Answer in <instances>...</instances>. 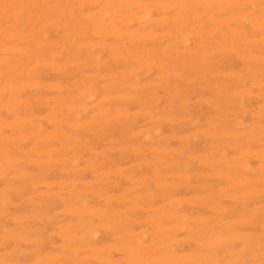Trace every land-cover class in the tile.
<instances>
[{
  "label": "rangeland",
  "instance_id": "rangeland-1",
  "mask_svg": "<svg viewBox=\"0 0 264 264\" xmlns=\"http://www.w3.org/2000/svg\"><path fill=\"white\" fill-rule=\"evenodd\" d=\"M2 1V2H1ZM6 1V2H5ZM16 1V2H15ZM25 2H23V0H11V2L9 1V0H0V45L2 46H0V103L3 105V104H5L4 106H1V108H0V129H2V131L0 130V158H2L1 159V161H0V172L1 171H3L4 169H5V167H8L9 169H5L4 171H3V173H4V175H2V172L0 173V190L2 191V192H4V193H2L1 191H0V196H2L3 195V197H0V224H1V222H2V220H3V222H2V224H1V226H0V254H1V256H0V264H9V259H11V263L10 264H16L17 263V260H19L18 261V263L19 264H60V262H61V264L62 263H64V264H85V263H89V264H92V263H94V264H106L105 262H103V261H108L107 262V264H134V262H136L135 264H161V263H163V264H184V260H185V264H190V263H192V264H206L205 263V261L207 262V263H209V264H213V263H216L217 261H218V264H264V254L262 253V252H264V236H262V235H264L263 234V232H264V226H262L263 224H264V218H263V216H264V212L262 211V209H264L263 207H264V190H263V186H264V173H262V172H264L263 171V169L264 168H262L261 166H264V159H263V157H264V150L262 149V148H264V145H262V140H264V128L263 127H261V124L264 126V109H262V108H264V43L262 44V42H260V41H262V40H264V0H96V2L94 1V0H34V1H36L37 3L39 2V4H40V2L41 3H44V4H37L36 2H34L33 0H24ZM43 1V2H42ZM46 1L48 2L47 4H46ZM63 2V3H61V2ZM81 1V2H80ZM86 1V3H84ZM118 1H119V3H118ZM165 1V2H164ZM238 1V2H237ZM251 1H253V3L251 2ZM257 1V2H256ZM7 2H8V4H7ZM15 2V3H14ZM21 2H22V4H21ZM49 2H53L52 4H50ZM54 2H55V4H54ZM90 2V4H92V6L89 4L88 5V3ZM92 2H95L96 3V5L94 4V3H92ZM108 2H111V4L110 3H108ZM122 2V3H121ZM127 2V3H126ZM176 2V3H175ZM178 2V3H177ZM181 2V3H180ZM14 3V4H13ZM21 4L23 7L21 8V5H19V4ZM67 3V4H66ZM115 3V4H114ZM116 3H117V5H116ZM190 3V4H189ZM222 3H223V5H222ZM235 3V4H234ZM253 5H252V4ZM256 3V4H255ZM19 6H18V5ZM28 4L30 5V6H28ZM62 4V5H61ZM66 4V5H65ZM73 4V5H72ZM103 4V5H102ZM125 4V5H124ZM129 4V5H128ZM167 4H168V6H167ZM215 4H217V6H214ZM7 5H9V6H7ZM15 5V6H14ZM17 5V6H16ZM25 5V6H24ZM51 5H53V6H51ZM59 7H58V6ZM69 5H70V8L71 7H73V9L71 10L70 8H69ZM72 5V6H71ZM77 5V6H76ZM79 5V6H78ZM83 5V6H82ZM98 5V6H97ZM113 5V6H112ZM124 5V6H123ZM135 5V6H134ZM137 5H138V7H137ZM158 5V6H157ZM171 5V6H170ZM176 5V8H173L174 6ZM213 5V6H212ZM220 5V6H219ZM233 5V6H232ZM6 6V7H5ZM14 8H13V7ZM45 8V11H44V9H43V7ZM68 6V7H67ZM83 7V9H81L82 7ZM86 6V7H85ZM115 6L116 7H121L120 9L119 8H116L115 9ZM125 6H127V7H125ZM152 6V7H151ZM167 6V7H166ZM179 8H178V7ZM186 6V7H185ZM203 6V7H202ZM259 6V8H257ZM28 7V8H27ZM30 7V8H29ZM43 9H41V8ZM49 7V8H48ZM50 7H51V9H50ZM65 7V8H64ZM78 7H80V8H78ZM101 7H102V9H101ZM105 9H107V10H104L103 11V9L104 8ZM110 7V8H109ZM123 7V8H122ZM181 7V8H180ZM200 7V8H199ZM13 8V9H12ZM26 8V9H25ZM36 8V9H35ZM59 8V9H58ZM92 8V9H91ZM142 8V9H141ZM164 8H165V11H164ZM179 10H178V9ZM185 8V9H184ZM193 8H194V10H193ZM12 9V10H11ZM41 9V10H40ZM54 9H56V10H54ZM62 9V10H61ZM65 9V10H64ZM68 9H70V11L68 10ZM74 9H76V11L74 10ZM112 9H115V12H114V10H112ZM139 9H141V10H139ZM168 9V10H167ZM183 9V10H182ZM197 9H199V11L197 10ZM4 10H6L5 12H3ZM8 10V11H7ZM28 12H27V11ZM37 10V11H36ZM40 10V11H39ZM51 10V11H50ZM61 10V11H60ZM69 11V12H71L72 14V16L70 15V13H68V11L67 12H64V11ZM83 10V11H82ZM96 10H97V12H96ZM109 10H111V11H109ZM119 10H121V11H119ZM130 10V11H129ZM150 11V12H148V11ZM181 10V11H180ZM235 10V11H234ZM239 10V11H238ZM247 10V11H246ZM261 10H263V11H261ZM22 11H24V12H22ZM73 11V12H72ZM80 11V12H79ZM92 11H94L93 12V14H92ZM103 11V12H102ZM105 11H107V13H108V15H106V12ZM129 11V12H128ZM132 11H133V14H130V13H132ZM148 12V13H146V12ZM163 11H164V13H163ZM175 11V12H174ZM193 13H192V12ZM197 11V12H196ZM221 11V12H220ZM240 11H241V13H240ZM250 11V12H249ZM252 11H255V13L253 14L252 13ZM27 12V13H26ZM35 12H36V14H35ZM38 12V13H37ZM40 12V13H39ZM46 12V13H45ZM58 14H57V13ZM75 12V13H74ZM113 12L115 13V15H113ZM186 12H187V14H186ZM226 12V13H225ZM234 12V13H233ZM263 12V14L261 15V13ZM25 13H26V15H25ZM33 15H31V14ZM46 15H45V14ZM51 13H55L56 15H50ZM78 13V14H77ZM83 13V14H82ZM88 13H90V14H92V15H89ZM99 13V14H98ZM109 13H111V14H109ZM125 13H126V15H128V17L125 15ZM143 13H145V14H143ZM149 13H150V15H149ZM175 13V14H174ZM191 13H192V15H191ZM212 13V14H211ZM214 13V14H213ZM240 13V14H239ZM246 13V14H245ZM251 13V14H250ZM259 13V14H258ZM22 14V15H21ZM23 14L25 15V16H23ZM29 14V15H28ZM40 14V15H39ZM61 14H63L62 16H61ZM67 16H66V15ZM68 14H69V16H68ZM96 14H98L97 16L99 17V18H97V16H96V18L94 17ZM118 14V15H117ZM131 16H130V15ZM135 14V15H134ZM146 14H148V15H146ZM221 14V15H220ZM232 14V15H231ZM10 15L12 16V17H10ZM28 15V16H27ZM39 15V16H38ZM41 15H42V17H41ZM59 15V16H58ZM74 15H75V17H74ZM77 15V16H76ZM80 15V16H79ZM84 15V16H83ZM103 17H102V16ZM112 15V16H111ZM117 15V16H116ZM132 15H134V18H133V16ZM144 15V16H143ZM188 15H189V17H188ZM199 15V16H198ZM209 15V16H208ZM215 15V16H214ZM259 17H257V16ZM261 15V16H260ZM8 18H7V17ZM64 16V17H63ZM87 16V17H86ZM90 16V17H89ZM109 16V17H108ZM111 16V17H110ZM115 16V17H114ZM124 16V17H123ZM126 16V17H125ZM141 16H143V17H141ZM146 16V20L145 19H142V18H144ZM165 16V20L167 21V23H166V21L164 20V17ZM197 16V17H196ZM202 16V17H201ZM218 16V17H217ZM246 18V20L244 19V20H242L244 17ZM28 17H30V18H28ZM40 17V18H39ZM52 17V18H51ZM73 17V18H72ZM101 17H102V19H101ZM106 17V18H105ZM117 17V18H116ZM120 17H123V19L121 18L120 19ZM138 18V20H139V22H138V20L136 21V19ZM140 17H141V22H140ZM149 17V18H148ZM175 17V18H174ZM196 17V18H195ZM200 17V18H199ZM209 17H212L213 19L215 18V20L213 21V19L211 18V20H208V18ZM257 17V18H256ZM15 18V19H14ZM27 18V19H26ZM36 18H37V20H36ZM46 18H47V22H46ZM51 18V19H50ZM70 18H72L70 21H69V19ZM90 18H92L91 20H90ZM103 18H105L104 19V22H102V26H101V21H103ZM116 18V19H115ZM125 18H127L126 20H128V21H126L125 20ZM133 19V21H132V19ZM163 18V19H162ZM193 18H194V21H193ZM236 18V19H235ZM255 18V19H254ZM21 19H24V20H21ZM39 19H41V21H39ZM66 19V20H65ZM119 19V20H118ZM150 19V20H149ZM155 19H157L156 20V24H154L155 22H153V21H155ZM196 19L198 20V21H196ZM204 19H206V20H204ZM210 19V18H209ZM226 21H225V20ZM227 19H228V21H227ZM233 19H235V21L233 20ZM238 19V20H237ZM241 19V20H240ZM263 19V20H262ZM15 20H17V21H15ZM55 20V21H54ZM56 20H57V22H56ZM60 20V21H59ZM63 20V21H62ZM86 20V21H85ZM94 20V21H93ZM97 20H100V22L98 21V22H96L95 23V21H97ZM105 20H106V22H105ZM118 20V21H117ZM152 20V21H151ZM159 20H160V22H159ZM162 20V21H161ZM172 20V21H171ZM189 21V23H188V21ZM222 20V21H221ZM251 21V22H249V21ZM253 20H255V21H253ZM256 20H257V22H256ZM14 21V22H13ZM44 21V22H43ZM56 22V23H53V22ZM60 23H59V22ZM66 21V22H65ZM78 21V22H77ZM108 21H109V23H108ZM113 21V22H112ZM116 23H115V22ZM165 22V23H162V22ZM178 21V22H177ZM219 21H221V22H219ZM233 21V22H232ZM261 21V22H260ZM37 22V23H36ZM39 22V23H38ZM80 22V23H79ZM92 22V23H91ZM118 22V23H117ZM128 22V23H127ZM131 24H130V23ZM133 22V23H132ZM158 22V23H157ZM170 22V23H169ZM186 22V23H185ZM198 23V24H195V23ZM208 22H210L209 24H207ZM213 22H214V24H213ZM226 22V23H225ZM253 22H255V23H253ZM17 23V24H16ZM28 23V24H27ZM53 23V24H52ZM60 25H59V24ZM84 23H85V25H84ZM94 23V24H93ZM110 23H113V24H111L110 25ZM125 23V24H124ZM126 23H127V25H126ZM138 23H140V24H138ZM142 23H144L143 25H142ZM185 25H184V24ZM204 23V24H203ZM219 23V24H218ZM237 23V24H236ZM245 23V24H244ZM10 25V27L11 26H14L15 28L13 29V27H11V31L9 30V26L8 25ZM48 24V25H47ZM52 24V25H51ZM66 24H68V25H66ZM71 26H70V25ZM76 24V25H75ZM88 24H90L91 25V27H90V25H88ZM98 24H99V26H98ZM108 24V25H107ZM119 26H118V25ZM124 24V25H123ZM130 24V25H129ZM150 24H151V26H150ZM153 24V25H152ZM171 24H173V26L171 25ZM192 24H194V26H192ZM201 24H202V26H201ZM207 24V25H206ZM227 24V25H226ZM239 24H241V25H239ZM254 24H255V26H254ZM259 24H260V26H259ZM8 27H7V26ZM33 26V27H30V26ZM43 25V26H42ZM51 25V26H50ZM64 25V26H63ZM66 25V26H65ZM98 27H100V28H98L97 29V26ZM115 25V26H114ZM122 25V26H121ZM134 25V26H133ZM200 25V26H199ZM238 25V26H237ZM245 25V26H244ZM6 26V27H5ZM17 26V27H16ZM24 26H26V27H24ZM42 26V27H41ZM50 26V27H49ZM54 26V27H53ZM84 26V27H83ZM117 26V27H116ZM125 26V27H124ZM130 26V29L129 28H127V27H129ZM141 28H140V27ZM142 26H144L145 28H146V30L145 31H143L144 29V27L142 28ZM148 26V27H147ZM157 26V27H156ZM162 26V27H161ZM185 28H184V27ZM206 26V27H205ZM22 27H24L22 30H21V28ZM40 27H41V29H40ZM44 27H47V28H44ZM61 27H63V28H61ZM68 27V28H67ZM74 27H76V28H74ZM77 27H79V28H77ZM82 27V28H81ZM120 29H119V28ZM201 27V28H200ZM227 27V28H226ZM235 29H234V28ZM237 27H240V28H237ZM51 28V29H50ZM53 28H58V29H55V30H57L59 33H57V31H55ZM61 28V30H59ZM71 28V29H70ZM102 28V29H101ZM109 28V29H108ZM121 28H123V29H121ZM139 30V28H140V30L138 31L137 29ZM153 30H152V29ZM163 28V29H162ZM170 28V29H169ZM187 28H189V29H187ZM200 28V29H199ZM231 28V29H230ZM244 28V29H243ZM260 28V29H259ZM4 29H5V31H4ZM45 29V30H44ZM73 29V30H72ZM76 29V30H75ZM84 29V30H83ZM92 29V31H90ZM95 29V30H94ZM106 29V30H105ZM117 30V31H115V30ZM125 29V30H124ZM143 29V30H142ZM156 29V30H155ZM184 29V30H183ZM243 29V30H242ZM255 29H256V31H255ZM36 30V31H35ZM83 30V31H82ZM100 30V32H98ZM128 30V31H127ZM131 30V31H130ZM132 30H135L136 31V33L135 34H131L130 36H132V35H135L134 37L132 36V37H130L129 36V33H133V32H135V31H132ZM153 32H152V31ZM168 30V31H167ZM173 30V31H172ZM177 30H179V31H177ZM188 30H190V31H188ZM210 30H212V31H210ZM227 30V31H226ZM241 30H242V32H241ZM32 31V32H31ZM40 31H42V32H40ZM63 31H64V33H63ZM73 31V32H72ZM94 31L96 32H98V34H95L94 33ZM102 31V32H101ZM105 31V32H104ZM110 31V32H109ZM114 31V32H113ZM141 31V33H139ZM150 31H151V33H150ZM154 31H156V32H154ZM214 31H216V32H214ZM235 31V32H234ZM240 32V34L239 33H237V32ZM255 31V32H254ZM66 32V33H65ZM73 34H72V33ZM112 32V33H111ZM119 32H120V34H119ZM124 32V33H123ZM142 32L144 33V32H146L147 34H142ZM181 32V34H179ZM185 32V33H184ZM196 32H197V34H196ZM202 32V33H201ZM228 32V33H227ZM234 32V33H233ZM3 33V34H2ZM17 33V34H16ZM19 33V34H18ZM34 33V34H33ZM43 33V34H42ZM57 33V34H56ZM72 35H71V34ZM86 33V34H85ZM91 33V34H90ZM102 33V34H101ZM110 33V34H109ZM113 33H115V34H113ZM139 33V34H138ZM149 33H150V35L151 34H153V35H149ZM161 33V34H160ZM162 33H163V35H162ZM183 33V34H182ZM188 33V34H187ZM191 33H192V35H191ZM194 33H195V35H197V36H195L194 35ZM213 33V34H212ZM217 33V34H216ZM224 33V34H223ZM253 33H255L254 35H253ZM38 36H37V35ZM69 34V35H68ZM117 34H119V35H117ZM123 34H126V35H123ZM138 35V37H136L137 35ZM212 34V35H211ZM17 35V36H16ZM22 35V36H21ZM50 35V36H49ZM61 35V36H60ZM63 35V36H62ZM65 35V36H64ZM66 35H68V38H67V36ZM81 35V36H80ZM84 35V36H83ZM94 35H95V38H94ZM105 36V38H104V36ZM108 35H109V37H108ZM110 35H111V37H110ZM114 37H113V36ZM122 35V36H121ZM140 35H143V36H140ZM159 35V36H158ZM177 35H179V36H177ZM183 35V36H182ZM186 35V36H185ZM190 35H191V37H193V38H191L190 37ZM214 35V36H213ZM229 35V36H228ZM253 35V36H252ZM18 36H21L20 37V40L17 38ZM28 36H30V37H28ZM32 36V37H31ZM34 36V37H33ZM59 36V37H58ZM70 36V37H69ZM83 36V37H82ZM89 36V37H88ZM120 36V37H119ZM145 36H147V37H145ZM150 38H149V37ZM156 36V37H155ZM161 36V37H160ZM168 36V37H167ZM175 36V37H174ZM177 36V37H176ZM205 38H204V37ZM237 36H238V40H237ZM247 36V37H246ZM28 37V38H27ZM36 37L38 38V39H36ZM46 37V38H45ZM63 37V38H62ZM74 37V38H73ZM81 38V39H78V38ZM86 37V38H85ZM100 37V38H99ZM123 37V38H122ZM170 37H171V39H170ZM173 37V38H172ZM187 37V38H186ZM189 37V38H188ZM208 37V38H207ZM236 37V38H235ZM251 37V38H250ZM4 38V39H3ZM8 38V39H7ZM30 38L33 40H30ZM71 38V39H70ZM98 38H99V40H98ZM103 38H104V41H103ZM109 38V39H108ZM131 38H132V40H131ZM144 38H146L145 39V41H144ZM148 38V39H147ZM158 38V39H157ZM162 38V39H161ZM175 38V39H174ZM183 38H185V40L183 39ZM203 38V39H202ZM210 38V39H209ZM213 38V39H212ZM233 38H235L234 40H235V42H234V44L233 45H231V40H233ZM246 38V39H245ZM260 38V39H259ZM261 38H262V40H261ZM12 39V40H11ZM15 39H18V40H15ZM29 39V40H28ZM37 41H36V40ZM45 39V40H44ZM61 39V40H60ZM66 41H65V40ZM70 39V40H69ZM102 39V40H101ZM118 39H119V41H118ZM139 39V40H138ZM141 39H143V40H141ZM170 39V40H169ZM173 39V40H172ZM184 41H183V40ZM187 39V40H186ZM209 39V40H208ZM215 39V40H214ZM245 39V40H244ZM257 39V40H256ZM259 39V40H258ZM56 40V41H55ZM63 40V41H62ZM78 40V41H77ZM92 40V41H91ZM101 40V41H100ZM116 40V41H115ZM121 40V41H120ZM127 40V41H126ZM130 40V41H129ZM163 40V43L161 42ZM182 40V42L183 43H181L180 41ZM233 40V41H234ZM253 40H256V41H253ZM2 41V42H1ZM17 41V42H16ZM27 41H29V42H27ZM31 41V42H30ZM48 43H47V42ZM68 41V42H67ZM98 43V41H100L97 45H93V42H94V44L96 43V42ZM103 41V42H102ZM133 43H135V44H133ZM135 41V42H134ZM142 41H143V43H142ZM148 41H150V42H148ZM160 41V42H159ZM229 41V42H228ZM238 41V42H237ZM251 41V42H250ZM252 41H253V43H252ZM47 44H46V43ZM119 44H118V43ZM127 42H129V43H127ZM139 42H141L142 43V45H141V43H139ZM147 42V43H146ZM156 42V43H155ZM167 42H169V43H167ZM180 42V43H179ZM215 42H217V43H215ZM221 42V43H220ZM243 42H245V43H243ZM256 42V43H255ZM259 42V43H258ZM4 43V44H3ZM21 43V44H20ZM24 43H26V44H24ZM28 43V44H27ZM39 43V44H38ZM66 43V44H65ZM83 43H84V46H82L83 45ZM93 45V46H91V44ZM101 43V44H100ZM105 43V44H104ZM111 43V44H110ZM130 43H131V45H130ZM146 43V44H145ZM155 43V44H154ZM175 44L174 46H173V44ZM189 44V45H187V44ZM191 43V44H190ZM197 43V44H196ZM212 43V44H211ZM218 43H220V44H222L221 46L218 44ZM238 43V44H237ZM249 43H250V45H249ZM258 43V44H257ZM35 44V45H34ZM44 44H45V46H44ZM52 44V45H51ZM82 44V45H81ZM90 44V45H89ZM103 44V45H102ZM110 44V45H109ZM114 44V45H113ZM171 44V45H170ZM181 44V45H180ZM185 44L190 48L189 50H188V47L187 46H185ZM196 44V45H195ZM204 44V45H203ZM224 44H225V47H224ZM227 44V45H226ZM230 44V45H229ZM243 44V45H242ZM253 44H255V45H253ZM257 44V45H256ZM4 45V46H3ZM13 45H14V47L16 48V47H18V48H13V49H11V47H13ZM29 45V46H28ZM54 45H55V48H54ZM58 45V47H59V49L57 50V48H56V46ZM63 45H65V47H63ZM79 45V46H78ZM100 45V46H99ZM107 45V46H106ZM120 47H119V46ZM128 45V46H127ZM137 45H139V46H137ZM144 45V46H143ZM162 45V46H161ZM165 45V46H164ZM202 45V47H200ZM238 45V46H237ZM242 45V46H241ZM7 46H9L10 48L9 49H11V50H9L8 48H6ZM37 46V47H36ZM81 46V47H80ZM90 46V48H87V47H89ZM118 46V47H117ZM125 46V47H124ZM133 46H135V47H133ZM154 46V47H153ZM158 46L160 47V48H158ZM177 46H181V47H177ZM205 46L207 47V48H205ZM211 46V47H210ZM215 46V47H214ZM216 46H217V48H216ZM227 46V47H226ZM28 47V48H27ZM36 47V48H35ZM40 49H39V48ZM45 47V48H44ZM50 47H51V49L52 48H54V49H52V50H50ZM111 48V49H109V48ZM113 47V48H112ZM115 47V48H114ZM127 47H129V49L127 48ZM131 47V48H130ZM137 47H138V49H137ZM149 47V48H148ZM169 47H171V48H169ZM174 47V48H173ZM185 47L187 48L186 50L188 51H186L185 50ZM199 47H200V49H199ZM204 47V48H203ZM214 47V48H213ZM245 47H246V49H245ZM1 48H3V49H1ZM6 48V49H5ZM21 48H23V49H21ZM38 48V49H37ZM44 48V49H43ZM48 48V49H47ZM79 48V49H78ZM98 48V49H97ZM116 48H118L117 50H114V49H116ZM144 50H143V49ZM152 48V49H151ZM153 48H155V50L153 49ZM162 48H166L164 51L162 50ZM170 49V55H167L168 54V52H169V49ZM175 48L177 49V50H175ZM196 48H198V49H196ZM210 48H211V50H210ZM227 48V49H226ZM233 48V49H232ZM243 48V49H242ZM5 49V50H4ZM7 49H8V51H7ZM29 49V50H28ZM32 49V50H31ZM43 49V50H42ZM62 49V50H61ZM64 49V50H63ZM67 49H69V50H67ZM82 49V50H81ZM93 49V51H91ZM105 49V50H104ZM123 49V50H122ZM148 49V50H147ZM160 50V52H158L159 50ZM181 49V50H180ZM195 49H196V51H195ZM214 49V50H213ZM223 49H225V50H223ZM228 49H230L229 51H227ZM26 50V51H25ZM34 50H37L36 52L34 51ZM42 50V51H41ZM55 50H57V51H55ZM71 50H75V51H71ZM85 50V51H84ZM112 50H114V52H116L117 54H118V52L117 51H119V55H117L116 53H114ZM127 50V51H126ZM130 50V51H129ZM135 50V51H134ZM137 50V51H136ZM158 50V51H157ZM168 50V51H167ZM203 50V51H202ZM207 50H210L211 51V53H210V51H207ZM218 50H222V51H218ZM244 50V51H243ZM250 50V51H249ZM10 51V52H9ZM55 51V52H54ZM59 51V52H58ZM61 51V52H60ZM62 51H63V53H62ZM85 52V54H84V52ZM102 51V52H101ZM110 51H112V52H110ZM123 51H125V52H127L128 53V55L125 53V52H123ZM129 51V52H128ZM172 51V52H171ZM181 51V52H180ZM214 51H217V52H214ZM224 51V52H223ZM227 51V52H226ZM230 51H233V52H230ZM257 51L259 52V53H261V54H259V53H257ZM12 52V53H11ZM24 52V53H23ZM31 52V55H29L28 53H30ZM44 52V53H43ZM48 52V53H47ZM54 52V53H53ZM66 54H65V53ZM72 52H74V54H71ZM132 52V53H131ZM137 52L139 53V52H141V53H143V54H138V55H141L142 56V58H140V56H138L137 55ZM165 52V53H164ZM167 52V53H166ZM176 52V54H174L173 55V53H175ZM179 52V53H178ZM187 52V53H186ZM194 52H195V54H194ZM197 52V53H196ZM214 52V53H213ZM220 52H222V53H220ZM252 53V54H249V53ZM15 53V54H14ZM41 53V54H40ZM57 53H58V55H57ZM59 53H60V55H59ZM77 55H76V54ZM93 55H92V54ZM98 55H97V54ZM109 53H111V54H109ZM114 55H113V54ZM122 53V55L123 56H121L120 54ZM130 53V54H129ZM133 53H135V54H133ZM164 53V55H165V57H164V55H162ZM172 53V54H171ZM191 53V54H190ZM217 55H216V54ZM220 53V54H219ZM24 54H25V56H24ZM27 54H28V56H31L30 57V59H32L33 61H31V60H28V56H27ZM33 54H37V55H34L33 56ZM48 54H49V56H48ZM56 54V55H55ZM68 54V55H67ZM157 54V55H156ZM185 54H187V56L185 55ZM193 54V55H192ZM230 54H232V55H230ZM55 55V58L53 59V56ZM66 55H67V57H66ZM87 55H91V56H87ZM95 55H97V56H95ZM101 55V56H100ZM115 55H117L116 57H119V56H121L122 58H120L119 57V59H115V61H113L114 60V56ZM133 57H132V56ZM146 55V56H145ZM161 55V56H160ZM191 57H190V56ZM206 55V56H205ZM209 55V56H208ZM212 55H213V57H212ZM216 55V56H215ZM221 55V56H220ZM224 55V56H223ZM226 55V56H225ZM230 55V56H229ZM245 55V56H244ZM251 55V56H250ZM258 55L260 56V57H258ZM2 56H4L3 58H2ZM46 56V57H45ZM57 56V57H56ZM101 58H100V57ZM112 56H113V59H112ZM129 56V57H128ZM137 56V57H136ZM143 56H145V59H144V57ZM147 56H149V57H147ZM153 56V57H152ZM166 56L167 57H169V58H166ZM176 56H177V58H176ZM218 56V58H216ZM231 56H233V57H231ZM247 56L249 57L248 59H247ZM10 57V58H9ZM26 57V58H25ZM28 57V58H27ZM34 57V58H33ZM52 57V58H51ZM84 57V58H83ZM96 57L98 58L97 60H96ZM136 57V58H135ZM163 57V58H162ZM175 57V58H174ZM190 58V60H189V58ZM209 57V58H208ZM211 57V58H210ZM243 57H245V58H243ZM254 57H256L255 58V60L253 61V59H254ZM263 58V60H262V58ZM2 58V59H1ZM8 58V59H7ZM11 58H12V60H11ZM39 59V60H36V59ZM46 58V59H45ZM59 58V59H58ZM62 58H63V60H62ZM90 58H93V61H90V60H92V59H90ZM111 58V59H110ZM123 58H127V62H126V60L125 59H123ZM134 60H133V59ZM139 58V59H138ZM148 58V59H147ZM154 60H153V59ZM157 58V59H156ZM158 58H159V60H158ZM165 58V59H164ZM173 60V62H174V65H175V68H174V65H173V63H171L172 62V60ZM185 58V59H184ZM216 58V59H215ZM257 58H259V60L257 59ZM5 59V60H4ZM13 59H15V60H13ZM20 59L22 60V61H20ZM67 59V60H66ZM81 59V60H80ZM89 59V60H88ZM107 59H110L111 61H113L112 63H110L109 62V60H107ZM135 59L137 60L136 62H135ZM177 59H179V60H177ZM187 59V60H186ZM202 61H201V60ZM232 59H233V61H232ZM247 59V60H246ZM257 59V60H256ZM8 60V61H7ZM23 60H24V63H23ZM80 60V61H79ZM89 62H88V61ZM94 60H96V62L94 61ZM119 60V61H118ZM124 60H125V62H124ZM132 60V61H131ZM143 60H145V61H143ZM149 60H151L150 62H154V65H153V63H152V65L154 66V68L153 67H151V66H149L150 64L148 63V61ZM165 60V61H164ZM196 60V61H195ZM200 60V61H199ZM206 62H205V61ZM222 60H223V62H222ZM261 60H262V62H261ZM6 63H5V62ZM10 61H11V63H10ZM29 61V62H28ZM40 61V62H39ZM61 61V62H60ZM64 61H65V63H64ZM81 61H83L82 63H81ZM104 61V62H103ZM122 61V62H121ZM139 61H141V62H139ZM143 61V62H142ZM147 61V62H146ZM157 61V62H156ZM187 63H186V62ZM188 61H190V62H188ZM211 61V62H210ZM218 61H220V65H219V62ZM246 61V62H245ZM249 61V62H248ZM256 61V62H255ZM259 61V62H258ZM17 63V66L15 65L16 63ZM19 62H21V64H19ZM32 62V63H31ZM38 62V63H37ZM55 63V65H54V63ZM57 62V63H56ZM115 62H121V64L119 65V63L117 64V66H116V64H115ZM132 62V63H131ZM133 62H134V64H133ZM146 62V63H145ZM158 62H159V64H161V66L158 64ZM163 62H166V63H163ZM182 62V63H181ZM198 62H200V64L198 63ZM210 62V63H209ZM216 62V63H215ZM255 62V63H254ZM2 63V64H1ZM29 63H30V65H29ZM40 63V64H39ZM48 63H50V64H48ZM79 63V64H78ZM81 63V64H80ZM88 63V64H87ZM102 63V64H101ZM109 63V64H108ZM172 64V66H171V64ZM186 64V65H184V68H183V66H181L182 64ZM191 63H192V65H191ZM195 63V64H194ZM207 64V67H206V65H204V64ZM215 63V64H214ZM218 63V64H217ZM5 64L7 65V67L5 66ZM26 64V65H25ZM43 64V65H42ZM66 64V65H65ZM83 64V65H82ZM84 64H87L86 66L84 65ZM96 64V65H95ZM126 64V65H125ZM129 64H130V66H129ZM149 64V65H148ZM155 64H157V65H159L158 66V68H155V67H157ZM164 64H169V65H164ZM191 65V66H189V65ZM204 65V66H202V65ZM209 64V65H208ZM211 64V65H210ZM216 64H217V67H216ZM255 64V65H254ZM3 65V66H2ZM11 65L14 67H12V69L10 68V70L8 69L9 67H11ZM19 65V66H18ZM22 65V66H21ZM29 65V66H28ZM40 65V66H39ZM59 65V66H58ZM94 65H95V68H94ZM99 65V66H98ZM107 65V66H106ZM144 65H146L145 67H144ZM163 65V66H162ZM221 65H223L222 67H221ZM254 67H253V66ZM4 66H5V69H4ZM25 66H27L26 68H25ZM31 66V67H30ZM35 66V67H34ZM51 66H53L52 68H51ZM61 66V67H60ZM65 66H67V67H65ZM69 66V67H68ZM77 66H78V68H77ZM112 66V67H111ZM169 66H170V68H169ZM202 68H201V67ZM15 67H17L18 69H16ZM23 67V68H22ZM30 67V68H29ZM47 67V68H46ZM63 67V68H62ZM64 67H65V69H64ZM84 67V68H83ZM135 68V69H132V68ZM145 68V71H144V68ZM149 67H151V68H149ZM161 67V68H160ZM168 67V68H167ZM177 67V68H176ZM212 67V68H211ZM214 67V68H213ZM25 68V71L24 70H22V69H24ZM29 68V69H28ZM45 68V69H44ZM51 68V70H48V69H50ZM56 68L58 69V70H56ZM68 68V69H67ZM73 68V69H72ZM77 68V69H76ZM80 68V69H79ZM182 68V69H181ZM191 68V69H190ZM192 68H193V70H192ZM231 68H234V69H231ZM28 69V70H27ZM36 70V71H34V73H33V71L32 70ZM42 69V70H41ZM60 69V70H59ZM93 69V70H92ZM102 69V72L100 71ZM106 69V70H105ZM111 71H110V70ZM129 69V70H128ZM130 69H132L133 71H131ZM140 69H142V70H139ZM147 69V70H146ZM166 69V70H165ZM173 69V70H172ZM183 69H186L187 71H185V70H183ZM203 69V71H201ZM212 69H214V70H212ZM216 69H217V71H216ZM218 69H220V70H218ZM16 70H18L17 72H15ZM41 70V71H40ZM43 70H45L46 72H47V74L45 73V71H43ZM53 70V71H52ZM65 70V71H64ZM76 70V71H75ZM105 70V71H104ZM149 70H151V71H149ZM170 70V71H169ZM175 70V71H174ZM207 70H209L208 72H207ZM247 70H249V71H247ZM256 70V71H255ZM258 70V71H257ZM14 71V72H13ZM29 71H30V73H29ZM32 71V72H31ZM52 71V72H51ZM55 71H56V73H55ZM62 71H64V72H66V73H64L63 74V72ZM81 71H82V74H81ZM84 71V72H83ZM100 73H99V72ZM122 71V72H121ZM131 71V72H130ZM148 71H149V73H148ZM163 71V72H162ZM165 71H167V72H165ZM174 71V72H173ZM211 71V72H210ZM214 73H213V72ZM219 71H221L220 73H221V75H220V73H219ZM226 71H227V73H229V74H227L226 73ZM229 71V72H228ZM259 71H260V73H259ZM263 71V72H262ZM9 72H11V73H9ZM36 72V73H35ZM39 72V73H38ZM50 72V73H49ZM58 72H60L61 74H59ZM71 72V73H70ZM121 72V73H120ZM131 74H130V73ZM148 74H147V73ZM151 72V73H150ZM168 72H172L171 74H169ZM194 72V73H193ZM224 72L227 74V76L229 77H227L225 74H224ZM256 74H255V73ZM6 73H9V74H6ZM29 75H28V74ZM70 75H68V74ZM74 73V74H73ZM78 73V74H77ZM106 73V74H105ZM130 75H129V74ZM159 73V74H158ZM163 73V74H162ZM185 73H187V74H185ZM188 73H189V75H188ZM196 73V74H195ZM204 73H206L204 76H203V74ZM232 75H231V74ZM254 73V74H253ZM3 76H2V75ZM22 74V75H21ZM34 74V75H33ZM36 74V75H35ZM39 74H40V83L41 84H43L44 83V85H40V83H39V81L37 80L36 81V78H39ZM45 75V76H43V75ZM58 74H59V76H58ZM67 76H66V75ZM76 74V75H75ZM95 74V75H94ZM105 74V75H104ZM124 74H126L125 76H124ZM133 74H134V76H133ZM135 74H136V76H135ZM165 74V75H164ZM168 74V75H167ZM176 74H177V76H178V74H180L179 76L181 77H179V78H177L176 80H177V83H175V77H177L176 76ZM223 74V75H222ZM252 74V75H251ZM15 75V76H14ZM17 75V76H16ZM31 75H33V77L31 76ZM64 75V76H63ZM73 75V76H72ZM94 75V76H93ZM111 75H114V76H111ZM121 75H122V77H121ZM148 75V76H147ZM172 75L174 76L173 78H172ZM208 75V76H207ZM214 75H216V76H214ZM225 75V76H224ZM235 75V76H234ZM236 75H238V77L236 76ZM240 75V76H239ZM243 75V76H242ZM249 75H250V77H249ZM253 75H255V76H253ZM258 75V76H257ZM19 76H20V78H19ZM89 76V77H88ZM132 76V77H131ZM144 76V77H143ZM147 76V77H146ZM160 76V77H159ZM167 76V77H166ZM193 76V77H192ZM196 76V79L194 78ZM209 76H212V78H210ZM232 76H234V77H232ZM12 77V78H11ZM32 77V78H31ZM43 77V78H42ZM63 77V78H62ZM88 77V78H87ZM91 77V78H90ZM93 77H94V79H93ZM96 77V78H95ZM129 77V78H128ZM136 77V78H135ZM142 78V79H138V78ZM158 77V78H157ZM163 77V78H162ZM169 77V78H168ZM188 77V78H187ZM226 77V78H225ZM240 77V78H239ZM254 77V78H253ZM259 77V78H258ZM14 78V80L16 81H14V80H12ZM35 78V79H34ZM62 78V79H61ZM81 78V79H80ZM98 78V79H97ZM103 78H105V79H103ZM111 79V80H109V79ZM136 80H135V79ZM163 79V81H167L168 82V85H166L167 84V82H164V84H162L163 83V81H162V79ZM183 78H185V79H183ZM195 80H194V79ZM197 78H198V80H197ZM203 78H205V79H203ZM239 78V79H238ZM5 79V80H4ZM19 79H20V81H19ZM21 79H23L22 81H21ZM25 79V80H24ZM32 79V80H31ZM33 79L35 80V81H33ZM58 79V80H57ZM77 79V80H76ZM80 79V80H79ZM97 79V80H96ZM103 79V80H102ZM116 79V80H115ZM124 79H126L125 81H124ZM137 79H138V81H137ZM159 79V80H158ZM166 79V80H165ZM173 79V80H172ZM180 81H179V80ZM203 79V81L201 82V80ZM206 79H209V81L208 80H206ZM225 79V80H224ZM248 79H251V80H249L248 81ZM75 82H74V81ZM90 80V81H89ZM94 82H93V81ZM113 80H115V81H113ZM121 80V81H120ZM134 82V83H132V81ZM142 82H141V81ZM182 80V81H181ZM190 80H191V82H190ZM192 80H194V81H192ZM204 80H205V85H204ZM239 80V81H238ZM242 81V83H241V81ZM245 80V81H244ZM259 80H261L259 83H260V86H258L259 84H258V81ZM13 81V82H12ZM80 81V82H79ZM110 81V82H109ZM128 81V82H127ZM130 81V82H129ZM140 81V82H139ZM184 81V82H183ZM200 83H199V82ZM244 81V82H243ZM16 83V85H15V83ZM26 82V83H25ZM31 82H32V84H31ZM34 82V83H33ZM56 82H59V84L58 83H56ZM77 82V83H76ZM83 82V83H82ZM87 82V83H86ZM91 82V83H90ZM122 82V83H121ZM135 82H136V85L138 84V86H136L135 85ZM138 82V83H137ZM149 82V83H148ZM151 82H153V84H154V82L156 83L157 82V84H154V85H156L157 87L155 88V86H153V84L151 83ZM161 82V83H160ZM179 82H181V83H179ZM189 82L191 83V84H189ZM239 82V83H238ZM254 82V83H253ZM257 82V83H256ZM6 83V84H5ZM10 83V84H9ZM12 83H13V85H12ZM36 83V84H35ZM93 83V84H92ZM105 83V84H104ZM124 83V84H123ZM125 83H130V84H132L131 86H130V84H125ZM202 83V84H201ZM212 83V84H211ZM225 85V84H227L226 85V87H223L222 85L223 84ZM256 83V84H255ZM263 83V84H262ZM5 84V85H4ZM9 84V85H8ZM19 84H21V85H19ZM27 84H29L28 86H27ZM48 84V85H47ZM65 84V85H64ZM81 84L82 85H86V88H85V85L84 86H81ZM92 84V85H91ZM104 84V85H103ZM107 84V85H106ZM111 84H114V85H111ZM147 85V86H150V87H148V88H150V89H145L144 87H147V86H144V85ZM159 84H162V85H159ZM178 84V86H177V89L176 88H174V89H176V92H174L175 90H172L173 89V87H176V85ZM195 84V86H192V85H194ZM212 86H211V85ZM218 86H217V85ZM229 84V85H228ZM2 85H4V86H2ZM11 85V86H10ZM26 85V86H25ZM38 85V86H37ZM53 85V86H55V87H52V88H54V90L51 88V86ZM58 85L60 86V87H58ZM64 85V86H63ZM71 85H73V86H71ZM75 85V86H74ZM89 85V86H88ZM96 85V86H95ZM101 85V86H100ZM142 85H143V87H142ZM159 85V86H158ZM174 85V86H173ZM204 85V86H203ZM242 85H243V87H245V88H243L242 87ZM255 85H257L256 87H255ZM263 85V86H262ZM7 86H9V88L7 87ZM13 86V87H12ZM14 86H15V88H14ZM19 86V87H18ZM22 86H24V87H26V88H24V87H22ZM44 87V88H42V87ZM57 86V87H56ZM65 86H70V87H65ZM79 88H78V87ZM88 86V87H87ZM105 86V87H104ZM106 86H107V88H106ZM108 86H109V88H108ZM118 86V87H117ZM120 86H121V89H120ZM124 86V88H122ZM126 86V87H125ZM128 86H130L131 87V89H129L130 87H128ZM138 87V88H136V87ZM140 86V87H139ZM173 86V87H172ZM216 86V87H215ZM231 86V87H230ZM239 86V87H238ZM263 88H262V87ZM4 87V88H3ZM11 87V88H10ZM17 87H18V90H16L17 89ZM28 87V88H27ZM46 87V88H45ZM64 87H65V89L68 91H66L65 89H64ZM82 87H84V89L82 88ZM91 87V88H90ZM114 87V88H113ZM128 87V88H127ZM152 87H154L153 89H152ZM160 87H162L163 89H161ZM170 87V88H169ZM191 87H194V89H192ZM206 87V88H205ZM207 87H210V88H212L211 90H210V88H207ZM230 87V88H229ZM248 87H250V88H248ZM253 87V88H252ZM259 87H261L260 89H259ZM20 88V89H19ZM49 88V89H48ZM56 88H58V90H56ZM59 88H61V89H59ZM82 88V89H81ZM119 88V89H118ZM127 88V89H126ZM139 88H141V89H139ZM216 88V89H215ZM233 88V89H232ZM239 88V89H238ZM242 88V89H241ZM15 91H14V90ZM31 89V90H30ZM43 89V90H42ZM48 89V90H47ZM87 89H90V90H87ZM94 89V90H93ZM97 89V91H100L99 93L97 92V91H95ZM100 89V90H99ZM155 89V90H154ZM214 89V90H213ZM231 90V91H229V94H228V91H224V90ZM236 89V90H235ZM19 90H20V92H21V94L19 93ZM25 90V91H24ZM79 90V91H78ZM113 90H115V91H113ZM124 90V92H122ZM127 90V92H125ZM148 90H150L151 91V93H150V91H148ZM179 90V91H178ZM189 90V91H188ZM209 90V91H208ZM220 90V91H219ZM235 90V91H234ZM239 90H241V91H239ZM243 90H244V92L246 93L247 92V94L246 95H248V96H246L245 94H243L244 92H243ZM8 91H9V93H8ZM18 91V92H17ZM22 91H23V95H22ZM40 91V92H39ZM69 91H71V92H69ZM73 91H74V94L76 95V96H73ZM76 91V92H75ZM105 91H106V93H108V94H106L105 93ZM113 91V92H112ZM129 91V92H128ZM155 91V94L153 95V92ZM159 91V92H158ZM168 91H170V92H168ZM178 91V92H177ZM220 92L221 94H223V95H221L220 93H218V92ZM225 93H224V92ZM25 92V93H24ZM43 94H42V93ZM51 92V93H50ZM67 92V93H66ZM79 92V93H78ZM87 92V93H86ZM201 92V93H200ZM242 93V95L240 96V94L239 93ZM5 93V94H4ZM17 93H18V95H17ZM35 93V94H34ZM69 93H71V94H69ZM80 93H81V95H80ZM97 93V94H96ZM112 93V94H111ZM114 93V94H113ZM144 93V94H143ZM174 93H176L174 96H173V94ZM203 93V94H202ZM231 93H234V94H231ZM238 93V96L239 97H242V98H239L236 94ZM250 95H249V94ZM3 94V95H2ZM7 94V95H6ZM14 94H16V96L15 97H13L12 99H10L11 98V96H14ZM42 94V96H40ZM47 94V95H46ZM65 94V95H64ZM68 94V95H67ZM186 94V95H185ZM190 94V95H189ZM193 94V95H192ZM199 94V95H198ZM216 94V95H215ZM225 94H226V96L228 97H226L225 96ZM2 95V96H1ZM22 95V96H21ZM92 95V97H90ZM97 95V96H96ZM106 95H108V96H106ZM120 95V96H119ZM123 95V96H122ZM134 95H135V97H134ZM136 95H138V96H136ZM143 95H145V96H143ZM153 95V96H152ZM157 95V96H156ZM162 95V96H161ZM182 95V96H181ZM185 95V96H184ZM201 95V96H200ZM221 95V96H220ZM256 95H258V96H256ZM58 96L60 97H62V99L61 100H59L58 99ZM94 96H96V98L94 97ZM112 96V97H111ZM116 96H118V97H116ZM133 96V97H132ZM159 96V97H158ZM180 96V97H179ZM192 96V97H191ZM222 96L224 97V98H222ZM250 96V97H249ZM254 96V97H253ZM3 97V98H2ZM8 97V98H7ZM10 97V98H9ZM18 97V98H17ZM22 97V98H21ZM33 97H34V99H33ZM36 97H37V99H36ZM39 97H42V98H39ZM48 97V98H47ZM64 97H65V99H64ZM68 99H67V98ZM77 97V98H76ZM84 97H86V98H84ZM94 97V98H93ZM105 97V98H104ZM108 97H110V98H108ZM122 97V98H121ZM132 97V98H131ZM152 97V98H151ZM156 97H158V98H156ZM162 97V98H161ZM183 97V98H182ZM187 97V98H186ZM5 98V99H4ZM27 98H30V99H28L27 100ZM39 98V99H38ZM46 98H47V100H46ZM50 98H51V101H50ZM55 98V99H54ZM71 98H73V101L71 100ZM78 98H80V99H78ZM90 98H92V99H90ZM114 98H116V102H115V99ZM131 98V99H130ZM137 98V99H136ZM155 98V99H154ZM161 98V99H160ZM169 98V99H168ZM177 98V99H176ZM181 98V99H180ZM191 98V99H190ZM202 100H201V99ZM227 98V99H226ZM238 98H239V100H238ZM10 99V100H9ZM23 100V101H21V100ZM36 99V100H35ZM52 99H54V101L52 100ZM78 99V100H77ZM86 99V100H85ZM100 99H102L101 101H100ZM104 99V100H103ZM112 99V100H111ZM114 99V100H113ZM119 99V100H118ZM129 99V100H128ZM134 99V100H133ZM139 99V100H138ZM187 100L186 102H185V100ZM199 99V100H198ZM210 99H211V101H210ZM215 99V100H214ZM220 99H221V101H220ZM222 99H224V100H222ZM7 100H8V103H7ZM13 100V101H12ZM21 101L20 103H19V101ZM24 100H27V101H24ZM41 102H40V101ZM49 100V101H48ZM70 100H71V102H70ZM80 100H83V101H80ZM98 100V101H97ZM122 100V101H121ZM125 100V101H124ZM179 100V101H178ZM191 100V101H190ZM196 100H198V101H196ZM213 100H214V102H213ZM216 100H218L217 102H216ZM226 100V101H225ZM240 100H243V101H241L240 102ZM11 101V102H10ZM30 101V102H29ZM37 101H38V103H37ZM44 101V102H43ZM48 103H47V102ZM60 101V104L58 103V105H57V102H59ZM67 101V102H66ZM80 101V102H79ZM127 101V102H126ZM159 101H160V103H159ZM170 101V102H169ZM182 101V102H181ZM206 101L209 103L210 102V104H207L206 103ZM225 101V102H224ZM245 101V102H244ZM4 102V103H3ZM55 102V103H54ZM64 102H65V104H64ZM73 102V103H72ZM79 102V103H78ZM110 102V103H109ZM147 102V103H146ZM173 102V103H172ZM187 104H185V103ZM190 102V103H189ZM192 102H194V103H192ZM233 102V103H232ZM243 102V103H242ZM46 103V104H45ZM71 103V104H70ZM76 103H78V105L76 104ZM84 103V104H83ZM94 103V104H93ZM107 103V104H106ZM149 103V104H148ZM152 103V104H151ZM156 103V104H155ZM170 103H171V105H170ZM185 105H184V104ZM192 103V104H191ZM215 103H218V104H215ZM223 103V104H222ZM228 104V106H230V107H228V106H226L227 104ZM235 103V104H234ZM28 104V105H27ZM62 104H63V106H62ZM85 104H86V106H85ZM93 104V105H92ZM106 104V106H104ZM130 104V106H128ZM141 104V105H140ZM154 104V105H153ZM183 104V105H182ZM199 106V107H197V105ZM201 104H203L202 106H201ZM207 104V105H206ZM212 104H215V105H212ZM226 104V105H225ZM230 104V105H229ZM25 107H24V106ZM31 105V106H30ZM43 105H45L44 107H43ZM49 105V106H48ZM52 105H53V107H55V108H53L52 107ZM68 105V106H67ZM69 105H71V106H69ZM81 107H80V106ZM91 105V106H90ZM111 105V106H110ZM146 105V106H145ZM163 105H165V106H163ZM195 105V106H194ZM210 105V106H209ZM221 106L220 108L219 107H216V106ZM234 105L236 106L237 105V108L235 107V108H233L234 107ZM242 105V106H241ZM17 106V107H16ZM30 106V107H29ZM33 106V107H32ZM36 106L38 107H40V108H36ZM61 106H62V108H61ZM80 107L79 109H81V110H79L78 109V107ZM118 108H117V107ZM143 106H145V107H143ZM149 106V107H148ZM152 106V107H151ZM154 106V107H153ZM185 108H183V107ZM185 106H188V107H185ZM191 106H193V107H191ZM201 106V107H200ZM214 106V107H213ZM231 106H232V108H231ZM260 106V107H259ZM261 106H262V108H261ZM2 107H4V108H2ZM23 107V108H22ZM32 107V108H31ZM43 107V108H42ZM52 107V108H51ZM73 107V108H72ZM83 107H87V108H83ZM90 107V108H89ZM98 107H100V109H97ZM104 107V108H103ZM108 109H106V108ZM140 107V108H139ZM241 107V108H240ZM243 107V108H242ZM30 108V109H29ZM34 108H36V110L34 109ZM69 108V109H68ZM82 108H83V110H82ZM101 108H103L105 111L104 112H102L103 111V109H102V111H101ZM117 108V109H116ZM127 108V109H126ZM149 108H151L150 110H149ZM170 108V109H169ZM174 108V109H173ZM176 108V109H175ZM187 108H189V109H187ZM200 108V109H199ZM212 108V109H211ZM213 108H214V110H213ZM217 108H219L218 110H220V111H216V109ZM227 108V109H226ZM259 108H261V110L259 109ZM3 109V110H2ZM6 109V110H5ZM8 109V110H7ZM22 109V110H21ZM37 109H38V111H37ZM53 109V111H51ZM56 109V110H55ZM63 109V110H62ZM72 109H74V110H72ZM93 109V110H92ZM110 109V110H109ZM144 109H145V111H144ZM172 109V110H171ZM179 109V111H177ZM187 109V110H186ZM211 109V110H210ZM229 109V110H228ZM241 109V110H240ZM254 109V110H253ZM10 110V111H9ZM19 110H21V112L19 111ZM29 110V111H28ZM35 111V113L33 112L32 113V111ZM78 110L80 111V112H78ZM86 110V111H85ZM100 112H99V111ZM115 110V111H114ZM120 110L121 111H123L122 113L120 112ZM129 110V111H128ZM170 110V111H169ZM245 111V112H243V111ZM2 111V112H1ZM23 111V112H22ZM51 114V113H53V116H52V114H51V116L50 115H48L49 117L48 118H45V115L46 114H49L48 112ZM57 111V112H56ZM58 111L59 112H62V113H58ZM67 111H68V114H70V115H67ZM72 111V112H71ZM76 111V112H75ZM138 112L137 114H138V116H137V114H136V112ZM146 111H148V112H146ZM159 112V114L157 115L156 114V112ZM176 111V112H175ZM185 111V112H184ZM229 111H231L230 113H229ZM241 112L240 114L239 113H237V112ZM18 112V113H17ZM29 112V113H28ZM30 112L32 113V114H30ZM78 112V113H77ZM83 112L85 113L84 115H85V117H84V115L82 116V114H83ZM109 114H108V113ZM119 112H120V115L122 114V116H120L119 115ZM125 112V113H124ZM130 112V113H129ZM145 112H146V114H145ZM183 114H182V113ZM224 112V113H223ZM233 112V113H232ZM21 113H23L22 115H21ZM30 114L29 115V117H28V114ZM65 113V114H64ZM77 113V114H76ZM106 113V114H105ZM118 113V114H117ZM129 113V114H128ZM132 113H134V115L132 114ZM191 113V114H190ZM262 113V114H261ZM8 114V115H7ZM19 114L21 115V116H23V121H25V122H23V121H21L20 122V120H22V117H19ZM55 114V115H54ZM57 114H59L57 117H56V115ZM60 114H61V116H60ZM78 114H80L79 116H80V118L77 116ZM115 114L117 115V116H115ZM136 114V115H135ZM141 114V115H140ZM143 114V115H142ZM154 114V115H153ZM169 114H170V116H169ZM199 114H201V115H199ZM225 114V116H222V115H224ZM235 114H237V115H235ZM245 114V116H244V118H243V115ZM246 114H247V116H246ZM10 115H13V116H10ZM65 115V116H64ZM66 115H67V117H66ZM94 115L96 116L95 118H94ZM99 115V116H98ZM107 115V116H106ZM124 115H127V116H125L124 117ZM130 115V116H129ZM148 115V116H147ZM153 115V116H152ZM158 117H157V116ZM175 115V116H174ZM185 115V116H184ZM256 115V116H255ZM263 115V116H262ZM3 116H5L4 118H2L1 119V117H3ZM8 116V117H7ZM39 117V119H38V117ZM45 118V119H43V117ZM47 116V115H46ZM82 116V117H81ZM102 118H101V117ZM110 116V117H109ZM114 116V117H113ZM142 116H144V117H142ZM151 116V117H150ZM165 116V119L163 118V117ZM169 116V117H168ZM182 116H184V117H182ZM222 116V117H221ZM227 116V117H226ZM239 116H240V118H239ZM263 118H262V117ZM26 117H28L27 118V120L29 121V122H27V120H26ZM32 117H35V118H32ZM37 117V118H36ZM56 117V118H55ZM59 117V119L57 120V118ZM78 117V118H77ZM105 117H106V119H108V121H106L105 120ZM113 117V118H112ZM116 117H118V118H120V119H118V118H116ZM141 117V118H140ZM146 117H147V119H146ZM156 117L157 118H161V119H156ZM215 118V120H214V118ZM235 117V118H234ZM256 117V118H255ZM6 118H7V120H6ZM14 120H13V119ZM18 118H21V119H18ZM50 118V119H49ZM53 118L56 120V122H54V120H53ZM77 118V119H76ZM121 118H125V119H121ZM129 118V121H127V119ZM136 118H138V119H136ZM153 118V119H152ZM169 118H172L171 120H169ZM191 119V120H186V119ZM200 120H199V119ZM221 118V119H220ZM228 118V119H227ZM231 118H233L232 120H231ZM239 118V119H238ZM243 118V119H242ZM258 118H260V119H258ZM35 119H37L36 121V123H35ZM41 119V120H40ZM52 119V120H51ZM63 119L65 120L66 119V121H63ZM70 119V121H68ZM79 119V120H78ZM94 119V120H93ZM98 119H99V121H98ZM114 119V120H113ZM133 119V120H132ZM136 119V120H135ZM144 119V120H143ZM168 119V120H167ZM178 119H179V121H183L184 119V124L186 125V126H184V124H183V122H179L178 121ZM196 119V120H195ZM216 119H217V121H216ZM218 119H219V121H218ZM225 119V120H224ZM227 119V120H226ZM39 120V121H38ZM46 120V121H45ZM78 120V121H77ZM92 120H93V122H92ZM95 120H97L96 122H95ZM105 120V121H104ZM111 120H113V121H111ZM151 120V121H150ZM153 120V121H152ZM162 120H165V122L163 123V121ZM193 120V122H191ZM213 120V121H212ZM221 120V121H220ZM241 120H242V122H241ZM10 121V122H9ZM14 121V122H13ZM51 123H50V122ZM61 121V122H60ZM62 121H63V123H62ZM86 121H91V122H86ZM101 121H103V123L101 122ZM123 121V122H122ZM132 121H134V122H132ZM147 121H148V124H147ZM160 121V122H159ZM162 121V122H161ZM174 123H173V122ZM180 123L179 125H177L178 124V122ZM196 121V122H195ZM199 121V122H198ZM226 123H225V122ZM239 122V123H237V122ZM257 121V122H256ZM5 122V123H4ZM13 122V123H12ZM23 122V123H22ZM34 124H33V123ZM41 122H43V124L41 125L40 123ZM53 122H54V124H53ZM60 124H59V123ZM68 123L69 124V122H70V124H69V126H68V124H66V123ZM75 122H77V124L75 123ZM99 122V123H98ZM107 122H109V123H106ZM116 122L118 123H120V124H118V126H117V124H116ZM125 122V123H124ZM130 122V123H129ZM154 122V123H153ZM170 122L172 123V124H170ZM214 122V123H213ZM220 122V123H219ZM241 122V123H240ZM254 122V123H253ZM256 122V123H255ZM262 122V123H261ZM4 123V124H3ZM6 123H9L8 125L10 126H12V127H14V128H11L10 130H9V126L8 125H6ZM18 123H19V125H18ZM22 124V130H21V128H19V127H21L20 125ZM26 123V124H25ZM29 123V124H28ZM49 123V124H48ZM62 123V124H61ZM76 125H75V124ZM80 123V124H79ZM83 123H85L86 124V127H85V124L83 125ZM94 123V124H93ZM96 123V124H95ZM116 124L115 125V128L113 127L114 125L113 124ZM121 123H122V125L123 126H121ZM132 123L133 124H135V125H132ZM153 123V124H152ZM188 123V124H187ZM201 123V124H200ZM219 123V124H218ZM234 123V124H233ZM243 123V124H242ZM31 124V125H30ZM41 125V126H39V125ZM58 124V125H57ZM80 126H79V125ZM93 124V125H92ZM98 124H99V126H98ZM126 124V125H125ZM144 124V125H143ZM163 125V127H162V125ZM175 124V125H174ZM211 124H212V126H211ZM227 124V125H226ZM252 124L254 125V126H252ZM258 124V125H257ZM36 125H37V127H36ZM51 125H53V126H51ZM59 125H60V127H59ZM62 125V126H61ZM89 125V126H88ZM100 125H101V128H100ZM147 125V126H146ZM161 125V126H160ZM200 125V126H199ZM213 125H214V128H213V130L212 131H208L209 130V128L211 127V129H212V127H213ZM217 125V126H216ZM220 125H221V127L223 128V127H226V128H224L223 130H222V128L220 127ZM226 125V126H225ZM229 125H231V127L229 126ZM243 125V126H242ZM246 125H249V128L250 129H252V132L250 133V129L249 128H247L248 126H246ZM29 126V127H28ZM38 126H39V128H38ZM42 126H47V128H44V127H42ZM79 126V127H78ZM83 126V127H82ZM93 126V128H91V127ZM102 126H103V128H102ZM109 126V127H108ZM117 126V127H116ZM126 128H125V127ZM156 126H157V129H156ZM237 126H241L240 128H238ZM245 126V127H244ZM15 127H17L16 129H15ZM24 127H25V129H24ZM27 127V128H26ZM42 127V128H41ZM62 127V128H61ZM74 127H76V128H74ZM78 127V128H77ZM81 127H82V129H81ZM87 127H89V128H87ZM108 127V128H107ZM110 127H111V129H110ZM129 128V130H128V128ZM160 127V128H159ZM172 127H173V129H172ZM175 127V128H174ZM181 127V128H180ZM184 127V128H183ZM189 127V128H188ZM195 127V128H194ZM216 127V128H215ZM230 127V128H229ZM233 127H234V129H233ZM258 128V131L257 130H255V129H257ZM261 127V128H260ZM5 128V129H4ZM28 128H30V129H28ZM38 128V129H37ZM41 128V129H40ZM46 129V130H44V129ZM55 128H58V130L57 129H55ZM61 128V129H60ZM70 128V129H69ZM131 128H136L135 130L134 129H132L131 130ZM150 128V129H149ZM151 128H152V130H151ZM229 128V129H228ZM244 128H246V129H244ZM13 129H15V130H13ZM18 129H20L19 131H18ZM35 129L36 130H38V132L37 131H35ZM52 129H54V130H56V131H54V130H52ZM62 129H63V131H62ZM85 129V130H84ZM100 129V130H99ZM107 129H108V131H107ZM139 129V130H138ZM144 129V131H142V130ZM145 129H147L146 131H145ZM155 129V130H154ZM175 129V130H174ZM180 129V130H179ZM181 129H184V130H181ZM206 129V130H205ZM210 129V130H211ZM241 129V130H240ZM248 129V130H247ZM6 130V131H5ZM25 130V131H24ZM29 130H31V131H29ZM33 130V131H32ZM65 130L67 131V132H65ZM84 130V131H83ZM102 130V131H101ZM111 130H113V131H111ZM122 130H123V132H122ZM126 130H128V131H130V132H127ZM158 130H159V132H158ZM203 130V131H202ZM220 130V131H219ZM233 130V131H232ZM235 130H236V132H235ZM240 130V132H238ZM246 130V131H245ZM256 131V133L257 132H259L260 133V130H261V133H263V134H261L260 136H261V139H260V136H259V134L257 133H253V131ZM18 131V132H17ZM24 133H23V132ZM28 131V132H27ZM35 131V132H34ZM50 133H49V132ZM51 131H52V134L54 133V136L51 134ZM75 131V132H74ZM138 131V132H137ZM149 131V132H148ZM155 131V132H154ZM162 131V132H161ZM182 131H183V133H182ZM200 131H202V132H200ZM214 131V132H213ZM216 131H217V133H216ZM229 131V132H228ZM20 132V133H19ZM27 132V133H26ZM32 132V133H31ZM48 132V133H47ZM59 132V133H58ZM71 132H73L72 134H71ZM100 132H102V133H100ZM111 132V133H110ZM136 132V133H135ZM141 132H143L142 134H141ZM147 132V133H146ZM151 132V133H150ZM154 133V135L155 136H153V133ZM158 132V133H157ZM177 132V133H176ZM194 132L198 135V138H197V136L194 134ZM224 132H227V133H224ZM235 132V133H234ZM237 132L238 133H240V134H237ZM243 132H245L246 134H248V133H250V134H248V135H246L245 133H244V135L243 134H241V133H243ZM5 133H8L9 135L7 136V134H5ZM15 135H14V134ZM21 133H23L24 135H28V136H30L29 138H28V136L26 137V136H24L23 134H21ZM26 133V134H25ZM58 133V134H57ZM110 133V134H109ZM145 133V134H144ZM157 135H156V134ZM199 133V134H198ZM228 133H232V134H229L228 135ZM12 134V135H11ZM20 134V135H19ZM33 134H34V137H33ZM42 134V135H41ZM44 134H46V135H44ZM48 134L49 135H52L51 137L50 136H48ZM61 134V135H60ZM62 134H65V137H62ZM67 134H69V135H67ZM105 134H106V136L107 137H105ZM147 134V135H146ZM148 134H149V136H148ZM159 134V135H158ZM174 134V135H173ZM208 134V135H207ZM217 134H218V137H220V140H219V138L217 137ZM224 136H223V135ZM234 134V135H233ZM253 134V135H252ZM255 134V135H254ZM58 135V136H57ZM104 136V138H103V136ZM132 135V136H131ZM135 135V136H134ZM136 135H137V137H136ZM140 135H141V137H140ZM146 135V136H145ZM151 135V136H150ZM168 135L170 136V137H168ZM172 135V136H171ZM186 135H187V138H189V139H186L185 141H187L188 140V142H184V139L186 138ZM189 135V136H188ZM193 135V136H192ZM196 137H195V136ZM201 135V136H200ZM212 135V136H211ZM243 135V136H242ZM251 135V136H250ZM256 135H258L257 137H259V141H258V138L257 137H255ZM19 136H21V137H23V138H20ZM38 136V137H37ZM42 136V137H41ZM48 136V137H47ZM57 136V137H56ZM64 136V135H63ZM73 139H71L70 137ZM74 136V137H73ZM128 136H129V138H128ZM165 136H167L166 137V139H165ZM205 136V137H204ZM215 136H216V139H215ZM227 136H231V137H229V138H227ZM234 136H235V138H234ZM240 136H241V138H240ZM248 136L250 137V138H252V140L249 138L248 139ZM14 138V139H12V138ZM18 138V139H16V138ZM45 137H47V138H45ZM54 137V138H53ZM68 137V138H67ZM76 137V138H75ZM110 137V138H109ZM133 137H134V139H133ZM138 137H140V139L138 138ZM149 137V138H148ZM150 137H151V140H150ZM164 137V138H163ZM174 137V138H173ZM177 137V138H176ZM178 137H180V138H178ZM233 137V139H231ZM244 137V138H243ZM28 138V139H27ZM40 138H42V139H40ZM55 138H57V139H59L57 142H56V140L57 139H55ZM78 138V139H77ZM100 138V139H99ZM103 138V139H102ZM126 138V139H125ZM128 138V139H127ZM132 138V139H131ZM135 138H137V139H135ZM163 138V139H162ZM173 138V139H172ZM198 140H197V139ZM210 138H211V140H210ZM225 138H227V140L225 139ZM243 138V139H242ZM246 138H247V141H246ZM12 139V140H11ZM24 139V140H23ZM26 139V140H25ZM47 139H49V140H47ZM51 139H54L53 141H51ZM75 139H77V140H75ZM81 139H82V141H81ZM114 139H115V142H113L114 141ZM142 142H140L139 140ZM145 139V140H144ZM148 141H147V140ZM171 139V140H170ZM175 139V140H174ZM177 139V140H176ZM222 139H224L223 141H225V142H223L222 141ZM234 139H236L237 140V142H236V140L235 141H233ZM241 139V140H240ZM254 139V140H253ZM4 140H6V141H4ZM36 140H38L39 142H37ZM44 140H45V142H44ZM110 140V141H109ZM113 140V141H112ZM150 140V141H149ZM155 140V141H154ZM158 140V141H157ZM160 140V141H159ZM169 141V143L167 142V144H166V141ZM196 140V141H195ZM10 141V142H9ZM18 141H19V144H18ZM26 143H25V142ZM28 141H29V143H28ZM63 141H65V143H62ZM74 141H75V143H74ZM76 141H78V142H76ZM87 141V142H86ZM164 141V142H163ZM190 141V142H189ZM192 141V142H191ZM217 141V142H216ZM227 141H230V143L228 142V144H230V145H228L226 142ZM253 141V142H252ZM9 142V145L7 144ZM11 142H13V144L11 143ZM38 143V144H36V143ZM47 143V142H49V143H47L45 146H44V144L42 145V143ZM51 142V143H50ZM59 142H61V143H59ZM80 142V143H79ZM82 142V143H81ZM107 142H109V144L107 143ZM139 142H140V144H139ZM182 142V143H181ZM234 142V143H233ZM244 142V143H243ZM251 143L250 145H249V143ZM254 142H255V144H254ZM15 143V144H14ZM17 143V144H16ZM32 143H35V146H34V144H32ZM55 145H54V144ZM77 143V144H76ZM85 143V144H84ZM111 143V144H110ZM112 143H114V144H112ZM116 143H119L118 145L116 144ZM156 143H157V145H156ZM159 143V144H158ZM187 143V144H186ZM191 143V144H190ZM217 143H225V146L223 145V144H221V146H222V148L221 147H219V144H218V148L220 149L221 148V150H219L218 148H215V146H217ZM232 143H233V145H234V148H232L233 147V145H232ZM236 143V144H235ZM23 144V145H22ZM49 144V145H48ZM61 144V145H60ZM72 144H75V145H72ZM89 144V145H88ZM124 144V145H123ZM136 144V145H135ZM139 144V145H138ZM164 144V145H163ZM166 144V145H165ZM212 144L214 145V146H212ZM228 146H227V145ZM239 144V145H238ZM248 144V145H247ZM263 144H264V141H263ZM8 145V146H7ZM12 145V146H11ZM15 145V146H14ZM19 147H18V146ZM48 145V146H47ZM91 145H92V148H91ZM118 147H117V146ZM132 146V149H131V146ZM143 145V146H142ZM162 146V148H159V151L156 149V148H158V147H160V146ZM185 145V146H184ZM188 145H189V148H190V150H189V148H188ZM236 145V146H235ZM246 145V146H245ZM256 145V146H255ZM262 145V146H261ZM17 146V147H16ZM21 146V147H20ZM22 146H23V148H22ZM43 146V147H42ZM53 146V147H52ZM82 146V147H81ZM90 146V147H89ZM94 146V147H93ZM105 146V147H104ZM121 146H122V148H121ZM128 148H126V147ZM134 146H137V147H139V148H137V147H134ZM149 146V147H148ZM158 146V147H157ZM167 146V147H166ZM186 146H187V149H186ZM230 146V147H229ZM232 146V147H231ZM238 146V147H237ZM241 146V147H240ZM4 147V148H3ZM7 147H8V149H7ZM16 147V148H15ZM30 147V148H29ZM31 147H32V150H33V147L36 149V151H37V149H38V151H40V153H43L45 150H46V152H44L45 154H43V155H41L40 153H38V151H37V153H38V155H40V157L39 156H37L36 154V152L33 150V151H31V150H29V149H31ZM45 147V148H44ZM49 149H48V148ZM50 147H51V151H52V154L54 153V155H52L51 154V152H50ZM61 147V148H60ZM64 147H65V149H64ZM70 147H72V149L70 148ZM73 147L75 148V147H77L76 149H73ZM80 147V148H79ZM85 147H86V149H85ZM89 147V149L87 150V148ZM155 148V150H156V152H155V150H154V148ZM166 147V148H165ZM169 147V148H168ZM228 147V148H227ZM235 147H237L236 149H235ZM242 148V149H240V148ZM245 147V148H244ZM248 147V149H249V147H250V150H248L247 151V148ZM15 150H14V149ZM21 148V149H20ZM59 150V149H63L62 151L61 150H59V152H60V154L58 153V151H56L57 149ZM70 148V149H69ZM84 149V151L83 150H81V149ZM104 148V149H103ZM108 148H110V150L108 149ZM122 150H121V149ZM129 148H130V150L132 151H130L129 150ZM137 148V149H136ZM146 150H145V149ZM149 148V151H147V149ZM151 148H153V150H151ZM172 148V149H171ZM232 148V149H231ZM4 149V150H3ZM10 149H11V151H10ZM45 149V150H44ZM48 149V150H47ZM53 149H54V151H53ZM78 149V150H77ZM92 149H94V150H92ZM102 149V150H101ZM106 149V153H98V152H102V151H104ZM113 151H112V150ZM115 149H117L116 151H115ZM128 150V151H126L125 152V150ZM142 150V153H145V154H142V153H140V152H137V150ZM144 149V150H143ZM174 149H175V152H176V155H175V152H173L174 151ZM206 149V150H205ZM212 149H217L216 150V154H215V150L213 151ZM224 149V150H223ZM234 149V150H233ZM237 149H240L239 151L240 152H242V151H245V152H242L243 154H244V156H242L243 154L242 153H238L237 151ZM2 150L4 151V153L2 152ZM18 152H17V151ZM26 150V151H25ZM28 150H29V153L28 154H26V153H24V154H22L23 153V151H25V152H28ZM43 150V151H42ZM64 150H65V152H64ZM71 150V151H70ZM74 150H76V151H74ZM85 150H86V152H85ZM99 150V151H98ZM173 150V151H172ZM182 150V153L180 152V151ZM188 150V151H187ZM192 150V152L193 153H191L190 151ZM242 150V151H241ZM261 150H263V151H261ZM9 151V152H8ZM88 151V152H87ZM89 151H91L92 152V154H90L91 152H89ZM117 151H119V152H117ZM145 151V152H144ZM150 151L152 152V151H154V152H152L153 153V155H152V153H150ZM161 151V152H160ZM219 151V152H218ZM247 151V152H246ZM250 151H252V152H250ZM257 151V152H256ZM7 152V153H6ZM17 152V153H16ZM19 152H21V153H19ZM48 152V153H47ZM63 152V153H62ZM68 152H70V153H68ZM84 153V155H83V153ZM107 152H109V153H107ZM116 152V153H115ZM163 152L165 153V154H163ZM179 154H178V153ZM195 152V153H194ZM211 152H213L214 154H215V156L214 157H210L213 153H211ZM224 153V154H221L220 155V153ZM255 153V154H250V153ZM260 154H259V153ZM262 152H263V157H262ZM3 153V154H2ZM16 153V154H15ZM56 153V154H55ZM128 153V154H127ZM135 153V154H134ZM136 153H137V155H136ZM169 153H171L172 155L171 156H173L172 158L169 156L170 154ZM219 153V154H218ZM33 154V155H32ZM49 154V155H48ZM52 156H51V155ZM62 154V155H61ZM72 154V155H71ZM75 154V155H74ZM77 154V155H76ZM109 154V155H108ZM122 154H124V155H122ZM157 154V155H156ZM162 155V157H164L163 159H161V162H160V164H158L159 162L158 161H160V157H161V155ZM178 154V155H177ZM198 154H200V157H202V158H199L198 156ZM204 154V155H203ZM213 154V155H214ZM226 154H227V156H226ZM246 154V155H245ZM257 154H258V156H257ZM6 155V156H5ZM14 155V156H13ZM18 155V156H17ZM25 157H24V156ZM45 155V156H44ZM62 157V158H60V156ZM74 155V156H73ZM78 155H80V156H78ZM97 155V156H96ZM106 155H108V156H106ZM138 155H141V156H138ZM145 157H144V156ZM159 155H160V157H159ZM196 155H198L197 156V158H195L194 156H196ZM212 155V156H213ZM224 155V156H223ZM236 155V156H235ZM241 155V156H240ZM248 155L250 156V157H248ZM261 155V156H260ZM3 156V157H2ZM6 158H5V157ZM13 156V157H12ZM48 156V157H47ZM51 156V157H50ZM58 156V157H57ZM64 156H66V157H64ZM71 156H73V157H76V156H78V157H76V158H79V159H76V160H73V158L71 157ZM94 156H96L95 158H94ZM98 156H100V157H98ZM128 156V157H127ZM131 156H132V161H131ZM148 158H147V157ZM153 156H155V158L153 157ZM169 156V157H168ZM177 156V157H176ZM183 156V157H182ZM193 156V157H192ZM203 156H208V157H204V159H203ZM226 156V157H225ZM234 157V159L236 158V160H234V161H232V158ZM27 157V158H26ZM32 157V158H31ZM33 157H36L35 159H36V161H35V159H33ZM52 157H55V158H52ZM98 157V158H97ZM108 159H107V158ZM123 157H124V159H123ZM138 157V158H137ZM140 157V158H139ZM141 157H144L143 159H141ZM157 157V158H156ZM161 157V158H162ZM174 157H176V158H174ZM222 157V160L220 161V158ZM228 157V158H227ZM251 157H252V159H251ZM258 157V158H257ZM261 157V158H260ZM19 160H18V159ZM55 159L56 161L54 162V160H52V159ZM66 158H68V159H66ZM72 158V159H71ZM97 158V159H96ZM126 158V159H125ZM134 158H136V160L134 159ZM167 158V159H166ZM170 158V159H169ZM192 158V159H191ZM213 158V159H212ZM215 158H216V160H215ZM218 158V159H217ZM226 158H227V160H228V162H227V160H226ZM231 158V159H230ZM238 158H241V160H239ZM249 158V159H248ZM260 158V159H259ZM20 159H24L23 160V162L22 161H20ZM25 159H27V160H25ZM30 161H29V160ZM47 159H49L48 161L50 162V163H48V161H47ZM50 159L54 162H51L50 161ZM59 159V160H58ZM105 159V160H104ZM120 159V160H119ZM128 159V160H127ZM134 159V160H133ZM157 159H158V161H157ZM173 159V160H172ZM177 159V160H176ZM202 159V160H201ZM208 159H209V161H208ZM258 159V160H257ZM11 160H12V162H11ZM16 160H18V161H16ZM33 162H32V161ZM46 162H45V161ZM63 160V161H62ZM67 160V161H66ZM71 162H70V161ZM79 161V164L81 165H79L78 166V162H76V163H74L75 161ZM84 160H86V161H84ZM90 160V161H89ZM93 160V161H92ZM101 161V166L99 165V163H100V161ZM124 160V161H123ZM126 160V161H125ZM183 160H184V162H183ZM195 160V161H194ZM212 160V161H211ZM230 160V161H229ZM243 160V161H242ZM245 160H248V164L246 165V163H247V161H245ZM35 161V162H34ZM37 161L40 163L41 161V164H37ZM58 161H62L61 162V164H60V162H58ZM69 161V162H68ZM81 161V162H80ZM88 161V162H87ZM93 163H92V162ZM95 161V162H94ZM105 161V162H104ZM113 161V162H112ZM118 163H116V162ZM122 161V162H121ZM128 161V162H127ZM158 163H157V162ZM163 161V162H162ZM166 161V162H165ZM176 162V164H172V162ZM186 161H188V163L186 162ZM206 162V164H205V162ZM212 162V165H211V162ZM218 161L220 162V163H218ZM262 161V162H261ZM22 162V163H21ZM74 164H73V163ZM97 162H98V164H97ZM108 162V163H107ZM115 162V163H114ZM126 164H125V163ZM146 162V163H145ZM152 162L155 164V163H157V165H159V167L155 164H153V167H151V164H152ZM168 162H169V164H168ZM171 162V163H170ZM173 162V163H174ZM202 162V163H201ZM221 162H223V164H221ZM226 162H227V164H226ZM230 162V163H229ZM232 162H235V163H232ZM238 164H243L244 165V162H246L245 163V165H244V167L242 166V165H240V166H238L237 165V163ZM240 162V163H239ZM242 162V163H241ZM4 163V164H3ZM24 163V164H23ZM44 163V164H43ZM46 163V164H45ZM52 163V164H51ZM94 163H96L97 165H98V167H97V165L96 164H94ZM109 163H111V164H109ZM136 163V164H135ZM140 164L139 166H138V164ZM141 163H143V165L141 164ZM180 163V164H179ZM187 163V164H186ZM191 163V164H190ZM193 163H194V165H193ZM204 163V164H203ZM210 165H209V164ZM6 164V165H5ZM20 164H22V165H20ZM60 164V165H59ZM69 166H68V165ZM72 164V165H71ZM77 164V165H76ZM94 166H93V165ZM104 166H103V165ZM120 164H123V165H120ZM144 164H148V165H145V167H144ZM166 165L167 164V166H164V165ZM173 165V166H171L170 167V165ZM263 164V165H262ZM10 165H12V166H10ZM47 165V166H46ZM71 165V166H70ZM96 165V166H95ZM106 165V166H105ZM108 165V166H107ZM112 165V169H111V166ZM130 165V166H129ZM137 165V166H136ZM164 167H169L170 169H163V166ZM175 165L178 167V165H179V168H177V167H175ZM188 165H189V167H188ZM204 165V166H203ZM17 166V167H16ZM26 167V168H20L19 169V167ZM42 166V167H41ZM48 166H49V168H51V170L48 168ZM52 166V167H51ZM66 166V167H65ZM75 166V167H74ZM92 166H93V168H92ZM103 166V167H102ZM119 166V167H118ZM121 166V167H120ZM128 166V167H127ZM134 166H136V167H134ZM207 166H209V168L211 167L212 169H209ZM242 166V167H241ZM246 166V167H245ZM248 166V167H247ZM251 166V167H250ZM258 166H259V168H258ZM77 167V168H76ZM92 168V170H91V168ZM96 167H97V169H96ZM114 167H115V170L117 169V167H118V169L120 170V171H118V169L115 171L114 170ZM131 167H132V169H131ZM138 167V168H137ZM151 167V168H150ZM158 167V168H157ZM174 167H175V169H174ZM183 167V168H182ZM215 169H214V168ZM242 169H241V168ZM249 167L251 168V169H249ZM261 167V168H260ZM13 168H15V169H13ZM42 168V169H41ZM45 168H48L49 169V171H47V169H45ZM53 168V169H52ZM64 168V169H63ZM70 168H76V170L75 169H70ZM83 168H85L84 170H83ZM86 168H90V171L88 170V169H86ZM98 168H100L101 170H99ZM121 168H125V169H121ZM149 168V169H148ZM155 168V169H154ZM182 170H181V169ZM189 168V170H187ZM205 168V169H204ZM216 168L218 169V170H220V171H218L217 172V170H216ZM248 168V169H247ZM252 168L254 169L253 171H252ZM257 168V169H256ZM22 169H24L23 171H22ZM28 169H29V171H28ZM68 169H69V171H68ZM102 169H103V172H102ZM109 169H111L112 171L110 172L109 171ZM128 169V170H127ZM134 169V170H133ZM140 169V170H139ZM160 170V171H157V170ZM161 169H163V170H165V171H163V170H161ZM213 169H214V171H213ZM232 169V170H231ZM233 169H234V171H233ZM243 169H246V170H243ZM258 169H259V171H258ZM40 170V171H39ZM46 170V171H45ZM71 170V171H70ZM80 172H79V171ZM82 170V171H81ZM94 170H96L95 172H94ZM108 170V171H107ZM126 171V172H124L125 173V175H129L128 177L127 176H125L124 175V173L122 172V171ZM136 170V171H135ZM154 170H156V172L157 173H159V174H156V172H154V174H153V171ZM169 170H170V172H172V174H173V176H171L170 174V172H169ZM172 170V171H171ZM231 170V171H230ZM256 170H257V172H256ZM18 171V172H17ZM32 171V172H31ZM34 171V172H33ZM62 171H64V173L62 172ZM65 171L67 172V173H65ZM77 171V172H76ZM97 171H98V174H95V173H97ZM102 173H101V172ZM115 173H114V172ZM131 171V172H130ZM133 171V172H132ZM135 171V172H134ZM168 171V172H167ZM186 171V172H185ZM229 171V172H228ZM243 171H245L244 173H243ZM252 171V172H251ZM254 171L257 173V174H255L254 173ZM262 171V172H261ZM17 172V173H16ZM28 172L30 173V174H28ZM36 172V173H35ZM47 172V173H46ZM82 172L85 174V175H83L82 174ZM85 172H87V173H85ZM100 172V173H99ZM107 172V173H106ZM110 172V173H109ZM122 172V173H121ZM180 172H181V174H180ZM198 172V173H197ZM200 172V173H199ZM214 172V173H213ZM236 172H238L237 173V175H236ZM259 172H260V174H259ZM18 174V176L16 175V174ZM22 173V175H20ZM34 173V177H33V174ZM42 174V177H41V174ZM60 173V174H59ZM63 173V174H62ZM69 173V174H68ZM91 173V174H90ZM106 173V174H105ZM118 173V174H117ZM128 173V174H127ZM140 173V174H139ZM147 175H146V174ZM163 173V174H162ZM179 173V174H178ZM196 173V174H195ZM228 173V175H230V176H228V175H226ZM242 173H243V175H246V173H247V175H246V177L245 176H242ZM262 173V174H261ZM14 174V175H13ZM24 174H26V176L24 175ZM46 174V175H45ZM56 174H57V177H56ZM67 174V175H66ZM79 174L81 175L80 176V178H78L79 177ZM104 174V175H103ZM119 174H121V176L119 175ZM132 174V175H131ZM146 176H145V175ZM167 174V175H166ZM178 174V175H177ZM193 174V175H192ZM196 175V177H194L195 175ZM206 176H205V175ZM216 174V175H215ZM219 175V177H218V175ZM28 175V176H27ZM36 175H38V176H36ZM39 175H40V178H39ZM43 175H45V176H43ZM59 175V176H58ZM60 175L62 176V177H60ZM66 175V176H65ZM72 177H71V176ZM92 175H94L95 176V178L92 176ZM102 175V176H101ZM105 175L107 176V175H109L108 177H105ZM117 175V176H116ZM124 177H123V176ZM149 175V176H148ZM154 175V176H153ZM159 175V176H158ZM161 175H162V177H161ZM165 175V176H164ZM169 175V176H168ZM187 175H189L190 177L186 180V177H188ZM201 175V176H200ZM203 175V176H202ZM209 175V176H208ZM221 175H223V176H221ZM224 175H226V177L224 176ZM235 175V176H234ZM239 175H241V176H239ZM256 175H258V177L256 176ZM9 178H8V177ZM11 176H12V178H11ZM17 177V179H16V177ZM19 176H20V178H19ZM25 176V177H24ZM32 176V177H31ZM68 176V177H67ZM86 176V177H85ZM88 176V177H87ZM96 176H97V178H96ZM100 176L101 177H103L104 176V178H107V179H105L104 180V178L102 179V178H100ZM113 176H114V178H113ZM134 177V179H132V177ZM139 176L140 177H143V176H145V178H147V180L146 179H144V177L143 178H139ZM164 176V177H163ZM168 176V177H167ZM180 176V178H178ZM200 176V177H199ZM208 176V177H207ZM216 178H215V177ZM234 176V177H233ZM248 176V177H247ZM7 177V178H6ZM15 177V178H14ZM44 177V178H43ZM46 177V178H45ZM69 177H71V178H69ZM77 179H76V178ZM100 179H99V178ZM117 177V178H116ZM138 177V178H137ZM148 177H149V179H148ZM165 177H167V178H165ZM170 177V178H169ZM173 177V178H172ZM182 177V178H181ZM185 177V178H184ZM200 178V180H198L199 178ZM212 177V178H211ZM218 177V178H217ZM223 177V178H222ZM227 179H225V178ZM251 177V178H250ZM262 177V178H261ZM4 178V179H3ZM33 178V179H32ZM68 178V179H67ZM119 178V179H118ZM126 178V179H125ZM128 178H130L129 180H128ZM150 178H154L152 181L153 182H151L150 180ZM159 178V179H158ZM163 178V179H162ZM164 178H165V181H164ZM175 178V179H174ZM185 180H184V179ZM229 178V179H228ZM231 178V179H230ZM241 178H244L243 180L241 179ZM257 178H259V180H257ZM11 179V180H10ZM14 181H13V180ZM16 179V180H15ZM40 179H42V180H40ZM44 179V180H43ZM51 179V180H50ZM64 179H65V182L67 183H65L64 182ZM67 179V180H66ZM75 179V180H74ZM97 179V180H96ZM101 179H102V181H101ZM114 179H117V180H115L114 181ZM155 179H156V181H155ZM207 179H208V181H207ZM246 179H247V181H246ZM249 179H252L251 181L252 182H254V185H256L255 187H254V185H253V183L249 180ZM261 179V180H260ZM8 180V181H7ZM32 180V181H31ZM33 180H34V182H33ZM58 180V181H57ZM70 180V181H69ZM84 180V181H83ZM94 180H95V182L97 183H95L94 182ZM107 180H109L108 182H107ZM112 180V181H111ZM118 180H120V181H118ZM123 180V181H122ZM128 182H127V181ZM141 180V181H140ZM146 180V181H145ZM161 180V181H160ZM174 180V181H173ZM204 180V181H203ZM206 180V181H205ZM240 180H242V181H240ZM3 181V182H2ZM7 181V182H6ZM60 181H61V183H60ZM81 181H82V183H81ZM93 181V182H92ZM106 181V182H105ZM121 181H122V183H121ZM130 181V182H129ZM131 181H133V182H131ZM135 181H137V182H135ZM140 181V182H139ZM144 183H146V182H148L146 185L145 184H143V182ZM155 181V182H154ZM169 181V182H168ZM170 181H172V183H170ZM182 183V181H185V182H187V184L185 185V186H183V183H182V186L180 185V182ZM201 181V182H200ZM235 181H236V183H235ZM238 181V182H237ZM243 181H244V183H243ZM246 181V182H245ZM257 181H258V183H257ZM12 182V183H11ZM28 182H33V186H30L31 185V183H29L28 184ZM48 182V183H47ZM51 182V183H50ZM55 182H57L56 184L54 183V185H53V183ZM70 182V183H69ZM76 182V183H75ZM86 182V183H85ZM90 182H92L93 184L91 185V183ZM104 184H103V183ZM117 184H116V183ZM142 182V183H141ZM158 182V183H157ZM164 183V184H161V183ZM166 182V183H165ZM176 182H179V183H177V184H174V183ZM185 182H184V184H185ZM233 185H231L230 183ZM233 182H234V184H236V185H234L233 184ZM11 183V184H10ZM18 185H17V184ZM36 183V184H35ZM38 183H41L42 185H39ZM44 183L46 184V185H44ZM60 183V184H59ZM64 183V184H63ZM85 183V184H84ZM87 183H89L90 184V186H88L87 185ZM114 185H113V184ZM124 183V184H123ZM137 183V184H136ZM203 183H204V185H203ZM217 183V184H216ZM226 183H228V184H230V185H228V184H226ZM256 183V184H255ZM52 184V185H51ZM57 184H59V185H57ZM79 184H80V186H79ZM81 184H82V186H81ZM102 186H101V185ZM112 184V185H111ZM151 184V185H150ZM156 184V185H155ZM163 185L162 187H165V188H163L165 191H167V192H165L163 189H162V187L160 186V185ZM169 184H170V186L171 187H169ZM191 186H190V185ZM207 184V185H206ZM249 184H251V185H253V186H251L250 187V185ZM7 185V187H8V185H9V188H12V189H9V188H7V187H4V186H6ZM11 185V186H10ZM36 185V186H35ZM56 185V186H55ZM76 185L78 186L77 188H76ZM87 187H86V186ZM96 185V186H95ZM111 185V186H110ZM117 185V186H116ZM142 185V186H141ZM197 185H200L201 186V188H200V186H197ZM202 185H203V187H202ZM208 185H213V186H208ZM221 186V187H217V186ZM238 185V186H237ZM242 185V186H241ZM248 185V186H247ZM35 186V187H34ZM40 186H42V187H40ZM44 186H46V187H44ZM70 187V189H69V187ZM75 188H74V187ZM92 186V187H91ZM95 188H94V187ZM100 186H101V188H100ZM148 186V187H147ZM154 186V187H153ZM175 186H176V188H175ZM181 186V187H180ZM197 186V187H196ZM260 186V187H259ZM16 187H18V189L20 190H17V189H15ZM48 187V188H47ZM53 187V188H52ZM56 187V188H55ZM58 187V188H57ZM121 187V188H120ZM145 187V188H144ZM178 187V188H177ZM184 187V188H183ZM191 187V188H190ZM192 187H193V189H194V187H196L195 188V190H191L192 189ZM199 187V188H198ZM210 189H209V188ZM226 187V188H225ZM229 187H235V189H236V193H235V189L234 188H231V189H229ZM241 187V188H240ZM243 187V188H242ZM21 188V189H20ZM23 188V189H22ZM51 188V189H50ZM60 188V189H59ZM92 188H94L93 189V191H94V193H93V191L92 192H90V190H92ZM96 188H98V189H96ZM109 188V189H108ZM128 188V189H127ZM172 188H175V189H172ZM205 188H207V189H205ZM216 188V189H215ZM225 188V189H224ZM240 188V189H239ZM251 188V189H250ZM2 189H4V190H2ZM5 189H6V192H5ZM13 189H15V190H13ZM48 189V190H47ZM75 189V190H74ZM77 189H78V191L79 192H77ZM80 189V190H79ZM95 189H96V192L97 193H95ZM100 189H101V191H100ZM104 189V190H103ZM133 189H134V191L138 194V198L140 197V195H141V193L143 194V197H144V195L146 196V198L144 197V200L146 199L147 200V202H145V201H142L143 200V197H142V195H141V198L140 199H137V194H135L134 193V191H133ZM142 189V190H141ZM144 189V190H143ZM154 189H156L157 191H158V194H155V197H153V198H151L152 196H154V192L155 193H157ZM158 189H160V190H158ZM169 189V190H168ZM176 189H177V192H176ZM179 189V190H178ZM213 189H215V190H213ZM219 189V191H217ZM225 191H224V190ZM234 189V190H233ZM243 189H244V191L245 192H247V193H244V191H243ZM259 189H262L261 190V192H260V190ZM8 190V191H7ZM68 190V191H67ZM70 190V191H69ZM73 190H74V193H73ZM85 191H89L90 192V194H88L87 192H85V194H84V192ZM113 190V191H112ZM119 190V191H118ZM124 190V191H123ZM131 190H132V193H131ZM136 190H138V192L136 191ZM139 190L141 191V192H139ZM147 190H148V194L146 193L147 192ZM161 190H163L164 192H165V194L166 195H164V192L162 191L161 192ZM174 190V191H173ZM220 190H222V191H220ZM230 191V192H228L229 193V195H227V191ZM253 190H256V191H258L257 192V194H255L254 195V192L256 193V191H253ZM42 193H41V192ZM57 191H61V192H57ZM65 191V192H64ZM107 191V192H106ZM123 191V192H122ZM126 191H130L129 192V194L131 193L132 195H134V197L130 194H128V192L127 193H124V192H126ZM207 192V194H206V192ZM240 191V192H239ZM243 191V192H242ZM251 191V192H250ZM20 192H21V194H20ZM47 192V193H46ZM52 192H56V194L55 193H52ZM64 192V193H63ZM67 192H69V193H67ZM77 192V193H76ZM80 192H81V194H80ZM83 192V193H82ZM104 192V193H103ZM114 192V193H113ZM122 192V193H121ZM149 192H153L152 193V195H150L151 193H149ZM179 192V193H178ZM225 192V193H224ZM238 192V193H237ZM260 192V193H259ZM263 192V193H262ZM2 193V194H1ZM8 193V194H7ZM46 194V196L44 195V194ZM86 193H87V196H85L86 195ZM91 193H93V194H91ZM99 193V194H98ZM107 193V195H108V197L110 198V200L108 199V197H106L107 195H104V194H106ZM120 193H121V197H120ZM162 193V194H161ZM175 193V194H174ZM222 193H224V194H222ZM234 193V194H233ZM253 193V194H252ZM259 193V194H258ZM7 194V195H6ZM35 194V195H34ZM40 194H43V195H41V196H39ZM55 194V195H54ZM58 194H60V195H58ZM75 194H77V195H75ZM83 194V195H82ZM95 194H96V196H95ZM111 196H110V195ZM113 194V195H112ZM116 194V195H115ZM127 194V195H126ZM161 194V195H160ZM200 194H201V197L204 199V197H206L205 199L206 200H201V201H197L198 200V198H200L199 196H200ZM206 194V195H205ZM209 194H210V196L213 194L214 196H212L211 197V201H210V196H209ZM216 194H218L219 196H221V198L218 196V195H216ZM222 194V195H221ZM233 194V195H232ZM238 194V195H237ZM243 194V197H241V196H239V195H242ZM38 195V196H37ZM50 195V196H49ZM58 195V196H57ZM79 195L81 196V198H83V202H81V198L79 197ZM89 195V196H88ZM98 195H99V197H98ZM126 195V197H124V196ZM157 195H159L160 197H158ZM227 196V198H226V196ZM251 195V197H249ZM32 196L40 203L41 202V200H42V203H40V207H41V209H40V207H38V203H34V202H37V201H35V199L34 198H32ZM37 198H36V197ZM43 196V197H42ZM53 196V197H52ZM56 196V197H55ZM80 198H78V197ZM82 196H84V197H86L87 199H85L84 197H82ZM93 196H95V197H93ZM101 196H102V198H101ZM105 196V197H104ZM113 196V197H112ZM127 196H129V197H127ZM148 196V197H147ZM208 196V197H207ZM230 196V197H229ZM233 196V197H232ZM8 197V198H7ZM24 197V198H23ZM27 197H28V199H27ZM39 197V198H38ZM50 197L52 198V199H54V201L56 200V202H54L52 199L50 200ZM74 197V198H73ZM90 197V198H89ZM103 197L105 198V200L103 199ZM112 197V198H111ZM116 197V198H115ZM118 197V198H117ZM122 197H123V200L125 201V202H122ZM131 197V198H130ZM149 197H150V200H148L149 199ZM174 197V198H173ZM190 197V198H189ZM196 197V198H195ZM229 197V198H228ZM236 197H239V198H236ZM242 199H241V198ZM246 197V198H245ZM248 197H249V199H248ZM253 197V198H252ZM260 197V198H259ZM10 198V199H9ZM26 198V199H25ZM48 198V199H47ZM61 198H63V199H61ZM92 198V199H91ZM114 198V199H113ZM120 198V199H119ZM127 198V200H125ZM133 198L135 199V200H133ZM159 198V200H157ZM187 198V199H186ZM191 198H193V200L195 199L196 201L194 202ZM201 198V199H202ZM209 198V199H208ZM214 198L217 200H214ZM235 198H236V200H235ZM252 198V199H251ZM258 200H257V199ZM262 198V199H261ZM6 199V200H5ZM16 199H17V201H16ZM19 199V200H18ZM85 199V200H84ZM91 199V200H90ZM96 199V200H95ZM103 199V200H102ZM108 199V200H107ZM142 199V200H141ZM161 199V200H160ZM179 199V200H178ZM181 199V200H180ZM184 199H186V200H184ZM191 199V201L192 202H194V203H192L191 201H189ZM207 199H208V201H210V202H208L207 201ZM220 199V200H219ZM225 199H228L227 201L225 200ZM230 199V200H229ZM238 199V200H237ZM249 201H248V200ZM261 199V200H260ZM51 202H50V201ZM79 200V201H78ZM93 200V201H92ZM101 200V201H100ZM116 200H118V201H116ZM130 200V201H129ZM131 200H132V202H131ZM155 200V201H154ZM175 200V201H174ZM221 200H222V202H221ZM233 200V201H232ZM7 201H11V202H8V204H7ZM13 201V202H12ZM28 201H30V202H28ZM32 201V202H31ZM47 201H49V202H47ZM53 201V202H52ZM65 201H68V202H66L65 203ZM70 201H71V203H70ZM73 201V202H72ZM78 201V202H77ZM92 201V202H91ZM106 201H108V202H106ZM113 201V202H112ZM119 201H121V202H119ZM136 201H139L138 202V204L140 205V207H141V205H142V209H140V208H138V204H135L134 206H132L133 204H134V202H136ZM176 201H178L180 204L179 205H176V204H178V202H176ZM187 201H189V202H187ZM205 201H207V202H205ZM220 201V202H219ZM224 201H226L225 203H224ZM235 201V202H234ZM259 201H261V202H259ZM6 204H5V203ZM44 202H45V205H44ZM59 204H58V203ZM106 202V204H104V203ZM110 202L112 203L111 205H110ZM143 202V203H142ZM149 202H150V204H149ZM174 202H175V204H174ZM183 202V203H182ZM185 202V203H184ZM199 202V203H198ZM205 202V203H204ZM253 202V203H252ZM258 202V203H257ZM4 203V204H3ZM20 203H21V205H20ZM27 203V204H26ZM46 203L48 204V205H46ZM52 203V204H51ZM61 203H62V205H61ZM69 205H68V204ZM80 203H82L84 206H82V204H80ZM98 203V204H97ZM100 203V204H99ZM119 203V204H118ZM126 203V204H125ZM133 203V204H132ZM162 205H165V206H163L162 208H161V204ZM164 203V204H163ZM168 203H172L173 205L172 206H175L174 208L172 207V209H171V207H170V204H168ZM197 203V205H195ZM201 203V204H200ZM202 203H204V204H202ZM207 203V204H206ZM216 204V205H212V204ZM221 203V204H220ZM235 203H236V205H235ZM237 203H238V205H237ZM239 203H240V205H239ZM248 203V204H247ZM251 203V204H250ZM262 204V205H260V204ZM1 204H2V206H1ZM12 204V205H11ZM15 204H17V205H15ZM23 204V205H22ZM122 204H124V205H122ZM146 204V205H145ZM155 204V205H154ZM167 204H168V206H167ZM190 204V205H189ZM194 206H193V205ZM199 204H200V206H199ZM225 204V205H224ZM243 204V205H242ZM257 204H259L258 206H259V208L256 206ZM16 207H15V206ZM31 205V206H30ZM33 205H35V207H37V208H35ZM55 205V206H54ZM72 205V206H71ZM81 205V206H80ZM86 205H89L88 207H86ZM90 205H91V207H92V209H91V207H90ZM97 205V206H96ZM101 205V206H100ZM109 205V206H108ZM120 205V206H119ZM192 205V206H191ZM204 205V206H203ZM218 205H219V207H221V208H219L218 207ZM250 205H251V207H250ZM34 207V212L33 213H35V214H33L35 217H33L31 214H32V209H33V207ZM45 206H46V208H45ZM57 206V207H56ZM73 206H75V207H73ZM99 206V208H100V210L98 209V208H96V207H98ZM128 206V207H127ZM129 206H130V208H129ZM137 206V207H136ZM146 206V207H145ZM182 206H186V208L185 207H182ZM197 206H199V207H197ZM202 206H203V208H202ZM214 207V208H217L218 207V209H214L213 207L210 209V210H212V211H210V210H208L209 208L208 207ZM228 206V207H227ZM236 206V207H235ZM262 206V207H261ZM4 207V208H3ZM68 207H71L70 209L71 210H73L72 211V213H71V210L68 208ZM83 207H84V209H85V207L87 208V210L89 209V207H90V209L92 210V211H87V210H84L83 209ZM104 207V208H103ZM112 207V208H111ZM151 207V208H150ZM167 208V209H165V208ZM181 207V208H180ZM190 207V208H189ZM224 209H223V208ZM233 207H235L234 209H233ZM245 207H247V208H245ZM258 208V210H259V219H261V218H263V219H261V221L258 219V211H256L257 210V208ZM7 208H9V209H7ZM18 208H19V210H18ZM59 208V209H58ZM64 208V209H63ZM67 208L69 209V212L67 211ZM96 209V210H94V209ZM107 208V209H106ZM115 208V209H114ZM129 208V209H128ZM133 208V209H132ZM176 208H179V209H176ZM184 208V209H183ZM230 208V209H229ZM237 208V209H236ZM256 208V209H255ZM6 212V213H4V211ZM29 209H31V211H29ZM40 209V210H39ZM46 209V210H45ZM57 209V210H56ZM77 209V210H76ZM97 209L99 210L98 211V214L100 215V216H96V211H97ZM118 209L119 210H121V211H119L118 212V214L117 213H115V212H117L118 211ZM124 209H126V210H124ZM134 209H135V212H134ZM137 209V210H136ZM146 209V210H145ZM154 211H153V210ZM165 209V210H164ZM171 209V210H170ZM174 209V210H173ZM206 209V210H205ZM214 209V210H213ZM221 209L223 210L222 212H220L221 211ZM225 209H227V211L225 210ZM233 209V210H232ZM240 209V210H239ZM255 209V210H254ZM17 210V211H16ZM27 210H28V212L29 213H31L30 215L28 214V212H27ZM52 210V211H51ZM54 210V211H53ZM66 210V211H65ZM83 210V211H82ZM104 210V211H103ZM114 210V211H113ZM123 210H124V212H123ZM132 210V211H131ZM144 210V211H143ZM167 210V211H166ZM168 210H170V212L168 211ZM173 210V211H172ZM181 211V212H179V211ZM188 210V211H187ZM203 212H202V211ZM220 210V211H219ZM229 210V211H228ZM232 210V211H231ZM16 211V212H15ZM19 211V212H18ZM61 211V212H60ZM64 211V212H63ZM87 211V212H86ZM106 211V212H105ZM113 211V212H112ZM129 211H131V212H129V214H127ZM215 211H217V212H215ZM257 213H256V212ZM1 212H2V214H1ZM9 212H12V213H9ZM56 212V213H55ZM76 212H78V213H76ZM81 212H83V213H85L84 215H83V213H81ZM89 212V213H88ZM95 212V213H94ZM111 212V213H110ZM124 214H122V213ZM125 212H126V216H125ZM134 212V213H133ZM156 213V216L158 217V218H154L155 216V214H153V213ZM167 214H165V213ZM171 212H174V213H176L178 216L177 217H179V218H177L176 220L175 219H173V218H171V217H174L175 215H174V213H172V214H170ZM219 212V213H218ZM252 212V213H251ZM14 213H15V215H14ZM55 213V214H54ZM58 213V214H57ZM60 213V214H59ZM66 213V214H65ZM68 213V214H67ZM69 213H71L72 214V216H71V214H69ZM76 215H75V214ZM82 215V219L84 220V225H83V220L82 219H80V217H78L80 214ZM88 213V214H87ZM91 213V214H90ZM114 213L116 214L115 216H112V215H114ZM137 213V214H136ZM164 213V214H163ZM191 213V214H190ZM200 213V214H199ZM220 213H223L222 214V216L224 215V217H222L221 215H219ZM225 213V214H224ZM236 213V214H235ZM248 213H250V214H248ZM254 213H255V215H254ZM24 214V215H23ZM42 215L43 217H46V216H48L49 218H51V219H49L48 217V220L45 218V219H43L42 218V216H41V218L39 217L40 215ZM47 214V215H46ZM51 214H52V216H51ZM64 214V215H63ZM119 214H120V216H119ZM121 214H122V217H121ZM159 214H161V215H159ZM170 214V219L169 218H167L168 217V215ZM180 214V215H179ZM199 214V215H198ZM243 214H245L246 216L247 215H249V217H245ZM252 214V215H251ZM257 214V215H256ZM18 215H19V217L20 216H23L21 219L19 218H17L18 217ZM29 216V217H26V216ZM70 215V216H69ZM80 215V216H81ZM91 215V216H90ZM94 215V216H93ZM106 217V219L103 217ZM106 215V216H105ZM128 215H129V217H128ZM154 217H153V216ZM174 215V216H173ZM183 215H187L186 217L185 216H182ZM201 215V216H200ZM204 215H205V217L207 218V219H210V220H208L207 222H206V220H205V218H204ZM220 217H218V216ZM230 215H232V216H230ZM233 215H235V216H233ZM241 215V216H240ZM25 216V217H24ZM53 216L56 218H54L53 219ZM77 216V217H76ZM105 219V220H102L101 218L102 217ZM111 217L112 218V220H108L109 219V217ZM118 216V217H117ZM130 216H132L133 218H135V220L132 218V217H130ZM154 218L156 221H154L152 218ZM198 216H200V220L199 219H195V218H199ZM203 216V217H202ZM213 216H217L219 219H216L215 217L213 218ZM225 216H227V217H229V218H227V217H225ZM3 217V218H2ZM5 217H6V219H5ZM13 217V218H12ZM36 217H39L38 219H35ZM57 217H59L58 219H57ZM88 217H90V218H88ZM121 217V218H120ZM127 218L126 219V221H125V219L124 218ZM139 217L141 218V220H143V221H141L140 219H139ZM150 218V220L148 219V218ZM176 217V216H175ZM181 217V218H180ZM208 217H210V218H208ZM232 217H234V218H232ZM236 217V218H235ZM245 217V218H244ZM252 217V218H251ZM254 217H257V218H254ZM26 220H25V219ZM29 218V219H28ZM72 218V219H71ZM79 218V219H78ZM96 218H98V219H96ZM100 218V219H99ZM116 218V219H115ZM131 218L133 219V220H131ZM162 218V219H161ZM184 218V219H183ZM202 218H203V220H202ZM211 218L213 219V220H211ZM245 219V221L243 222L242 221V219ZM247 218H249L250 220L252 219L253 221H255V222H257L258 223V225H257V223H255V222H253L252 220H251V222L247 219ZM2 219V220H1ZM14 219H16V220H14ZM28 219V220H27ZM35 219V220H34ZM75 219H77L78 221L77 222H75L76 220ZM86 219V220H85ZM91 220V222H90V220ZM92 219L94 220V221H92ZM117 219L119 220V221H117ZM146 219V220H145ZM164 219H166V220H164ZM167 219H168V221H167ZM179 219H180V221H182L181 219H183L184 221L183 222H180V223H182V225L181 224H179ZM196 220V221H194L193 222V220ZM214 219L217 221H215L214 222ZM220 219H222L223 220V223H222V220H220ZM256 219H258V220H256ZM6 220L8 221L7 223H5L6 222ZM22 221V223L20 224V222ZM32 220V221H31ZM34 220V221H33ZM39 220H42V221H39ZM44 220H45V222H44ZM55 220V221H54ZM61 220V221H60ZM124 220L126 223H128V226L125 224V222H122V221ZM137 220V221H136ZM148 220H149V222H148ZM151 220H153V221H151ZM202 220V221H201ZM228 220V221H227ZM230 220L232 221H234V222H232V224H231V222H230ZM236 220H238V221H236ZM239 220H241L242 221V223H241V221H239ZM20 221V222H19ZM24 221V222H23ZM50 221V222H49ZM63 221V222H62ZM82 221V222H81ZM87 221H89V223L87 222ZM133 221H135L134 223H131V222ZM148 223H147V222ZM163 221H165V222H163ZM186 221V222H185ZM191 221V222H190ZM200 221H201V223H200ZM215 223V225H214V223ZM225 221V222H224ZM15 222H16V224H15ZM30 223L29 225H28V223ZM34 222V223H33ZM36 222V223H35ZM42 222V223H41ZM48 222V223H47ZM74 222H75V224H74ZM85 222H87V224L89 225L90 223H92L91 225H93V226H88V225H86V223ZM106 222H108L107 224H105ZM112 224H111V223ZM117 222V223H116ZM154 222V223H153ZM161 223V226L163 225V227H164V225L166 224V222H167V224H166V228L164 227H162V228H160V226L158 225L159 223ZM196 222H197V224H196ZM250 222V223H249ZM25 223H27L25 226L23 225V224H25ZM33 223V224H32ZM39 223V224H38ZM44 223V224H43ZM55 223V224H54ZM69 223H70V225H71V223H72V227H69ZM78 223V224H77ZM95 223H96V225L97 226H95ZM102 223H104L106 226L109 224V226H107V227H104V224H102ZM115 223V224H114ZM139 223V224H138ZM153 225H152V224ZM156 223H158V224H156ZM170 223H172V227L169 225ZM173 223L175 224L174 226H173ZM206 223H209V224H206ZM213 223V224H212ZM217 223V224H216ZM243 226V227H245V228H242V227H240L241 225ZM244 223V224H243ZM246 223V224H245ZM251 224V225H249V224ZM5 226H7V227H5L6 228V231L5 230H2V229H5L4 228V225ZM11 224V225H10ZM51 224V225H50ZM68 224V225H67ZM111 224V225H110ZM119 224V225H118ZM121 224H123V225H121ZM156 224V225H155ZM176 224H178L177 226H176ZM196 224L197 226H196V230L194 229V231H193V226ZM203 224V225H202ZM210 224H211V226L213 225V228L210 226ZM221 224V225H220ZM256 224V225H255ZM21 225V226H20ZM43 225V226H42ZM61 225H63V226H65V227H63V226H61ZM74 225V226H73ZM76 225V226H75ZM78 225V226H77ZM101 227H100V226ZM137 227H136V226ZM170 227H169V226ZM186 225V226H185ZM200 225V226H199ZM223 225V226H222ZM227 225V226H226ZM234 225H235V227H234ZM246 225V226H245ZM255 225V226H254ZM16 226V227H15ZM29 226V227H28ZM32 226H34V227H32ZM42 226V229L40 228ZM49 226V227H48ZM53 226V227H52ZM83 226H85V228L83 227ZM87 226V227H86ZM112 226V227H111ZM117 226V227H116ZM133 226V227H132ZM141 226H143V227H141ZM176 226V227H175ZM210 226V227H209ZM248 226H249V228H248ZM251 226V227H250ZM17 228V230L15 229V228ZM22 227H24V229L22 228ZM36 227V228H35ZM38 227V228H37ZM48 227V228H47ZM61 227V228H60ZM63 227V228H62ZM75 227H77V229L75 228ZM80 227V228H79ZM83 227V228H82ZM88 227H90V228H88ZM93 227H94V230H93ZM110 227V228H109ZM113 227H115V228H120V230H118V231H116L117 229H115V231L113 230L114 228ZM126 227V228H125ZM136 227V228H135ZM157 227V228H156ZM159 227V228H158ZM169 227V228H168ZM184 229H183V228ZM195 227V226H194ZM209 227V230L208 229H206V228H208ZM215 227V228H214ZM216 227H218V228H216ZM222 227V228H221ZM225 227H226V229H225ZM233 227V228H232ZM240 227V228H239ZM255 229H254V228ZM11 228V229H10ZM14 229V231H12L11 232V230H13ZM19 228H22V230L21 229H19ZM27 228V229H26ZM35 228V229H34ZM44 228V229H43ZM45 228H46V230H45ZM67 228H73V231H72V229L70 230V229H68L67 230ZM74 228H75V230H74ZM98 228V229H97ZM108 228L111 230V231H109L108 230ZM113 228V229H112ZM130 228H132V230L130 229ZM133 228H135V230L133 229ZM192 228V229H191ZM201 228V229H200ZM211 228V229H210ZM237 228V229H236ZM247 228V229H246ZM7 229H9V230H7ZM32 229V230H31ZM39 229H40V231H41V233H38V232H40L39 231ZM64 229H66V230H64ZM84 229V230H83ZM88 229V230H87ZM90 229V230H89ZM95 229H97V230H95ZM106 229V230H105ZM133 232H131L130 230ZM148 229H150V230H148ZM153 229V230H152ZM160 230V231H162V232H160V231H158V230ZM163 229V230H162ZM169 229V230H168ZM173 229H174V231H173ZM178 229V230H177ZM181 229V230H180ZM205 229V230H204ZM218 231V234H217V231ZM219 229H220V231H219ZM224 231H222V230ZM246 229V230H245ZM2 230V231H1ZM20 230V231H19ZM25 230H26V232H25ZM36 232H35V231ZM49 230V231H48ZM63 230V231H62ZM70 230V231H69ZM87 230V231H86ZM96 231V232H100L99 234L98 233H94L93 231ZM121 230H122V232H121ZM124 230V231H123ZM142 230H144V232L142 231ZM148 230V231H147ZM167 230V231H166ZM185 230V231H184ZM211 230V231H210ZM225 230H226V234H225ZM242 230H245L244 232L242 231ZM8 231H9V233H11V234H14L15 233V237L17 236V238H18V240H20L21 241V243H20V241H18L17 240V238H15L14 237V235H13V237H11L10 235H8L9 233H8ZM44 231V232H43ZM56 231V232H55ZM60 231V232H59ZM72 231V232H71ZM81 231V232H80ZM84 231H86L85 233L87 234H90L89 232H91L92 231V235L90 234V235H88V236H90V237H88V236H85L86 234H84ZM146 231V232H145ZM155 231V232H154ZM159 233H158V232ZM193 231V233H191ZM196 231H198V232H196ZM206 231V232H205ZM19 232V233H18ZM23 233L22 235L20 234V233ZM28 233L29 235L27 236V235H25V233ZM37 233L40 237H42V238H40L38 235H36L35 233ZM63 232H65V233H63ZM113 232V233H112ZM118 232H119V234H118ZM126 232V233H125ZM132 234H131V233ZM140 232V233H139ZM150 232V233H149ZM156 232H157V236H156ZM186 232V233H185ZM194 232H196V233H194ZM213 233V232H216V233H213V234H211V233ZM239 232H240V234H241V232H243L241 235L239 234ZM250 234V235H247L248 233ZM253 232V233H252ZM254 232H256L257 234H255L254 235ZM260 232V233H259ZM6 233H8V234H6ZM16 233H17V235H16ZM33 233V234H32ZM45 233H46V235H45ZM53 233V234H52ZM69 233V234H68ZM71 233V234H70ZM108 233V234H107ZM117 233V234H116ZM127 233H129V234H127ZM142 233V234H141ZM155 233V234H154ZM171 233V234H170ZM188 233V234H187ZM207 233H208V235H207ZM234 233V234H233ZM236 233H238V236H237V234ZM3 234V235H2ZM41 234V235H40ZM60 234V236L58 237V236H56V235H59ZM72 234H74V235H72ZM94 234V235H93ZM109 234L110 235H112V236H109ZM121 234H125V235H121ZM132 236H131V235ZM135 234H137V235H135ZM158 234H160V236L158 235ZM171 236H170V235ZM195 234V235H194ZM206 234V235H205ZM244 234V235H243ZM4 235H5V237H4ZM8 235V236H7ZM24 235H25V237H24ZM32 235V236H31ZM51 235H53V236H51ZM63 235V236H62ZM64 235L66 236V235H68V237L69 236H71V238L73 237V236H75V235H77V236H75L74 238L76 239H74V238H69L68 240H69V244H73V246H69V244H67L66 245V243H68V241H67V236L66 237H64ZM84 235V236H83ZM97 235V236H96ZM116 235V236H115ZM127 235V236H126ZM128 235H130V237L128 236ZM140 236V238H138L137 237V239H135V237L136 236ZM166 235L168 236V238H169V240H168V238L166 237ZM192 235V236H191ZM204 235H205V237H204ZM217 235L218 236H220L219 238H217ZM226 237H224V236ZM231 235V239L230 238H228L229 236ZM232 235H233V237H232ZM243 235V236H242ZM254 235V236H253ZM259 235H261L259 238H258V236ZM1 236H2V238H1ZM22 236V237H21ZM39 237L38 238V240H37V238H33V237ZM44 236H45V238H44ZM49 236V237H48ZM81 236H82V238H81ZM93 236H95V237H93ZM121 236V237H120ZM125 236V237H124ZM135 236V237H134ZM147 237V240H146V238H144V237ZM190 236V237H189ZM195 236H198V237H195ZM223 236V237H222ZM9 237H11L10 239H11V241H10V239H9ZM20 237V238H19ZM24 237V238H23ZM62 237H64V239L62 238ZM79 237H80V239H79ZM88 237V238H87ZM112 237H114V238H112ZM118 239H117V238ZM134 239H133V238ZM142 237V238H141ZM162 237V238H161ZM165 237V238H164ZM186 237V238H185ZM262 237V238H261ZM7 238V239H6ZM31 238V240H30V243L28 242V240ZM92 238V239H91ZM111 238V239H110ZM126 240H125V239ZM146 240V241H144V239ZM155 238H156V241H155ZM158 238H160V242H159V239ZM176 238V240H174ZM182 240H181V239ZM187 239V240H185V239ZM206 238V239H205ZM216 239V241H215V239ZM228 238V239H227ZM236 238H239V239H237L236 240ZM242 238V239H241ZM250 238V239H249ZM4 239H6V240H4ZM16 239V240H15ZM27 241H26V240ZM34 239V240H33ZM41 239H43L42 240V243L40 244V240ZM48 239H52V240H49V242L47 241ZM53 239H54V241H53ZM61 239V240H60ZM63 239V240H62ZM79 239V240H78ZM82 239V240H81ZM84 239H87V240H84ZM94 239H96V241L94 240ZM118 241L119 239L121 240V241H118L119 242V244L116 242V240ZM141 240L140 242H142V245H143V247L141 248V250H140V248H138L139 246H141V244L139 243V240ZM143 239V240H142ZM149 239V240H148ZM151 239V240H150ZM155 241H153V240ZM158 239V240H157ZM164 239V240H163ZM172 239V240H171ZM177 239H178V241L180 242H182L181 243V245L179 244V242L177 241ZM189 239V240H188ZM191 239V240H190ZM218 239V240H217ZM241 239V240H240ZM257 239H258V241H257ZM260 239V240H259ZM22 240H24V241H22ZM37 240V241H36ZM45 240H46V243H44L45 242ZM74 240V241H73ZM78 240V241H77ZM130 240V244H128L126 241H129ZM136 240V241H135ZM138 240V241H137ZM163 240V241H162ZM174 240V241H173ZM205 241V240H207L206 242H208V241H212L211 242V244L209 245V242H208V244L206 243V242H203V246L201 245L202 244V242L201 243H199L200 241ZM224 240V241H223ZM225 240H226V242H225ZM234 240V241H233ZM236 240V241H235ZM4 241H6V242H4ZM16 241V242H15ZM33 241V242H32ZM40 241V242H39ZM65 241V242H64ZM67 241V242H66ZM71 241V242H70ZM87 242V243H89V244H86V243H83V244H80V243H82V242ZM90 241V242H89ZM92 241V242H91ZM109 241V242H108ZM123 241V242H122ZM148 241H150L149 242V244H148ZM177 241V242H176ZM190 241H192V242H190ZM222 241H223V243H222ZM260 241L263 243H260ZM3 242V243H2ZM9 242V243H8ZM19 242V243H18ZM23 242H25V243H23ZM38 242V243H37ZM50 242H51V244L52 245H50ZM80 242V243H79ZM95 242V243H94ZM107 242V243H106ZM132 242H135V244H131ZM139 244H138V243ZM144 242V243H143ZM158 242V243H157ZM170 243V242H172L171 243V245L170 244H168V243ZM174 242V243H173ZM197 242V243H196ZM213 242H215L214 244H213ZM225 242V243H224ZM235 242V243H234ZM4 243H6V244H4ZM31 243H33V244H31ZM35 243H37V244H35ZM53 243H54V245H53ZM65 243V244H64ZM103 243V244H102ZM105 243V244H104ZM110 245H109V244ZM115 243H117L118 244V246H117V244H115ZM125 243H127V244H125ZM164 243V246L163 245H161V244H163ZM188 243V244H187ZM196 243V244H195ZM205 243L207 244L206 246H204L205 245ZM242 243V244H241ZM245 243V244H244ZM21 244V245H20ZM38 244H40L39 246H41V245H44V247H38ZM47 244V245H46ZM62 244V245H61ZM64 244V245H63ZM76 244V246H77V248H75L76 246H74ZM80 244V245H79ZM90 244H93V245H91V247L89 246ZM111 244H115V247H113V246H111ZM124 244H125V247H124ZM136 244H138L139 246L136 248ZM151 244V245H150ZM154 244V245H153ZM156 244V245H155ZM158 244H160V245H158ZM168 244V247L166 246V245ZM176 244V245H175ZM177 244H179V245H177ZM184 244V245H183ZM199 244V245H198ZM213 244V245H212ZM217 244V246H214V245H216ZM247 244V245H246ZM253 244V247L251 248L250 246ZM10 245V246H9ZM31 245V246H30ZM50 245V246H49ZM59 245H61V247L60 248H58V246ZM83 245V246H82ZM109 245V246H108ZM128 245H132L131 247H129ZM135 246V248H134V246ZM148 245H150V247L148 246ZM190 245V246H189ZM233 245V246H232ZM261 245H262V247H261ZM8 246V247H7ZM55 246H57V247H55ZM64 246H68V249H66V247L64 248ZM79 246H81L82 248H84V249H82L81 247H79ZM85 246L87 247V250H86V248H85ZM98 246H100V247H98ZM121 246V247H120ZM170 246V247H169ZM173 246V247H172ZM180 246V247H179ZM197 246V247H196ZM228 246V247H227ZM242 246V247H241ZM12 249V250H10V248ZM19 247H21L20 249H19ZM48 248V250H47V248ZM53 247V248H52ZM55 247V248H54ZM69 247H71V249L69 248ZM96 247V249H94V248ZM98 247V248H97ZM109 247V248H108ZM117 247V248H116ZM124 247V248H123ZM129 247V248H128ZM145 247V248H144ZM153 247H154V249H153ZM163 247H164V249H163ZM172 247V248H171ZM175 247H179V248H175ZM217 247V248H216ZM226 247V248H225ZM236 247V248H235ZM240 247H241V249H240ZM247 247V248H246ZM256 247V248H255ZM261 247V248H260ZM38 248H40V249H38ZM51 248V249H50ZM57 248V249H56ZM81 250H80V249ZM90 248V249H89ZM92 248V249H91ZM114 248V249H113ZM130 248H132L133 250H131ZM146 248L148 249V250H146ZM157 248V250H156V253H158V254H156L155 253V249ZM162 248V249H161ZM174 248V249H173ZM213 248V249H212ZM239 250H238V249ZM249 249L250 248V250L248 251V250H246V249ZM260 248V249H259ZM18 249L19 250H21L22 252H20V251H18ZM44 250V251H38V250ZM61 249H63L64 251H62ZM78 249V250H77ZM95 250V251H92V250ZM98 249H100L101 251H98ZM113 249V250H112ZM123 249V250H122ZM125 249V250H124ZM134 249H136L135 251H134ZM151 249H152V251H154V253L152 254L151 252ZM158 249H161L162 251H160V250H158ZM173 251H172V250ZM182 249V250H181ZM203 249V250H202ZM206 251H205V250ZM211 249H212V251H211ZM230 249L232 250V253H231V251H230ZM254 249H256V250H254ZM31 250V251H30ZM55 250V251H54ZM66 250V251H65ZM73 251L72 253H70L71 251ZM89 250H91L90 252H89ZM103 250L105 251V252H107L108 250V253H105V252H103ZM127 250H129V251H127ZM145 252H144V251ZM170 250V251H169ZM216 250V251H215ZM246 250V251H245ZM10 251H11V253H10ZM14 251V252H13ZM38 251V252H37ZM61 251V252H60ZM69 251V252H68ZM77 252V254L79 255H77L76 254V252ZM81 251V252H80ZM84 251V252H83ZM114 251V252H113ZM117 251V252H116ZM159 251V252H158ZM169 251V252H168ZM197 253H196V252ZM205 251V252H204ZM213 252V256L215 257H210L211 256V252ZM223 251V252H222ZM225 251H228V252H225ZM4 252V253H3ZM6 252V253H5ZM23 252H24V254H23ZM27 252V253H26ZM47 252V253H46ZM52 252V253H51ZM65 252V253H64ZM74 252H75V254H74ZM99 252V253H98ZM129 252L130 253H132V257H131V254H129ZM135 252V253H134ZM140 253L141 255V258H140V256L138 257V256H136V254L137 253ZM142 252V253H141ZM148 252V253H147ZM202 252V253H201ZM217 254H216V253ZM239 252V253H238ZM259 252V254L260 255H262L261 257H260V255L259 254H257ZM3 253V254H2ZM18 253H19V255H18ZM29 253V254H28ZM51 255H50V254ZM61 253H63L62 255L63 256H68V254H69V256L68 257H70L71 259H69L68 257L66 258V257H63L62 255H61ZM82 253V254H81ZM90 253H92V255L90 254ZM145 253V254H144ZM160 253H162V254H160ZM173 253V254H172ZM177 255H176V254ZM191 254V253H193V255L192 256H189V255H187V254ZM200 253L202 254V255H200ZM204 253V254H203ZM207 253V256L205 255ZM211 253V254H210ZM218 253L220 254V255H218ZM227 253V254H226ZM228 253H229V255H228ZM5 254V255H4ZM6 254H9V255H6ZM20 254H22V255H20ZM35 254V255H34ZM53 254V255H52ZM58 254L60 255V257L58 256ZM96 254H98V255H96ZM107 256V257H105V255ZM125 254V255H124ZM149 255V257H148V255ZM152 254V255H151ZM183 254V255H182ZM222 254V255H221ZM247 256H246V255ZM13 255L15 256V257H13ZM17 255V256H16ZM39 255V256H38ZM41 255H43L44 257H46L45 258V260L43 259L44 257H41ZM72 255V256H71ZM86 255V256H85ZM87 255H88V257H87ZM103 255H104V257H103ZM108 255H110V256H108ZM145 255V256H144ZM156 255V256H155ZM157 255H158V257H157ZM185 255V256H184ZM196 255V256H195ZM205 255V256H204ZM217 255V256H216ZM227 255V256H226ZM253 255V256H252ZM258 255V257H254V256H257ZM18 256H20V257H18ZM55 256V257H54ZM76 256H77V258H76ZM84 256V257H83ZM91 256V257H90ZM93 256V257H92ZM97 256V259H100L101 257V259L100 260H95L96 257ZM101 256V257H100ZM148 258H147V257ZM157 258H155V257ZM160 256L162 257L161 259H160ZM166 256V257H165ZM194 256H195V258H194ZM200 257V259H199V257ZM17 257V259H15ZM49 257H53V258H56L55 260L54 259H51V258H49ZM83 257V258H82ZM98 257H100V258H98ZM178 257V258H177ZM184 257L185 258H188V259H184ZM191 257V258H190ZM216 257H218V258H216ZM221 257V258H220ZM253 257V258H252ZM14 258V259H13ZM19 258V259H18ZM28 258H31V259H28ZM49 258V259H48ZM61 258H63V259H61ZM65 258V259H64ZM76 258V260L74 261V259ZM81 258V259H80ZM94 260H93V259ZM107 258V259H106ZM122 258V260L123 261H121L120 259ZM133 258V259H132ZM134 258H136V260L134 259ZM139 258H140V260H139ZM150 258V259H149ZM159 258V259H158ZM166 258V259H165ZM177 258V261H175V259ZM183 259V260H181V259ZM244 258V259H243ZM257 258V259H256ZM260 258V259H259ZM28 259V260H27ZM47 259V260H46ZM61 259V260H60ZM104 259V260H103ZM128 259H129V261H128ZM153 261H152V260ZM154 259L155 260H158L159 262H161V263H159L158 261H154ZM164 259V260H163ZM168 259H170V261L168 260ZM211 259V260H210ZM226 259V260H225ZM229 259V260H228ZM255 259V260H254ZM8 260V261H7ZM12 260H14V261H12ZM43 260V261H42ZM51 260H54V262H59V263H54V262H51ZM57 260V261H56ZM60 260V261H59ZM74 262H73V261ZM112 260H114V261H112ZM132 260V261H131ZM133 260H134V262H133ZM163 260V261H162ZM168 260V261H167ZM181 261V262H179V261ZM213 260V261H212ZM221 260V261H220ZM68 261V262H67ZM91 261V262H90ZM111 261V262H110ZM116 261H118V262H116ZM121 261V262H120ZM124 261H126V262H124ZM128 261V262H127ZM138 261V262H137ZM186 261L188 262V263H186ZM192 261V262H191ZM197 261V262H196ZM209 261V262H208ZM214 261H216V262H214ZM232 261H238V262H232ZM67 262V263H66ZM71 262V263H70ZM110 262V263H109ZM142 262V263H141ZM148 262V263H147ZM158 262V263H157ZM190 262V263H189ZM203 262V263H202ZM213 262V263H212ZM225 262H227V263H225ZM249 262V263H248ZM263 262V263H262ZM217 264V263H216Z\"/></svg>",
  "mask_w": 264,
  "mask_h": 264
},
{
  "label": "bare ground",
  "instance_id": "bare-ground-1",
  "mask_svg": "<svg viewBox=\"0 0 264 264\" xmlns=\"http://www.w3.org/2000/svg\"><path fill=\"white\" fill-rule=\"evenodd\" d=\"M9 1L11 2V0H9ZM33 1H34V0H33ZM44 1H45V0H44ZM76 1H77V0H76ZM94 1L96 2V0H94ZM113 1H114V0H113ZM122 1H123V0H122ZM140 1H141V0H140ZM173 1H174V0H173ZM175 1H176V0H175ZM186 1H187V0H186ZM188 1H189V0H188ZM214 1H215V0H214ZM219 1H220V0H219ZM238 1H239V0H238ZM238 1H237V2H238ZM1 2H2V1H1ZM1 2H0V3H1ZM5 2H6V1H5ZM15 2H16V1H15ZM15 2H14V3H15ZM23 2H25V1L23 0ZM34 2H36V1H34ZM42 2H43V1H42ZM60 2H61V1H60ZM80 2H81V1H80ZM95 2H92V3H94V4L96 5ZM164 2H165V1H164ZM189 2H190V1H189ZM251 2L253 3V1H251ZM256 2H257V1H256ZM14 3H13V4H14ZM36 3H37V2H36ZM47 3H48V2L46 1V4H47ZM49 3L52 4L53 2H52V3L49 2ZM61 3H63V2H61ZM84 3H86V1H85ZM108 3L111 4V2H108ZM118 3H119V1H118ZM121 3H122V2H121ZM126 3H127V2H126ZM175 3H176V2H175ZM177 3H178V2H177ZM180 3H181V2H180ZM252 3H251V4H252ZM7 4H8V2H7ZM18 4H19V3H18ZM18 4H17V5H18ZM21 4H22V2H21ZM21 4H19V5H21ZM37 4H39V2H38ZM40 4H44V3H41V2H40ZM40 4H39V5H40ZM54 4H55V2H54ZM66 4H67V3H66ZM66 4H65V5H66ZM86 4H87V3H86ZM89 4H90V2L88 3V5H89ZM114 4H115V3H114ZM189 4H190V3H189ZM234 4H235V3H234ZM255 4H256V3H255ZM17 5H16V6H17ZM19 5H18V6H19ZM61 5H62V4H61ZM72 5H73V4H72ZM72 5H71V6H72ZM90 5L92 6V4H90ZM102 5H103V4H102ZM116 5H117V3H116ZM124 5H125V4H124ZM124 5H123V6H124ZM128 5H129V4H128ZM222 5H223V3H222ZM252 5H253V4H252ZM7 6H9V5H7ZM14 6H15V5H14ZM24 6H25V5H24ZM28 6H30V5L28 4ZM51 6H53V5H51ZM57 6H58V5H57ZM76 6H77V5H76ZM78 6H79V5H78ZM82 6H83V5H82ZM82 6H81V7H82ZM97 6H98V5H97ZM112 6H113V5H112ZM134 6H135V5H134ZM157 6H158V5H157ZM167 6H168V4H167ZM167 6H166V7H167ZM170 6H171V5H170ZM212 6H213V5H212ZM214 6H217V4H215ZM219 6H220V5H219ZM232 6H233V5H232ZM5 7H6V6H5ZM12 7H13V6H12ZM22 7H23V6L21 5V8H22ZM42 7H43V6H42ZM58 7H59V6H58ZM67 7H68V6H67ZM85 7H86V6H85ZM125 7H127V6H125ZM137 7H138V5H137ZM151 7H152V6H151ZM177 7H178V6H177ZM185 7H186V6H185ZM202 7H203V6H202ZM13 8H14V7H13ZM13 8H12V9H13ZM27 8H28V7H27ZM29 8H30V7H29ZM40 8H41V7H40ZM48 8H49V7H48ZM64 8H65V7H64ZM69 8H70V5H69ZM71 8L73 9V7H71ZM71 8H70V9H71ZM78 8H80V7H78ZM103 8H104V7H103ZM109 8H110V7H109ZM116 8H119V9H120L121 7H120V6H119V7H116V6H115V9H116ZM122 8H123V7H122ZM173 8H176V5H175ZM178 8H179V7H178ZM178 8H177V9H178ZM180 8H181V7H180ZM199 8H200V7H199ZM257 8H259V6H258ZM263 8H264V7H263ZM12 9H11V10H12ZM25 9H26V8H25ZM35 9H36V8H35ZM41 9H42V8H41ZM41 9H40V10H41ZM43 9H44V11H45V8H44V7H43ZM43 9H42V10H43ZM50 9H51V7H50ZM58 9H59V8H58ZM70 9H68V10L70 11ZM72 9H71V10H72ZM81 9H83V7H82ZM91 9H92V8H91ZM101 9H102V7H101ZM107 9H108V8H107ZM107 9L104 8L103 11H104V10H107ZM115 9H112V10H114V12H115ZM141 9H142V8H141ZM141 9H139V10H141ZM184 9H185V8H184ZM40 10H39V11H40ZM54 10H56V9H54ZM61 10H62V9H61ZM61 10H60V11H61ZM64 10H65V9H64ZM64 10H63V11H64ZM68 10H67V11H68ZM74 10L76 11V9H74ZM167 10H168V9H167ZM178 10H179V9H178ZM182 10H183V9H182ZM193 10H194V8H193ZM197 10L199 11V9H197ZM263 10H264V9H263ZM263 10H261V11H263ZM5 11H6V10H4L3 12H5ZM7 11H8V10H7ZM26 11H27V10H26ZM36 11H37V10H36ZM50 11H51V10H50ZM67 11H64V12H67ZM69 11H68V13H70V15H71L72 13L69 12ZM82 11H83V10H82ZM103 11H102V12H103ZM109 11H111V10H109ZM119 11H121V10H119ZM129 11H130V10H129ZM129 11H128V12H129ZM147 11H148V10H147ZM164 11H165V8H164ZM164 11H163V13H164ZM180 11H181V10H180ZM234 11H235V10H234ZM238 11H239V10H238ZM246 11H247V10H246ZM22 12H24V11H22ZM27 12H28V11H27ZM27 12H26V13H27ZM72 12H73V11H72ZM79 12H80V11H79ZM93 12H94V11H92V14H93ZM96 12H97V10H96ZM105 12H106V15H108L107 11H105ZM114 12H113V15H115ZM145 12H146V11H145ZM148 12H150V11H148ZM148 12H146V13H148ZM174 12H175V11H174ZM191 12H192V11H191ZM196 12H197V11H196ZM220 12H221V11H220ZM249 12H250V11H249ZM5 13H6V12H5ZM26 13H25V15H26ZM37 13H38V12H37ZM39 13H40V12H39ZM45 13H46V12H45ZM45 13H44V14H45ZM56 13H57V12H56ZM74 13H75V12H74ZM192 13H193V12H192ZM192 13H191V15H192ZM225 13H226V12H225ZM233 13H234V12H233ZM240 13H241V11H240ZM240 13H239V14H240ZM252 13L254 14L255 11H252ZM30 14H31V13H30ZM35 14H36V12H35ZM53 14L56 15L55 13H51L50 15H53ZM57 14H58V13H57ZM77 14H78V13H77ZM82 14H83V13H82ZM88 14H89V15H92V14H90V13H88ZM98 14H99V13H98ZM98 14H96V15L94 14V15H95L94 17L96 18V16H97ZM109 14H111V13H109ZM130 14H133V11H132V13H130ZM130 14H129V15H130ZM143 14H145V13H143ZM174 14H175V13H174ZM186 14H187V12H186ZM211 14H212V13H211ZM213 14H214V13H213ZM245 14H246V13H245ZM250 14H251V13H250ZM258 14H259V13H258ZM262 14H263V12L261 13V15H262ZM21 15H22V14H21ZM25 15L23 14V16H25ZM28 15H29V14H28ZM28 15H27V16H28ZM31 15H32V14H31ZM33 15H34V14H33ZM33 15H32V16H33ZM36 15H37V14H36ZM39 15H40V14H39ZM39 15H38V16H39ZM45 15H46V14H45ZM62 15H63V14H61V16H62ZM65 15H66V14H65ZM117 15H118V14H117ZM117 15H116V16H117ZM125 15H126V13H125ZM134 15H135V14H134ZM134 15H132L133 18H134ZM146 15H148V14H146ZM149 15H150V13H149ZM220 15H221V14H220ZM231 15H232V14H231ZM261 15H260V16H261ZM0 16H1V15H0ZM56 16H57V15H56ZM58 16H59V15H58ZM66 16H67V15H66ZM68 16H69V14H68ZM71 16H72V15H71ZM76 16H77V15H76ZM79 16H80V15H79ZM83 16H84V15H83ZM101 16H102V15H101ZM111 16H112V15H111ZM111 16H110V17H111ZM126 16L128 17V15H126ZM126 16H125V17H126ZM130 16H131V15H130ZM143 16H144V15H143ZM143 16H141V17H143ZM198 16H199V15H198ZM208 16H209V15H208ZM214 16H215V15H214ZM256 16H257V15H256ZM6 17H7V16H6ZM10 17H12V16L10 15ZM41 17H42V15H41ZM63 17H64V16H63ZM74 17H75V15H74ZM86 17H87V16H86ZM89 17H90V16H89ZM102 17H103V16H102ZM102 17H101V19H102ZM108 17H109V16H108ZM114 17H115V16H114ZM123 17H124V16H123ZM123 17H120V19H121V18L123 19ZM141 17H140V22H141ZM188 17H189V15H188ZM196 17H197V16H196ZM196 17H195V18H196ZM201 17H202V16H201ZM217 17H218V16H217ZM243 17H244V16H243ZM257 17H258V16H257ZM257 17H256V18H257ZM7 18H8V17H7ZM28 18H30V17H28ZM39 18H40V17H39ZM42 18H43V17H42ZM51 18H52V17H51ZM51 18H50V19H51ZM72 18H73V17H72ZM72 18H70L69 21H70ZM97 18H99V17L97 16ZM105 18H106V17H105ZM105 18H103V21L100 22V20H97V21H95V23L99 21V22L101 23V26H102V22H104V19H105ZM116 18H117V17H116ZM116 18H115V19H116ZM136 18H137V17H136ZM138 18H139V17H138ZM138 18L136 19V21L138 20ZM145 18H146V16H145L144 18H142V19H145ZM148 18H149V17H148ZM163 18H164V20H165V16H164ZM163 18H162V19H163ZM174 18H175V17H174ZM199 18H200V17H199ZM209 18H210V19H209ZM209 18H208V20H211L212 17H209ZM258 18H259V17H258ZM14 19H15V18H14ZM26 19H27V18H26ZM30 19H31V18H30ZM91 19H92V18H90V20H91ZM126 19H127V18H125V20H126ZM131 19H132V18H131ZM212 19H213V18H212ZM235 19H236V18H235ZM235 19H233V20L235 21ZM244 19L246 20L245 17H244L242 20H244ZM254 19H255V18H254ZM21 20H24V19H21ZM36 20H37V18H36ZM65 20H66V19H65ZM118 20H119V19H118ZM118 20H117V21H118ZM145 20H146V19H145ZM149 20H150V19H149ZM156 20H157V19H155V21H153V22H155L154 24H156ZM204 20H206V19H204ZM214 20H215V18L213 19V21H214ZM224 20H225V19H224ZM237 20H238V19H237ZM240 20H241V19H240ZM262 20H263V19H262ZM15 21H17V20H15ZM37 21H38V20H37ZM39 21H41V19H39ZM54 21H55V20H54ZM59 21H60V20H59ZM59 21H58V22H59ZM62 21H63V20H62ZM71 21H72V20H71ZM85 21H86V20H85ZM93 21H94V20H93ZM126 21H128V20H126ZM132 21H133V19H132ZM151 21H152V20H151ZM161 21H162V20H161ZM165 21H166V20H165ZM171 21H172V20H171ZM187 21H188V20H187ZM193 21H194V18H193ZM196 21H198V20L196 19ZM221 21H222V20H221ZM221 21H219V22H221ZM225 21H226V20H225ZM227 21H228V19H227ZM246 21H247V20H246ZM248 21H249V20H248ZM253 21H255V20H253ZM13 22H14V21H13ZM43 22H44V21H43ZM46 22H47V18H46ZM52 22H53V21H52ZM56 22H57V20H56ZM56 22H53V23H56ZM65 22H66V21H65ZM77 22H78V21H77ZM105 22H106V20H105ZM112 22H113V21H112ZM114 22H115V21H114ZM138 22H139V20H138ZM159 22H160V20H159ZM177 22H178V21H177ZM232 22H233V21H232ZM249 22H251V21H249ZM256 22H257V20H256ZM260 22H261V21H260ZM36 23H37V22H36ZM38 23H39V22H38ZM53 23H52V24H53ZM59 23H60V22H59ZM59 23H58V24H59ZM79 23H80V22H79ZM91 23H92V22H91ZM108 23H109V21H108ZM115 23H116V22H115ZM117 23H118V22H117ZM127 23H128V22H127ZM127 23H126V25H127ZM129 23H130V22H129ZM132 23H133V22H132ZM157 23H158V22H157ZM162 23H165V22L163 21ZM166 23H167V21H166ZM169 23H170V22H169ZM185 23H186V22H185ZM188 23H189V21H188ZM194 23H195V22H194ZM209 23H210V22H208L207 24H209ZM225 23H226V22H225ZM253 23H255V22H253ZM16 24H17V23H16ZM27 24H28V23H27ZM52 24H51V25H52ZM93 24H94V23H93ZM111 24H113V23H110V25H111ZM124 24H125V23H124ZM124 24H123V25H124ZM130 24H131V23H130ZM130 24H129V25H130ZM138 24H140V23H138ZM143 24H144V23H142V25H143ZM183 24H184V23H183ZM195 24H198V23H195ZM203 24H204V23H203ZM207 24H206V25H207ZM210 24H211V23H210ZM213 24H214V22H213ZM218 24H219V23H218ZM236 24H237V23H236ZM244 24H245V23H244ZM263 24H264V23H263ZM7 25H8V24H7ZM7 25H6V26H7ZM47 25H48V24H47ZM51 25H50V26H51ZM59 25H60V24H59ZM66 25H68V24H66ZM66 25H65V26H66ZM69 25H70V24H69ZM75 25H76V24H75ZM84 25H85V23H84ZM88 25H90V24H88ZM107 25H108V24H107ZM117 25H118V24H117ZM140 25H141V24H140ZM152 25H153V24H152ZM171 25L173 26V24H171ZM184 25H185V24H184ZM226 25H227V24H226ZM239 25H241V24H239ZM6 26H5V27H6ZM8 26L10 27V25H8ZM8 26H7V27H8ZM42 26H43V25H42ZM42 26H41V27H42ZM50 26H49V27H50ZM63 26H64V25H63ZM70 26H71V25H70ZM96 26H97V25H96ZM98 26H99V24H98ZM98 26H97V29L100 28V27H98ZM114 26H115V25H114ZM118 26H119V25H118ZM121 26H122V25H121ZM133 26H134V25H133ZM150 26H151V24H150ZM192 26H194V24H192ZM199 26H200V25H199ZM201 26H202V24H201ZM237 26H238V25H237ZM244 26H245V25H244ZM254 26H255V24H254ZM259 26H260V24H259ZM11 27H13V29L15 28L14 26H11ZM11 27L9 28V30L11 29ZM16 27H17V26H16ZM24 27H26V26H24ZM24 27H22L21 30H22ZM30 27H33V26L31 25ZM41 27H40V29H41ZM53 27H54V26H53ZM83 27H84V26H83ZM90 27H91V25H90ZM116 27H117V26H116ZM124 27H125V26H124ZM139 27H140V26H139ZM143 27H144V26H142V28H143ZM147 27H148V26H147ZM151 27H152V26H151ZM156 27H157V26H156ZM161 27H162V26H161ZM183 27H184V26H183ZM205 27H206V26H205ZM44 28H47V27H44ZM61 28H63V27H61ZM61 28H60L59 30H61ZM67 28H68V27H67ZM74 28H76V27H74ZM77 28H79V27H77ZM81 28H82V27H81ZM118 28H119V27H118ZM127 28L130 29V26L127 27ZM140 28H141V27H140ZM140 28H139V30H140ZM184 28H185V27H184ZM200 28H201V27H200ZM200 28H199V29H200ZM226 28H227V27H226ZM233 28H234V27H233ZM235 28H236V27H235ZM235 28H234V29H235ZM237 28H240V27H237ZM50 29H51V28H50ZM53 29L55 30V29H58V28H53ZM63 29H64V28H63ZM70 29H71V28H70ZM101 29H102V28H101ZM108 29H109V28H108ZM119 29H120V28H119ZM121 29H123V28H121ZM136 29H137V28H136ZM143 29H144V30H143ZM143 29H142L143 31L146 30L145 27H144ZM151 29H152V28H151ZM162 29H163V28H162ZM169 29H170V28H169ZM187 29H189V28H187ZM230 29H231V28H230ZM243 29H244V28H243ZM243 29H242V30H243ZM259 29H260V28H259ZM44 30H45V29H44ZM72 30H73V29H72ZM75 30H76V29H75ZM83 30H84V29H83ZM83 30H82V31H83ZM94 30H95V29H94ZM105 30H106V29H105ZM114 30H115V29H114ZM124 30H125V29H124ZM137 30H138V29H137ZM139 30H138V31H139ZM152 30H153V29H152ZM152 30H151V31H152ZM155 30H156V29H155ZM183 30H184V29H183ZM242 30H241V32H242ZM4 31H5V29H4ZM10 31H11V30H10ZM35 31H36V30H35ZM55 31H57V30H55ZM90 31H92V29H91ZM115 31H117V30H115ZM127 31H128V30H127ZM130 31H131V30H130ZM132 31H135V30H132ZM151 31H150V33H151ZM167 31H168V30H167ZM172 31H173V30H172ZM177 31H179V30H177ZM188 31H190V30H188ZM210 31H212V30H210ZM226 31H227V30H226ZM255 31H256V29H255ZM255 31H254V32H255ZM31 32H32V31H31ZM40 32H42V31H40ZM72 32H73V31H72ZM72 32H71V33H72ZM98 32H100V30H99ZM98 32H97V31H96V32L94 31L95 34H98ZM101 32H102V31H101ZM104 32H105V31H104ZM109 32H110V31H109ZM113 32H114V31H113ZM152 32H153V31H152ZM154 32H156V31H154ZM214 32H216V31H214ZM234 32H235V31H234ZM234 32H233V33H234ZM236 32H237V31H236ZM57 33H59V32L57 31ZM57 33H56V34H57ZM63 33H64V31H63ZM65 33H66V32H65ZM71 33H70V34H71ZM111 33H112V32H111ZM123 33H124V32H123ZM135 33H136V31L133 32V33H129V36H130L131 34H135ZM139 33H141V31H140ZM139 33H138V34H139ZM150 33H149V35H150ZM184 33H185V32H184ZM201 33H202V32H201ZM227 33H228V32H227ZM237 33L240 34V32H237ZM2 34H3V33H2ZM16 34H17V33H16ZM18 34H19V33H18ZM33 34H34V33H33ZM42 34H43V33H42ZM72 34H73V33H72ZM72 34H71V35H72ZM85 34H86V33H85ZM90 34H91V33H90ZM101 34H102V33H101ZM109 34H110V33H109ZM113 34H115V33H113ZM119 34H120V32H119ZM119 34H117V35H119ZM142 34H147V33H146V32H144V33L142 32ZM153 34H154V33H153ZM153 34H151V35H153ZM160 34H161V33H160ZM179 34H181V32H180ZM182 34H183V33H182ZM187 34H188V33H187ZM196 34H197V32H196ZM212 34H213V33H212ZM212 34H211V35H212ZM216 34H217V33H216ZM223 34H224V33H223ZM254 34H255V33H253V35H254ZM36 35H37V34H36ZM68 35H69V34H68ZM68 35H66L67 38H68ZM123 35H126V34H123ZM136 35H137V34H136ZM151 35H150V36H151ZM162 35H163V33H162ZM191 35H192V33H191ZM191 35H190V37H191ZM194 35H195V33H194ZM253 35H252V36H253ZM16 36H17V35H16ZM21 36H22V35H21ZM21 36H18L17 38L20 40V37H21ZM37 36H38V35H37ZM49 36H50V35H49ZM60 36H61V35H60ZM62 36H63V35H62ZM64 36H65V35H64ZM80 36H81V35H80ZM83 36H84V35H83ZM83 36H82V37H83ZM103 36H104V35H103ZM112 36H113V35H112ZM121 36H122V35H121ZM132 36L134 37L135 35H132ZM132 36H130V37H132ZM140 36H143V35H140ZM158 36H159V35H158ZM163 36H164V35H163ZM177 36H179V35H177ZM177 36H176V37H177ZM182 36H183V35H182ZM185 36H186V35H185ZM195 36H197V35H195ZM213 36H214V35H213ZM228 36H229V35H228ZM28 37H30V36H28ZM28 37H27V38H28ZM31 37H32V36H31ZM33 37H34V36H33ZM58 37H59V36H58ZM69 37H70V36H69ZM88 37H89V36H88ZM108 37H109V35H108ZM110 37H111V35H110ZM113 37H114V36H113ZM119 37H120V36H119ZM136 37H138V35H137ZM145 37H147V36H145ZM148 37H149V36H148ZM155 37H156V36H155ZM160 37H161V36H160ZM167 37H168V36H167ZM174 37H175V36H174ZM193 37H194V36H193ZM193 37H191V38H193ZM203 37H204V36H203ZM246 37H247V36H246ZM21 38H22V37H21ZM45 38H46V37H45ZM62 38H63V37H62ZM73 38H74V37H73ZM85 38H86V37H85ZM94 38H95V35H94ZM99 38H100V37H99ZM99 38H98V40H99ZM104 38H105V36H104ZM104 38H103V41H104ZM122 38H123V37H122ZM149 38H150V37H149ZM172 38H173V37H172ZM186 38H187V37H186ZM188 38H189V37H188ZM204 38H205V37H204ZM207 38H208V37H207ZM235 38H236V37H235ZM235 38H233V40H234ZM250 38H251V37H250ZM3 39H4V38H3ZM7 39H8V38H7ZM18 39H15V40H18ZM32 39H33V38H32ZM32 39L30 38V40H32ZM36 39H38V38L36 37ZM36 39H35V40H36ZM70 39H71V38H70ZM70 39H69V40H70ZM78 39H81V38L79 37ZM108 39H109V38H108ZM145 39H146V38H144V41H145ZM147 39H148V38H147ZM157 39H158V38H157ZM161 39H162V38H161ZM170 39H171V37H170ZM170 39H169V40H170ZM174 39H175V38H174ZM183 39L185 40V38H183ZM183 39H182V40H183ZM202 39H203V38H202ZM209 39H210V38H209ZM209 39H208V40H209ZM212 39H213V38H212ZM238 39H239V38H238V36H237V40H238ZM245 39H246V38H245ZM245 39H244V40H245ZM259 39H260V38H259ZM259 39H258V40H259ZM11 40H12V39H11ZM28 40H29V39H28ZM44 40H45V39H44ZM60 40H61V39H60ZM64 40H65V39H64ZM101 40H102V39H101ZM101 40H100V41H101ZM131 40H132V38H131ZM138 40H139V39H138ZM141 40H143V39H141ZM172 40H173V39H172ZM182 40L180 41L181 43H183ZM184 40H183V41H184ZM186 40H187V39H186ZM214 40H215V39H214ZM233 40H231V45H233L234 42H235V40H234V41H233ZM256 40H257V39H256ZM256 40H253V41H256ZM261 40H262V38H261ZM32 41H33V40H32ZM36 41H37V40H36ZM55 41H56V40H55ZM62 41H63V40H62ZM65 41H66V40H65ZM77 41H78V40H77ZM91 41H92V40H91ZM100 41H98V43H99ZM103 41H102V42H103ZM115 41H116V40H115ZM118 41H119V39H118ZM120 41H121V40H120ZM126 41H127V40H126ZM129 41H130V40H129ZM253 41H252V43H253ZM1 42H2V41H1ZM16 42H17V41H16ZM27 42H29V41H27ZM30 42H31V41H30ZM46 42H47V41H46ZM46 42H45V43H46ZM67 42H68V41H67ZM95 42H96V41H95ZM131 42H132V41H131ZM134 42H135V41H134ZM148 42H150V41H148ZM159 42H160V41H159ZM161 42L163 43V40H162ZM180 42H179V43H180ZM228 42H229V41H228ZM237 42H238V41H237ZM250 42H251V41H250ZM260 42H262V44H263V43H264V40H262V41H260ZM47 43H48V42H47ZM47 43H46V44H47ZM98 43L96 42V43L94 44V42H93V45H97ZM117 43H118V42H117ZM127 43H129V42H127ZM132 43H133V42H132ZM139 43H141V42H139ZM142 43H143V41H142ZM142 43H141V45H142ZM146 43H147V42H146ZM146 43H145V44H146ZM155 43H156V42H155ZM155 43H154V44H155ZM167 43H169V42H167ZM215 43H217V42H215ZM220 43H221V42H220ZM220 43H218V44L221 46L223 43H222V44H220ZM243 43H245V42H243ZM255 43H256V42H255ZM258 43H259V42H258ZM258 43H257V44H258ZM0 44H1V43H0ZM3 44H4V43H3ZM20 44H21V43H20ZM24 44H26V43H24ZM27 44H28V43H27ZM38 44H39V43H38ZM65 44H66V43H65ZM90 44H91V43H90ZM90 44H89V45H90ZM100 44H101V43H100ZM104 44H105V43H104ZM110 44H111V43H110ZM110 44H109V45H110ZM118 44H119V43H118ZM133 44H135V43H133ZM133 44H132V45H133ZM143 44H144V43H143ZM172 44H173V43H172ZM186 44H187V43H186ZM186 44H185V46L189 45V44H187V45H186ZM190 44H191V43H190ZM196 44H197V43H196ZM196 44H195V45H196ZM211 44H212V43H211ZM237 44H238V43H237ZM257 44H256V45H257ZM34 45H35V44H34ZM51 45H52V44H51ZM81 45H82V44H81ZM93 45L91 44V46H93ZM102 45H103V44H102ZM113 45H114V44H113ZM130 45H131V43H130ZM132 45H131V46H132ZM170 45H171V44H170ZM174 45H175V44H173V46H174ZM180 45H181V44H180ZM203 45H204V44H203ZM226 45H227V44H226ZM229 45H230V44H229ZM242 45H243V44H242ZM242 45H241V46H242ZM249 45H250V43H249ZM253 45H255V44H253ZM0 46H1V45H0ZM3 46H4V45H3ZM28 46H29V45H28ZM44 46H45V44H44ZM78 46H79V45H78ZM82 46H84V43H83ZM99 46H100V45H99ZM106 46H107V45H106ZM118 46H119V45H118ZM118 46H117V47H118ZM127 46H128V45H127ZM137 46H139V45H137ZM143 46H144V45H143ZM161 46H162V45H161ZM164 46H165V45H164ZM237 46H238V45H237ZM1 47H2V46H1ZM36 47H37V46H36ZM36 47H35V48H36ZM63 47H65V45H63ZM80 47H81V46H80ZM119 47H120V46H119ZM124 47H125V46H124ZM133 47H135V46H133ZM153 47H154V46H153ZM177 47H181V46H177ZM187 47H188V46H187ZM200 47H202V45H201ZM200 47H199V49H200ZM210 47H211V46H210ZM214 47H215V46H214ZM214 47H213V48H214ZM221 47H222V46H221ZM224 47H225V44H224ZM226 47H227V46H226ZM6 48L9 49L10 47L7 46ZM6 48H5V49H6ZM13 48H15L14 45H13V47H11V49H13ZM16 48H18V47H16ZM16 48H15V49H16ZM27 48H28V47H27ZM38 48H39V47H38ZM38 48H37V49H38ZM44 48H45V47H44ZM44 48H43V49H44ZM54 48H55V45H54ZM54 48H52V49H54ZM56 48H57V50L59 49L58 45L56 46ZM87 48H90V46L87 47ZM108 48H109V47H108ZM112 48H113V47H112ZM114 48H115V47H114ZM127 48L129 49V47H127ZM130 48H131V47H130ZM148 48H149V47H148ZM158 48H160V47L158 46ZM169 48H171V47H169ZM169 48H168V49H169ZM173 48H174V47H173ZM190 48H191V47H190ZM190 48L188 47V50H189ZM203 48H204V47H203ZM205 48H207V47L205 46ZM216 48H217V46H216ZM1 49H3V48H1ZM5 49H4V50H5ZM8 49H7V51H8ZM11 49H9V50H11ZM21 49H23V48H21ZM39 49H40V48H39ZM43 49H42V50H43ZM47 49H48V48H47ZM52 49H51V47H50V50H52ZM78 49H79V48H78ZM97 49H98V48H97ZM109 49H111V48H109ZM117 49H118V48H116V49H114V50H117ZM137 49H138V47H137ZM142 49H143V48H142ZM151 49H152V48H151ZM153 49L155 50V48H153ZM163 49H164V48H162V50H163ZM165 49H166V48H165ZM165 49H164V50H165ZM186 49H187V48L185 47V50H186ZM191 49H192V48H191ZM196 49H198V48H196ZM196 49H195V51H196ZM226 49H227V48H226ZM232 49H233V48H232ZM242 49H243V48H242ZM245 49H246V47H245ZM13 50H14V49H13ZM16 50H17V49H16ZM28 50H29V49H28ZM31 50H32V49H31ZM42 50H41V51H42ZM57 50H55V51H57ZM61 50H62V49H61ZM63 50H64V49H63ZM67 50H69V49H67ZM81 50H82V49H81ZM104 50H105V49H104ZM114 50H112V51L114 52ZM122 50H123V49H122ZM143 50H144V49H143ZM147 50H148V49H147ZM158 50H159V49H158ZM158 50H157V51H158ZM164 50H163V51H164ZM175 50H177V49L175 48ZM180 50H181V49H180ZM210 50H211V48H210ZM210 50H207V51H210ZM213 50H214V49H213ZM223 50H225V49H223ZM229 50H230V49H228L227 51H229ZM25 51H26V50H25ZM34 51L36 52L37 50H34ZM52 51H53V50H52ZM55 51H54V52H55ZM71 51H75V50H71ZM84 51H85V50H84ZM84 51H83V52H84ZM91 51H93V49H92ZM112 51H110V52H112ZM126 51H127V50H126ZM129 51H130V50H129ZM129 51H128V52H129ZM134 51H135V50H134ZM136 51H137V50H136ZM155 51H156V50H155ZM167 51H168V50H167ZM186 51H187V50H186ZM202 51H203V50H202ZM218 51H222V50H218ZM227 51H226V52H227ZM243 51H244V50H243ZM249 51H250V50H249ZM9 52H10V51H9ZM54 52H53V53H54ZM58 52H59V51H58ZM60 52H61V51H60ZM101 52H102V51H101ZM117 52H118V54H117L116 52H114V53H116L117 55H119V51H117ZM123 52H125V51H123ZM158 52H160V50H159ZM171 52H172V51H171ZM180 52H181V51H180ZM187 52H188V51H187ZM187 52H186V53H187ZM214 52H217V51H214ZM214 52H213V53H214ZM223 52H224V51H223ZM230 52H233V51H230ZM11 53H12V52H11ZM23 53H24V52H23ZM43 53H44V52H43ZM47 53H48V52H47ZM62 53H63V51H62ZM64 53H65V52H64ZM125 53L128 55L127 52H125ZM131 53H132V52H131ZM139 53H140V54H143V53H141V52H139ZM139 53L137 52V55H138ZM164 53H165V52H164ZM164 53H163L162 55H164ZM166 53H167V52H166ZM169 53H170V49H169V52H168L167 55H170ZM178 53H179V52H178ZM196 53H197V52H196ZM210 53H211V51H210ZM220 53H222V52H220ZM220 53H219V54H220ZM248 53H249V52H248ZM257 53H259V52L257 51ZM14 54H15V53H14ZM28 54L31 55V52L28 53ZM28 54H27V56H28ZM40 54H41V53H40ZM65 54H66V53H65ZM71 54H74V52H72ZM75 54H76V53H75ZM84 54H85V52H84ZM91 54H92V53H91ZM96 54H97V53H96ZM109 54H111V53H109ZM112 54H113V53H112ZM129 54H130V53H129ZM133 54H135V53H133ZM171 54H172V53H171ZM174 54H176V52L173 53V55H174ZM190 54H191V53H190ZM194 54H195V52H194ZM215 54H216V53H215ZM217 54H218V53H217ZM217 54H216V55H217ZM249 54H252V53H249ZM259 54H261V53H259ZM34 55H37V54H33V56H34ZM55 55H56V54H55ZM55 55H54V56L52 55V56H53V59L55 58ZM57 55H58V53H57ZM59 55H60V53H59ZM67 55H68V54H67ZM67 55H66V57H67ZM76 55H77V54H76ZM92 55H93V54H92ZM97 55H98V54H97ZM97 55H95V56H97ZM113 55H114V54H113ZM117 55L114 56L115 58H114L113 61H115L116 58L119 59V57L122 58L121 56H123L122 53L120 54L121 56H119V57H116ZM156 55H157V54H156ZM165 55H166V54H165ZM165 55H164V57H165ZM185 55L187 56V54H185ZM192 55H193V54H192ZM192 55H191V56H192ZM216 55H215V56H216ZM230 55H232V54H230ZM230 55H229V56H230ZM24 56H25V54H24ZM48 56H49V54H48ZM87 56H91V55H87ZM100 56H101V55H100ZM100 56H99V57H100ZM131 56H132V55H131ZM138 56H140V58H142L141 55H138ZM145 56H146V55H145ZM145 56H143L144 59H145ZM160 56H161V55H160ZM189 56H190V55H189ZM191 56H190V57H191ZM205 56H206V55H205ZM208 56H209V55H208ZM220 56H221V55H220ZM223 56H224V55H223ZM225 56H226V55H225ZM244 56H245V55H244ZM250 56H251V55H250ZM3 57H4V56H2V58H3ZM28 57H29V58H28ZM28 57H27L28 60L33 61L32 59H30L31 56H28ZM34 57H35V56H34ZM34 57H33V58H34ZM45 57H46V56H45ZM56 57H57V56H56ZM99 57H98V58H99ZM128 57H129V56H128ZM132 57H133V56H132ZM136 57H137V56H136ZM136 57H135V58H136ZM147 57H149V56H147ZM152 57H153V56H152ZM169 57H170V56H169ZM169 57L166 56V58H169ZM212 57H213V55H212ZM231 57H233V56H231ZM258 57H260V56L258 55ZM263 57H264V56H263ZM2 58H1V59H2ZM9 58H10V57H9ZM25 58H26V57H25ZM51 58H52V57H51ZM83 58H84V57H83ZM98 58L96 57V60H97ZM100 58H101V57H100ZM162 58H163V57H162ZM174 58H175V57H174ZM176 58H177V56H176ZM188 58H189V57H188ZM208 58H209V57H208ZM210 58H211V57H210ZM216 58H218V56H217ZM216 58H215V59H216ZM219 58H220V57H219ZM219 58H218V59H219ZM243 58H245V57H243ZM248 58H249V57L247 56V59H248ZM255 58H256V57H254L253 61L255 60ZM261 58H262V57H261ZM7 59H8V58H7ZM45 59H46V58H45ZM55 59H56V58H55ZM58 59H59V58H58ZM90 59H92V60H90V61H93V58H90ZM110 59H111V58H110ZM110 59H107V60H109V62L112 63L113 61H111ZM112 59H113V56H112ZM117 59H116V60H117ZM123 59H125V58H123ZM132 59H133V58H132ZM138 59H139V58H138ZM138 59H137V60H138ZM147 59H148V58H147ZM152 59H153V58H152ZM156 59H157V58H156ZM164 59H165V58H164ZM170 59H171V58H170ZM172 59H173V58H172ZM172 59H171V60H172ZM184 59H185V58H184ZM247 59H246V60H247ZM257 59L259 60V58H257ZM257 59H256V60H257ZM4 60H5V59H4ZM11 60H12V58H11ZM13 60H15V59H13ZM36 60H39V59L37 58ZM62 60H63V58H62ZM66 60H67V59H66ZM80 60H81V59H80ZM80 60H79V61H80ZM88 60H89V59H88ZM88 60H87V61H88ZM96 60H94V61L96 62ZM125 60H126V62L128 61L127 58H126ZM125 60H124V62H125ZM133 60H134V59H133ZM137 60L135 59V62H136ZM153 60H154V59H153ZM158 60H159V58H158ZM173 60H174V59H173ZM173 60H172L171 63H173V65H174ZM177 60H179V59H177ZM186 60H187V59H186ZM189 60H190V58H189ZM200 60H201V59H200ZM200 60H199V61H200ZM248 60H249V59H248ZM262 60H263V58H262ZM262 60H261V62H262ZM1 61H2V60H1ZM1 61H0V62H1ZM7 61H8V60H7ZM20 61H22V60L20 59ZM97 61H98V60H97ZM118 61H119V60H118ZM131 61H132V60H131ZM143 61H145V60H143ZM143 61H142V62H143ZM147 61H148V60H147ZM147 61H146V62H147ZM150 61H151V60H149L148 63H149V64L151 63V64H150V65L148 64V65L154 68V66H153V65H154V62H150ZM164 61H165V60H164ZM195 61H196V60H195ZM201 61H202V60H201ZM204 61H205V60H204ZM232 61H233V59H232ZM263 61H264V60H263ZM4 62H5V61H4ZM28 62H29V61H28ZM39 62H40V61H39ZM60 62H61V61H60ZM82 62H83V61H81V63H82ZM88 62H89V61H88ZM103 62H104V61H103ZM121 62H122V61H121ZM121 62H120V63H119V62H115L116 66H117L118 63H119V65H120ZM139 62H141V61H139ZM146 62H145V63H146ZM156 62H157V61H156ZM185 62H186V61H185ZM188 62H190V61H188ZM205 62H206V61H205ZM210 62H211V61H210ZM210 62H209V63H210ZM218 62H219V65H220V64H221L220 61H218ZM222 62H223V60H222ZM245 62H246V61H245ZM248 62H249V61H248ZM255 62H256V61H255ZM255 62H254V63H255ZM258 62H259V61H258ZM5 63H6V62H5ZM10 63H11V61H10ZM15 63H16V62H15ZM17 63H18V62H17ZM17 63L15 64L16 66H17ZM23 63H24V60H23ZM31 63H32V62H31ZM37 63H38V62H37ZM53 63H54V62H53ZM56 63H57V62H56ZM64 63H65V61H64ZM81 63H80V64H81ZM131 63H132V62H131ZM152 63H153V65H152ZM163 63H166V62H163ZM171 63H170V64H171ZM181 63H182V62H181ZM186 63H187V62H186ZM198 63L200 64V62H198ZM215 63H216V62H215ZM215 63H214V64H215ZM1 64H2V63H1ZM19 64H21V62H19ZM39 64H40V63H39ZM48 64H50V63H48ZM78 64H79V63H78ZM87 64H88V63H87ZM87 64H84V65L86 66ZM101 64H102V63H101ZM108 64H109V63H108ZM133 64H134V62H133ZM158 64H159V62H158ZM161 64H162V63H161ZM161 64H159V65L161 66ZM194 64H195V63H194ZM217 64H218V63H217ZM217 64H216V67H217ZM25 65H26V64H25ZM29 65H30V63H29ZM29 65H28V66H29ZM42 65H43V64H42ZM50 65H51V64H50ZM54 65H55V63H54ZM65 65H66V64H65ZM82 65H83V64H82ZM95 65H96V64H95ZM95 65H94V68H95ZM125 65H126V64H125ZM155 65L157 66V67H155V68H158L159 65H157V64H155ZM164 65H169V64H164ZM184 65H186V64L184 63V64H182L181 66H183V68H184ZM188 65H189V64H188ZM191 65H192V63H191ZM191 65H189V66H191ZM201 65H202V64H201ZM204 65H206V67H207V64H206V63H205ZM204 65H202V66H204ZM208 65H209V64H208ZM210 65H211V64H210ZM254 65H255V64H254ZM2 66H3V65H2ZM5 66L7 67L6 64H5ZM5 66H4V69H5ZM18 66H19V65H18ZM21 66H22V65H21ZM39 66H40V65H39ZM58 66H59V65H58ZM98 66H99V65H98ZM106 66H107V65H106ZM129 66H130V64H129ZM145 66H146V65H144V67H145ZM162 66H163V65H162ZM171 66H172V64H171ZM222 66H223V65H221V67H222ZM252 66H253V65H252ZM12 67H13V66L11 65V67H9L8 69L10 70V68L12 69ZM26 67H27V66H25V68H26ZM30 67H31V66H30ZM30 67H29V68H30ZM34 67H35V66H34ZM52 67H53V66H51V68H52ZM60 67H61V66H60ZM65 67H67V66H65ZM65 67H64V69H65ZM68 67H69V66H68ZM111 67H112V66H111ZM144 67H143V68H144ZM151 67H149V68H151ZM200 67H201V66H200ZM204 67H205V66H204ZM218 67H219V66H218ZM218 67H217V68H218ZM253 67H254V66H253ZM13 68H14V67H13ZM15 68L18 69L17 67H15ZM22 68H23V67H22ZM25 68L22 69V70L25 71ZM29 68H28V69H29ZM46 68H47V67H46ZM51 68L48 69V70H51ZM62 68H63V67H62ZM77 68H78V66H77ZM77 68H76V69H77ZM83 68H84V67H83ZM160 68H161V67H160ZM167 68H168V67H167ZM169 68H170V66H169ZM174 68H175V65H174ZM176 68H177V67H176ZM201 68H202V67H201ZM211 68H212V67H211ZM213 68H214V67H213ZM28 69H27V70H28ZM44 69H45V68H44ZM52 69H53V68H52ZM67 69H68V68H67ZM72 69H73V68H72ZM79 69H80V68H79ZM132 69H135V68L133 67ZM132 69H130V70L133 71ZM158 69H159V68H158ZM181 69H182V68H181ZM190 69H191V68H190ZM231 69H234V68H231ZM31 70H32V69H31ZM41 70H42V69H41ZM41 70H40V71H41ZM56 70H58V69L56 68ZM59 70H60V69H59ZM92 70H93V69H92ZM105 70H106V69H105ZM105 70H104V71H105ZM109 70H110V69H109ZM128 70H129V69H128ZM138 70H139V69H138ZM140 70H142V69H140ZM140 70H139V71H140ZM146 70H147V69H146ZM165 70H166V69H165ZM172 70H173V69H172ZM183 70L187 71L186 69H183ZM192 70H193V68H192ZM212 70H214V69H212ZM218 70H220V69H218ZM10 71H11V70H10ZM14 71H15V70H14ZM14 71H13V72H14ZM17 71H18V70H16L15 72H17ZM32 71H33V73H34V71H36V70H32ZM32 71H31V72H32ZM43 71H45V70H43ZM52 71H53V70H52ZM52 71H51V72H52ZM64 71H65V70H64ZM64 71H62L63 74L66 73V72H64ZM75 71H76V70H75ZM100 71L102 72V69H101ZM110 71H111V70H110ZM131 71H130V72H131ZM142 71H143V70H142ZM144 71H145V68H144ZM149 71H151V70H149ZM149 71H148V73H149ZM169 71H170V70H169ZM174 71H175V70H174ZM174 71H173V72H174ZM193 71H194V70H193ZM201 71H203V69H202ZM208 71H209V70H207V72H208ZM216 71H217V69H216ZM247 71H249V70H247ZM255 71H256V70H255ZM257 71H258V70H257ZM0 72H1V71H0ZM83 72H84V71H83ZM98 72H99V71H98ZM121 72H122V71H121ZM121 72H120V73H121ZM130 72H129V73H130ZM162 72H163V71H162ZM165 72H167V71H165ZM210 72H211V71H210ZM212 72H213V71H212ZM217 72H218V71H217ZM220 72H221V71H219V73H220ZM228 72H229V71H228ZM262 72H263V71H262ZM9 73H11V72H9ZM9 73H6V74H9ZM29 73H30V71H29ZM35 73H36V72H35ZM38 73H39V72H38ZM45 73L47 74L46 71H45ZM49 73H50V72H49ZM55 73H56V71H55ZM58 73L61 74L60 72H58ZM70 73H71V72H70ZM70 73H69V74H70ZM99 73H100V72H99ZM129 73H128V74H129ZM146 73H147V72H146ZM148 73H147V74H148ZM150 73H151V72H150ZM168 73L171 74L172 72H168ZM193 73H194V72H193ZM213 73H214V72H213ZM226 73H227V71H226ZM226 73L224 72V74L227 76V74H229V73H227V74H226ZM254 73H255V72H254ZM254 73H253V74H254ZM256 73H257V72H256ZM256 73H255V74H256ZM259 73H260V71H259ZM27 74H28V73H27ZM59 74H58V76H59ZM67 74H68V73H67ZM69 74H68V75H69ZM73 74H74V73H73ZM77 74H78V73H77ZM81 74H82V71H81ZM105 74H106V73H105ZM105 74H104V75H105ZM130 74H131V73H130ZM130 74H129V75H130ZM158 74H159V73H158ZM162 74H163V73H162ZM172 74H173V73H172ZM185 74H187V73H185ZM195 74H196V73H195ZM205 74H206V73H204L203 76H204ZM230 74H231V73H230ZM257 74H258V73H257ZM1 75H2V74H1ZM9 75H10V74H9ZM21 75H22V74H21ZM28 75H29V74H28ZM33 75H34V74H33ZM33 75H31V76L33 77ZM35 75H36V74H35ZM42 75H43V74H42ZM47 75H48V74H47ZM65 75H66V74H65ZM75 75H76V74H75ZM82 75H83V74H82ZM94 75H95V74H94ZM94 75H93V76H94ZM125 75H126V74H124V76H125ZM164 75H165V74H164ZM167 75H168V74H167ZM179 75H180V74H178V76H177V74H176L177 77H175V83H177V80H176V79L180 77ZM188 75H189V73H188ZM220 75H221V73H220ZM222 75H223V74H222ZM225 75H224V76H225ZM231 75H232V74H231ZM251 75H252V74H251ZM2 76H3V75H2ZM14 76H15V75H14ZM16 76H17V75H16ZM43 76H45V75H43ZM63 76H64V75H63ZM66 76H67V75H66ZM69 76H70V75H69ZM72 76H73V75H72ZM111 76H114V75H111ZM133 76H134V74H133ZM135 76H136V74H135ZM147 76H148V75H147ZM147 76H146V77H147ZM207 76H208V75H207ZM214 76H216V75H214ZM234 76H235V75H234ZM234 76H232V77H234ZM236 76L238 77V75H236ZM239 76H240V75H239ZM242 76H243V75H242ZM253 76H255V75H253ZM257 76H258V75H257ZM32 77H31V78H32ZM59 77H60V76H59ZM88 77H89V76H88ZM88 77H87V78H88ZM121 77H122V75H121ZM131 77H132V76H131ZM136 77H137V76H136ZM136 77H135V78H136ZM143 77H144V76H143ZM159 77H160V76H159ZM166 77H167V76H166ZM173 77H174V76L172 75V78H173ZM192 77H193V76H192ZM209 77L212 78V76H209ZM227 77H228V76H227ZM249 77H250V75H249ZM11 78H12V77H11ZM19 78H20V76H19ZM42 78H43V77H42ZM62 78H63V77H62ZM62 78H61V79H62ZM90 78H91V77H90ZM95 78H96V77H95ZM122 78H123V77H122ZM128 78H129V77H128ZM135 78H134V79H135ZM157 78H158V77H157ZM162 78H163V77H162ZM162 78H161V79H162ZM168 78H169V77H168ZM180 78H181V77H180ZM187 78H188V77H187ZM194 78L196 79V76H195ZM194 78H193V79H194ZM225 78H226V77H225ZM228 78H229V77H228ZM239 78H240V77H239ZM239 78H238V79H239ZM250 78H251V77H250ZM253 78H254V77H253ZM258 78H259V77H258ZM34 79H35V78H34ZM34 79H33V81H35ZM80 79H81V78H80ZM80 79H79V80H80ZM93 79H94V77H93ZM97 79H98V78H97ZM97 79H96V80H97ZM103 79H105V78H103ZM103 79H102V80H103ZM108 79H109V78H108ZM138 79H142V78L139 77ZM138 79H137V81H138ZM173 79H174V78H173ZM173 79H172V80H173ZM183 79H185V78H183ZM195 79H194V80H195ZM203 79H205V78H203ZM203 79L201 80V82L203 81ZM4 80H5V79H4ZM12 80H14V78H13ZM15 80H16V79H15ZM15 80H14V81H15ZM22 80H23V79H21V81H22ZM24 80H25V79H24ZM31 80H32V79H31ZM37 80H38L39 83H40V74H39V78H36V81H37ZM57 80H58V79H57ZM76 80H77V79H76ZM94 80H95V79H94ZM109 80H111V79H109ZM115 80H116V79H115ZM115 80H113V81H115ZM125 80H126V79H124V81H125ZM135 80H136V79H135ZM158 80H159V79H158ZM165 80H166V79H165ZM178 80H179V79H178ZM194 80H192V81H194ZM197 80H198V78H197ZM206 80L209 81V79H206ZM224 80H225V79H224ZM249 80H251V79H248V81H249ZM16 81H17V80H16ZM16 81H15V82H16ZM19 81H20V79H19ZM73 81H74V80H73ZM89 81H90V80H89ZM92 81H93V80H92ZM111 81H112V80H111ZM120 81H121V80H120ZM131 81H132V80H131ZM140 81H141V80H140ZM140 81H139V82H140ZM162 81H163V79H162ZM179 81H180V80H179ZM181 81H182V80H181ZM238 81H239V80H238ZM240 81H241V80H240ZM244 81H245V80H244ZM244 81H243V82H244ZM257 81H258V80H257ZM260 81H261V80L258 81V84H259L258 86H260V83H259ZM263 81H264V80H263ZM12 82H13V81H12ZM15 82H14V83H15ZM74 82H75V81H74ZM79 82H80V81H79ZM93 82H94V81H93ZM109 82H110V81H109ZM125 82H126V81H125ZM127 82H128V81H127ZM129 82H130V81H129ZM141 82H142V81H141ZM164 82H167V81H163L162 84H164ZM183 82H184V81H183ZM190 82H191V80H190ZM190 82H189V84H191ZM198 82H199V81H198ZM25 83H26V82H25ZM33 83H34V82H33ZM56 83L59 84V82H56ZM76 83H77V82H76ZM82 83H83V82H82ZM86 83H87V82H86ZM90 83H91V82H90ZM121 83H122V82H121ZM132 83H134V82L132 81ZM137 83H138V82H137ZM148 83H149V82H148ZM151 83L153 84V82H151ZM160 83H161V82H160ZM179 83H181V82H179ZM199 83H200V82H199ZM238 83H239V82H238ZM241 83H242V81H241ZM253 83H254V82H253ZM256 83H257V82H256ZM256 83H255V84H256ZM5 84H6V83H5ZM5 84H4V85H5ZM9 84H10V83H9ZM9 84H8V85H9ZM31 84H32V82H31ZM35 84H36V83H35ZM92 84H93V83H92ZM92 84H91V85H92ZM104 84H105V83H104ZM104 84H103V85H104ZM123 84H124V83H123ZM125 84H127V83H125ZM128 84H130V83H128ZM128 84H127V85H128ZM154 84H157V82H156V83L154 82ZM154 84H153V86H155V88H156L157 86L154 85ZM162 84H159V85H162ZM165 84H166V83H165ZM165 84H164V85H165ZM201 84H202V83H201ZM211 84H212V83H211ZM211 84H210V85H211ZM222 84H223V83H222ZM262 84H263V83H262ZM4 85H2V86H4ZM12 85H13V83H12ZM15 85H16V83H15ZM19 85H21V84H19ZM28 85H29V84H27V86H28ZM40 85H44V83H43V84L40 83ZM47 85H48V84H47ZM64 85H65V84H64ZM64 85H63V86H64ZM84 85H85V84H84ZM84 85L81 84V86H84ZM106 85H107V84H106ZM111 85H114V84H111ZM131 85H132V84H130V86H131ZM135 85H136V82H135ZM143 85H144V84H143ZM143 85H142V87H143ZM159 85H158V86H159ZM166 85H168V82H167ZM204 85H205V80H204ZM204 85H203V86H204ZM216 85H217V84H216ZM226 85H227V84H225V85L223 84L222 86H223V87H226ZM228 85H229V84H228ZM10 86H11V85H10ZM16 86H17V85H16ZM25 86H26V85H25ZM29 86H30V85H29ZM29 86H28V87H29ZM37 86H38V85H37ZM50 86H51V85H50ZM71 86H73V85H71ZM74 86H75V85H74ZM88 86H89V85H88ZM88 86H87V87H88ZM95 86H96V85H95ZM100 86H101V85H100ZM114 86H115V85H114ZM130 86H128V87H130ZM136 86H138V84H137ZM136 86H135V87H136ZM144 86H147V85H144ZM173 86H174V85H173ZM173 86H172V87H173ZM177 86H178V84L176 85V87H173L172 90H175L174 92H176ZM192 86H195V84L192 85ZM211 86H212V85H211ZM217 86H218V85H217ZM256 86H257V85H255V87H256ZM262 86H263V85H262ZM262 86H261V87H262ZM7 87L9 88V86H7ZM12 87H13V86H12ZM18 87H19V86H18ZM18 87H17L16 90H18ZM22 87H24V86H22ZM28 87H27V88H28ZM41 87H42V86H41ZM52 87H55V86L52 85L51 88H52ZM56 87H57V86H56ZM58 87H60V86L58 85ZM65 87H67V86H65ZM65 87H64V89H65ZM68 87H70V86H68ZM68 87H67V88H68ZM77 87H78V86H77ZM104 87H105V86H104ZM117 87H118V86H117ZM125 87H126V86H125ZM128 87H127V88H128ZM139 87H140V86H139ZM148 87H150V86H147V87H144V88H145V89H146V88H147V89H150V88H148ZM215 87H216V86H215ZM227 87H228V86H227ZM227 87H226V88H227ZM230 87H231V86H230ZM230 87H229V88H230ZM238 87H239V86H238ZM242 87H243V85H242ZM261 87H259V89H260ZM3 88H4V87H3ZM10 88H11V87H10ZM14 88H15V86H14ZM24 88H26V87H24ZM42 88H44V87H42ZM45 88H46V87H45ZM67 88H66V89H67ZM78 88H79V87H78ZM82 88L84 89V87H82ZM82 88H81V89H82ZM85 88H86V85H85ZM90 88H91V87H90ZM106 88H107V86H106ZM108 88H109V86H108ZM113 88H114V87H113ZM122 88H124V86H123ZM127 88H126V89H127ZM136 88H138V87H136ZM153 88H154V87H152V89H153ZM160 88L163 89L162 87H160ZM169 88H170V87H169ZM174 88H176V89H174ZM191 88L194 89V87H191ZM205 88H206V87H205ZM207 88H210V87H207ZM243 88H245V87H243ZM248 88H250V87H248ZM252 88H253V87H252ZM262 88H263V87H262ZM262 88H261V89H262ZM19 89H20V88H19ZM48 89H49V88H48ZM48 89H47V90H48ZM52 89L54 90V88H52ZM59 89H61V88H59ZM66 89H65V90H66ZM68 89H69V88H68ZM118 89H119V88H118ZM120 89H121V86H120ZM129 89H131V87H130ZM139 89H141V88H139ZM195 89H196V88H195ZM195 89H194V90H195ZM211 89H212V88H210V90H211ZM215 89H216V88H215ZM232 89H233V88H232ZM232 89H231V90H232ZM238 89H239V88H238ZM241 89H242V88H241ZM13 90H14V89H13ZM30 90H31V89H30ZM42 90H43V89H42ZM56 90H58V88H56ZM87 90H90V89H87ZM93 90H94V89H93ZM99 90H100V89H99ZM141 90H142V89H141ZM154 90H155V89H154ZM213 90H214V89H213ZM223 90H224V89H223ZM231 90H229V91H231ZM235 90H236V89H235ZM235 90H234V91H235ZM14 91H15V90H14ZM24 91H25V90H24ZM58 91H59V90H58ZM66 91H67V90H66ZM78 91H79V90H78ZM95 91H97V89H96ZM100 91H101V90H100ZM100 91H97V92L99 93ZM113 91H115V90H113ZM113 91H112V92H113ZM148 91H150V90H148ZM178 91H179V90H178ZM178 91H177V92H178ZM188 91H189V90H188ZM208 91H209V90H208ZM219 91H220V90H219ZM224 91L226 92V91H228V90H224ZM224 91H223V92H224ZM229 91H228V94H229ZM239 91H241V90H239ZM17 92H18V91H17ZM39 92H40V91H39ZM67 92H68V91H67ZM67 92H66V93H67ZM69 92H71V91H69ZM75 92H76V91H75ZM122 92H124V90H123ZM125 92H127V90H126ZM128 92H129V91H128ZM158 92H159V91H158ZM168 92H170V91H168ZM217 92H218V91H217ZM225 92H224V93H225ZM241 92H242V91H241ZM241 92L239 93L240 96L242 95ZM243 92H244V90H243ZM8 93H9V91H8ZM19 93L21 94L20 90H19ZM24 93H25V92H24ZM41 93H42V92H41ZM50 93H51V92H50ZM78 93H79V92H78ZM86 93H87V92H86ZM105 93H106V91H105ZM150 93H151V91H150ZM200 93H201V92H200ZM218 93H220V92H218ZM263 93H264V92H263ZM4 94H5V93H4ZM9 94H10V93H9ZM20 94H19V95H20ZM34 94H35V93H34ZM42 94H43V93H42ZM42 94H41L40 96H42ZM69 94H71V93H69ZM96 94H97V93H96ZM106 94H108V93H106ZM111 94H112V93H111ZM113 94H114V93H113ZM143 94H144V93H143ZM151 94H152V93H151ZM154 94H155V91L153 92V95H154ZM175 94H176V93H174L173 96H174ZM202 94H203V93H202ZM220 94H221V93H220ZM231 94H234V93H231ZM243 94L246 95L247 92H246V93L244 92ZM248 94H249V93H248ZM250 94H251V93H250ZM250 94H249V95H250ZM2 95H3V94H2ZM2 95H1V96H2ZM6 95H7V94H6ZM17 95H18V93H17ZM19 95H18V96H19ZM22 95H23V91H22ZM22 95H21V96H22ZM46 95H47V94H46ZM64 95H65V94H64ZM67 95H68V94H67ZM80 95H81V93H80ZM153 95H152V96H153ZM176 95H177V94H176ZM185 95H186V94H185ZM185 95H184V96H185ZM189 95H190V94H189ZM192 95H193V94H192ZM198 95H199V94H198ZM215 95H216V94H215ZM221 95H223V94H221ZM221 95H220V96H221ZM236 95L238 96V93H237ZM251 95H252V94H251ZM15 96H16V94H14V96H11V98H10V97H9V98L12 99V98L15 97ZM73 96H76V95L74 94V91H73ZM96 96H97V95H96ZM96 96H94V97L96 98ZM106 96H108V95H106ZM119 96H120V95H119ZM122 96H123V95H122ZM136 96H138V95H136ZM143 96H145V95H143ZM156 96H157V95H156ZM161 96H162V95H161ZM181 96H182V95H181ZM200 96H201V95H200ZM225 96H226V94H225ZM246 96H248V95H246ZM256 96H258V95H256ZM60 97H61V96H60ZM60 97L58 96V99H59ZM90 97H92V95H91ZM94 97H93V98H94ZM111 97H112V96H111ZM116 97H118V96H116ZM132 97H133V96H132ZM132 97H131V98H132ZM134 97H135V95H134ZM158 97H159V96H158ZM158 97H156V98H158ZM179 97H180V96H179ZM191 97H192V96H191ZM226 97H227V96H226ZM238 97H239V96H238ZM242 97H243V96H242ZM242 97H239V98H242ZM249 97H250V96H249ZM253 97H254V96H253ZM2 98H3V97H2ZM7 98H8V97H7ZM17 98H18V97H17ZM21 98H22V97H21ZM39 98H42V97H39ZM39 98H38V99H39ZM47 98H48V97H47ZM47 98H46V100H47ZM66 98H67V97H66ZM76 98H77V97H76ZM84 98H86V97H84ZM104 98H105V97H104ZM108 98H110V97H108ZM121 98H122V97H121ZM131 98H130V99H131ZM151 98H152V97H151ZM161 98H162V97H161ZM161 98H160V99H161ZM182 98H183V97H182ZM186 98H187V97H186ZM222 98H224V97L222 96ZM227 98H228V97H227ZM227 98H226V99H227ZM239 98H238V100H239ZM243 98H244V97H243ZM4 99H5V98H4ZM10 99H9V100H10ZM13 99H14V98H13ZM28 99H30V98H27V100H28ZM33 99H34V97H33ZM36 99H37V97H36ZM36 99H35V100H36ZM42 99H43V98H42ZM44 99H45V98H44ZM44 99H43V100H44ZM54 99H55V98H54ZM54 99H52V100L54 101ZM61 99H62V97H61L59 100H61ZM64 99H65V97H64ZM67 99H68V98H67ZM78 99H80V98H78ZM78 99H77V100H78ZM90 99H92V98H90ZM114 99H115V102H116V98H114ZM114 99H113V100H114ZM136 99H137V98H136ZM154 99H155V98H154ZM168 99H169V98H168ZM176 99H177V98H176ZM180 99H181V98H180ZM190 99H191V98H190ZM200 99H201V98H200ZM20 100H21V99H20ZM27 100H24V101H27ZM62 100H63V99H62ZM71 100L73 101V98H71ZM71 100H70V102H71ZM85 100H86V99H85ZM101 100H102V99H100V101H101ZM103 100H104V99H103ZM111 100H112V99H111ZM118 100H119V99H118ZM128 100H129V99H128ZM133 100H134V99H133ZM138 100H139V99H138ZM184 100H185V99H184ZM198 100H199V99H198ZM198 100H196V101H198ZM201 100H202V99H201ZM214 100H215V99H214ZM214 100H213V102H214ZM222 100H224V99H222ZM12 101H13V100H12ZM18 101H19V100H18ZM21 101H23V100H21ZM21 101H19V103H20ZM39 101H40V100H39ZM48 101H49V100H48ZM50 101H51V98H50ZM80 101H83V100H80ZM80 101H79V102H80ZM97 101H98V100H97ZM121 101H122V100H121ZM124 101H125V100H124ZM178 101H179V100H178ZM186 101H187V100H185V102H186ZM190 101H191V100H190ZM210 101H211V99H210ZM217 101H218V100H216V102H217ZM220 101H221V99H220ZM225 101H226V100H225ZM225 101H224V102H225ZM241 101H243V100H240V102H241ZM10 102H11V101H10ZM27 102H28V101H27ZM29 102H30V101H29ZM40 102H41V101H40ZM43 102H44V101H43ZM46 102H47V101H46ZM66 102H67V101H66ZM73 102H74V101H73ZM73 102H72V103H73ZM79 102H78V103H79ZM126 102H127V101H126ZM169 102H170V101H169ZM181 102H182V101H181ZM185 102H184V103H185ZM187 102H188V101H187ZM187 102H186V103H187ZM244 102H245V101H244ZM3 103H4V102H3ZM7 103H8V100H7ZM37 103H38V101H37ZM47 103H48V102H47ZM54 103H55V102H54ZM58 103L60 104V101L57 102V105H58ZM78 103H76V104L78 105ZM109 103H110V102H109ZM146 103H147V102H146ZM159 103H160V101H159ZM172 103H173V102H172ZM184 103H183V104H184ZM186 103H185V104H186ZM189 103H190V102H189ZM192 103H194V102H192ZM192 103H191V104H192ZM206 103H207V104H210V102L208 103L207 101H206ZM232 103H233V102H232ZM242 103H243V102H242ZM45 104H46V103H45ZM64 104H65V102H64ZM70 104H71V103H70ZM83 104H84V103H83ZM93 104H94V103H93ZM93 104H92V105H93ZM106 104H107V103H106ZM106 104H105L104 106H106ZM148 104H149V103H148ZM151 104H152V103H151ZM155 104H156V103H155ZM183 104H182V105H183ZM185 104H184V105H185ZM207 104H206V105H207ZM215 104H218V103H215ZM215 104H212V105H215ZM222 104H223V103H222ZM226 104H227V103H226ZM226 104H225V105H226ZM234 104H235V103H234ZM0 105H1V106H4L5 104L2 105V104L0 103ZM27 105H28V104H27ZM140 105H141V104H140ZM153 105H154V104H153ZM170 105H171V103H170ZM186 105H187V104H186ZM196 105H197V104H196ZM202 105H203V104H201V106H202ZM229 105H230V104H229ZM1 106H0V108H1ZM23 106H24V105H23ZM30 106H31V105H30ZM30 106H29V107H30ZM44 106H45V105H43V107H44ZM48 106H49V105H48ZM58 106H59V105H58ZM62 106H63V104H62ZM62 106H61V108H62ZM67 106H68V105H67ZM69 106H71V105H69ZM79 106H80V105H79ZM85 106H86V104H85ZM90 106H91V105H90ZM110 106H111V105H110ZM128 106H130V104H129ZM145 106H146V105H145ZM145 106H143V107H145ZM163 106H165V105H163ZM194 106H195V105H194ZM201 106H200V107H201ZM209 106H210V105H209ZM226 106H228V104H227ZM241 106H242V105H241ZM263 106H264V105H263ZM4 107H5V106H4ZM4 107H2V108H4ZM16 107H17V106H16ZM24 107H25V106H24ZM32 107H33V106H32ZM32 107H31V108H32ZM43 107H42V108H43ZM52 107H53V105H52ZM52 107H51V108H52ZM77 107H78V106H77ZM80 107H81V106H80ZM80 107H78V109H79ZM116 107H117V106H116ZM148 107H149V106H148ZM151 107H152V106H151ZM153 107H154V106H153ZM182 107H183V106H182ZM185 107H188V106H185ZM191 107H193V106H191ZM197 107H199V106L197 105ZM213 107H214V106H213ZM216 107H219V108H220L221 106H218V105H217ZM228 107H230V106H228ZM235 107L237 108V105H236V106L234 105L233 108H235ZM259 107H260V106H259ZM22 108H23V107H22ZM36 108H40V107H39V106H38V107L36 106ZM36 108H34V109L36 110ZM53 108H55V107H53ZM72 108H73V107H72ZM83 108H87V107H83ZM83 108H82V110H83ZM89 108H90V107H89ZM103 108H104V107H103ZM103 108H101V111H102ZM105 108H106V107H105ZM117 108H118V107H117ZM117 108H116V109H117ZM139 108H140V107H139ZM183 108H184V107H183ZM219 108H217L216 111H217ZM221 108H222V107H221ZM221 108H220V109H221ZM231 108H232V106H231ZM240 108H241V107H240ZM242 108H243V107H242ZM261 108H262V106H261ZM261 108H259V109L261 110ZM29 109H30V108H29ZM40 109H41V108H40ZM68 109H69V108H68ZM87 109H88V108H87ZM97 109H100V107H98ZM106 109H107V108H106ZM126 109H127V108H126ZM150 109H151V108H149V110H150ZM169 109H170V108H169ZM173 109H174V108H173ZM175 109H176V108H175ZM184 109H185V108H184ZM187 109H189V108H187ZM187 109H186V110H187ZM199 109H200V108H199ZM211 109H212V108H211ZM211 109H210V110H211ZM226 109H227V108H226ZM262 109H264V108H262ZM2 110H3V109H2ZM5 110H6V109H5ZM7 110H8V109H7ZM21 110H22V109H21ZM21 110H19V111L21 112ZM55 110H56V109H55ZM62 110H63V109H62ZM72 110H74V109H72ZM79 110H81V109H79ZM79 110H78V112H80ZM92 110H93V109H92ZM107 110H108V109H107ZM109 110H110V109H109ZM171 110H172V109H171ZM189 110H190V109H189ZM213 110H214V108H213ZM228 110H229V109H228ZM240 110H241V109H240ZM253 110H254V109H253ZM9 111H10V110H9ZM28 111H29V110H28ZM31 111H32V110H31ZM37 111H38V109H37ZM51 111H53V109H52ZM85 111H86V110H85ZM98 111H99V110H98ZM104 111H105V110L103 109L102 112H104ZM114 111H115V110H114ZM128 111H129V110H128ZM144 111H145V109H144ZM169 111H170V110H169ZM177 111H179V109H178ZM218 111H220V110H218ZM242 111H243V110H242ZM1 112H2V111H1ZM22 112H23V111H22ZM33 112L35 113V111H32V113H33ZM47 112H48V111H47ZM56 112H57V111H56ZM71 112H72V111H71ZM75 112H76V111H75ZM78 112H77V113H78ZM99 112H100V111H99ZM120 112L122 113L123 111L120 110ZM120 112H119V115H120ZM135 112H136V111H135ZM146 112H148V111H146ZM146 112H145V114H146ZM175 112H176V111H175ZM184 112H185V111H184ZM230 112H231V111H229V113H230ZM236 112H237V111H236ZM243 112H245V111H243ZM17 113H18V112H17ZM28 113H29V112H28ZM28 113H27V114H28ZM32 113L30 112V114H32ZM48 113H49V112H48ZM58 113H62V112H59V111H58ZM77 113H76V114H77ZM107 113H108V112H107ZM124 113H125V112H124ZM129 113H130V112H129ZM129 113H128V114H129ZM137 113H138V112H136V114H137ZM157 113L159 114L158 111L156 112V114H157ZM181 113H182V112H181ZM223 113H224V112H223ZM232 113H233V112H232ZM237 113L240 114L241 112H237ZM22 114H23V113H21V115H22ZM30 114H28V117H29ZM51 114H52V116H53V113H51ZM51 114H50V113H49V114H46L47 116L45 115V118H48V117H49L48 115L51 116ZM64 114H65V113H64ZM84 114H85V113L83 112L82 116H83ZM105 114H106V113H105ZM108 114H109V113H108ZM117 114H118V113H117ZM132 114L134 115V113H132ZM136 114H135V115H136ZM158 114H157V115H158ZM182 114H183V113H182ZM190 114H191V113H190ZM261 114H262V113H261ZM7 115H8V114H7ZM21 115L19 114V117H22V120H20V122L24 120V119H23V116H21ZM54 115H55V114H54ZM58 115H59V114H57L56 117H57ZM67 115H70V114H68V111H67ZM67 115H66V117H67ZM79 115H80V114H78L77 116L80 118ZM140 115H141V114H140ZM142 115H143V114H142ZM153 115H154V114H153ZM153 115H152V116H153ZM157 115H156V116H157ZM199 115H201V114H199ZM235 115H237V114H235ZM10 116H13V115H10ZM60 116H61V114H60ZM64 116H65V115H64ZM82 116H81V117H82ZM98 116H99V115H98ZM106 116H107V115H106ZM115 116H117V115L115 114ZM120 116H122V114H121ZM125 116H127V115H124V117H125ZM129 116H130V115H129ZM137 116H138V114H137ZM147 116H148V115H147ZM169 116H170V114H169ZM169 116H168V117H169ZM174 116H175V115H174ZM184 116H185V115H184ZM184 116H182V117H184ZM222 116H225V114L222 115ZM222 116H221V117H222ZM244 116H245V114L243 115V118H244ZM246 116H247V114H246ZM255 116H256V115H255ZM262 116H263V115H262ZM262 116H261V117H262ZM4 117H5V116L1 117V119L4 118ZM7 117H8V116H7ZM28 117H26V120H27ZM37 117H38V116H37ZM37 117H36V118H37ZM42 117H43V116H42ZM56 117H55V118H56ZM78 117H77V118H78ZM84 117H85V115H84ZM95 117H96V116L94 115V118H95ZM100 117H101V116H100ZM109 117H110V116H109ZM113 117H114V116H113ZM113 117H112V118H113ZM122 117H123V116H122ZM127 117H128V116H127ZM138 117H139V116H138ZM142 117H144V116H142ZM150 117H151V116H150ZM157 117H158V116H157ZM157 117H156V119H161L163 116H162L161 118H157ZM226 117H227V116H226ZM32 118H35V117H32ZM45 118L43 117V119H45ZM77 118H76V119H77ZM101 118H102V117H101ZM116 118H118V117H116ZM140 118H141V117H140ZM144 118H145V117H144ZM163 118L165 119V116H164ZM213 118H214V117H213ZM234 118H235V117H234ZM239 118H240V116H239ZM239 118H238V119H239ZM243 118H242V119H243ZM255 118H256V117H255ZM262 118H263V117H262ZM12 119H13V118H12ZM18 119H21V118H18ZM38 119H39V117H38ZM49 119H50V118H49ZM58 119H59V117L57 118V120H58ZM80 119H81V118H80ZM118 119H120V118H118ZM121 119L123 120V119H125V118H121ZM126 119H127V118H126ZM136 119H138V118H136ZM136 119H135V120H136ZM146 119H147V117H146ZM152 119H153V118H152ZM171 119H172V118H169V120H171ZM198 119H199V118H198ZM220 119H221V118H220ZM227 119H228V118H227ZM227 119H226V120H227ZM232 119H233V118H231V120H232ZM240 119H241V118H240ZM258 119H260V118H258ZM6 120H7V118H6ZM13 120H14V119H13ZM36 120H37V119L34 120L35 123L37 122ZM40 120H41V119H40ZM51 120H52V119H51ZM53 120H54V122H56V120H55L54 118H53ZM78 120H79V119H78ZM78 120H77V121H78ZM93 120H94V119H93ZM93 120H92V122H93ZM105 120L108 121V119H106V117H105ZM105 120H104V121H105ZM113 120H114V119H113ZM113 120H111V121H113ZM132 120H133V119H132ZM143 120H144V119H143ZM165 120H166V119H165ZM165 120H162L163 123L165 122ZM167 120H168V119H167ZM184 120H185V119H184ZM184 120H183V121H184ZM186 120H191V119L189 118V119H186ZM195 120H196V119H195ZM199 120H200V119H199ZM214 120H215V118H214ZM224 120H225V119H224ZM38 121H39V120H38ZM45 121H46V120H45ZM63 121H66V119H65V120L63 119ZM63 121H62V123H63ZM68 121H70V119H69ZM96 121H97V120H95V122H96ZM98 121H99V119H98ZM127 121H129V118L127 119ZM150 121H151V120H150ZM152 121H153V120H152ZM162 121H161V122H162ZM178 121H179V119H178ZM178 121H177V122H178ZM183 121H179V122L181 123V122H183ZM212 121H213V120H212ZM216 121H217V119H216ZM218 121H219V119H218ZM220 121H221V120H220ZM263 121H264V120H263ZM9 122H10V121H9ZM13 122H14V121H13ZM13 122H12V123H13ZM23 122H25V121H23ZM23 122H22V123H23ZM27 122H29V121L27 120ZM49 122H50V121H49ZM54 122H53V124H54ZM60 122H61V121H60ZM66 122H67V121H66ZM66 122H65V123H66ZM86 122L89 123V122H91V121H86ZM92 122H91V123H92ZM99 122H100V121H99ZM99 122H98V123H99ZM101 122L103 123V121H101ZM122 122H123V121H122ZM132 122H134V121H132ZM159 122H160V121H159ZM172 122H173V121H172ZM174 122H175V121H174ZM174 122H173V123H174ZM179 122H178L177 125L180 124ZM191 122H193V120H192ZM195 122H196V121H195ZM198 122H199V121H198ZM224 122H225V121H224ZM226 122H227V121H226ZM226 122H225V123H226ZM236 122H237V121H236ZM241 122H242V120H241ZM241 122H240V123H241ZM256 122H257V121H256ZM256 122H255V123H256ZM4 123H5V122H4ZM4 123H3V124H4ZM32 123H33V122H32ZM39 123H40V122H39ZM41 123L43 124V122H41ZM41 123H40V124H41ZM50 123H51V122H50ZM58 123H59V122H58ZM62 123H61V124H62ZM75 123L77 124V122H75ZM75 123H74V124H75ZM96 123H97V122H96ZM96 123H95V124H96ZM105 123H106V122H105ZM107 123H109V122H107ZM107 123H106V124H107ZM124 123H125V122H124ZM129 123H130V122H129ZM153 123H154V122H153ZM153 123H152V124H153ZM165 123H166V122H165ZM213 123H214V122H213ZM219 123H220V122H219ZM219 123H218V124H219ZM237 123H239V122H237ZM253 123H254V122H253ZM261 123H262V122H261ZM8 124H9V123H6V125H8ZM20 124H21V123H20ZM25 124H26V123H25ZM28 124H29V123H28ZM33 124H34V123H33ZM42 124H41V125H42ZM48 124H49V123H48ZM59 124H60V123H59ZM66 124H68V123H66ZM69 124H70V122H69ZM69 124H68V126H69ZM76 124H75V125H76ZM79 124H80V123H79ZM79 124H78V125H79ZM84 124H85V123H83V125H84ZM93 124H94V123H93ZM93 124H92V125H93ZM103 124H104V123H103ZM116 124H117V126H118V124H120V123H119V122H118V123L116 122ZM116 124H115V123L113 124V125H114V126H113L114 128H115V125H116ZM147 124H148V121H147ZM170 124H172V123L170 122ZM181 124H182V123H181ZM183 124H184V122H183ZM187 124H188V123H187ZM200 124H201V123H200ZM233 124H234V123H233ZM242 124H243V123H242ZM18 125H19V123H18ZM30 125H31V124H30ZM38 125H39V124H38ZM41 125H39V126H41ZM57 125H58V124H57ZM125 125H126V124H125ZM132 125H135V124L132 123ZM143 125H144V124H143ZM161 125H162V124H161ZM161 125H160V126H161ZM174 125H175V124H174ZM226 125H227V124H226ZM226 125H225V126H226ZM257 125H258V124H257ZM8 126H9V125H8ZM20 126H21V127H19V128H21V130H22V127H23L22 124H21ZM39 126H38V128H39ZM51 126H53V125H51ZM61 126H62V125H61ZM79 126H80V125H79ZM79 126H78V127H79ZM88 126H89V125H88ZM98 126H99V124H98ZM117 126H116V127H117ZM121 126H123L122 123H121ZM146 126H147V125H146ZM184 126H186V125L184 124ZM199 126H200V125H199ZM211 126H212V124H211ZM216 126H217V125H216ZM229 126L231 127V125H229ZM242 126H243V125H242ZM246 126H248L247 128H249V125H246ZM252 126H254V125L252 124ZM10 127H11V128H14V127H12V126L10 125V126H9V130L11 129ZM28 127H29V126H28ZM36 127H37V125H36ZM42 127L47 128V126H42ZM42 127H41V128H42ZM59 127H60V125H59ZM78 127H77V128H78ZM82 127H83V126H82ZM82 127H81V129H82ZM85 127H86V124H85ZM90 127H91V126H90ZM108 127H109V126H108ZM108 127H107V128H108ZM124 127H125V126H124ZM162 127H163V125H162ZM220 127H221V125H220ZM230 127H229V128H230ZM237 127L240 128L241 126H237ZM244 127H245V126H244ZM261 127L264 128V126H263L262 124H261ZM261 127H260V128H261ZM16 128H17V127H15V129H16ZM26 128H27V127H26ZM38 128H37V129H38ZM41 128H40V129H41ZM44 128H43V129H44ZM61 128H62V127H61ZM61 128H60V129H61ZM74 128H76V127H74ZM87 128H89V127H87ZM91 128H93V126H92ZM100 128H101V125H100ZM102 128H103V126H102ZM125 128H126V127H125ZM127 128H128V127H127ZM159 128H160V127H159ZM174 128H175V127H174ZM180 128H181V127H180ZM183 128H184V127H183ZM188 128H189V127H188ZM194 128H195V127H194ZM213 128H214V125H213L212 129H211V127H210L208 131H209V132L212 131ZM215 128H216V127H215ZM221 128H222V127H221ZM224 128H226V127H223L222 130H223ZM229 128H228V129H229ZM250 128H251V127H250ZM250 128H249V129H250ZM256 128H257V127H256ZM4 129H5V128H4ZM15 129H13V130H15ZM24 129H25V127H24ZM28 129H30V128H28ZM55 129L58 130V128H55ZM69 129H70V128H69ZM93 129H94V128H93ZM110 129H111V127H110ZM132 129H134V128H131V130H132ZM135 129H136V128H135ZM135 129H134V130H135ZM149 129H150V128H149ZM156 129H157V126H156ZM172 129H173V127H172ZM210 129H211V130H210ZM233 129H234V127H233ZM244 129H246V128H244ZM0 130L2 131V129H0ZM19 130H20V129H18V131H19ZM44 130H46V129H44ZM52 130H54V129H52ZM84 130H85V129H84ZM84 130H83V131H84ZM99 130H100V129H99ZM128 130H129V128H128ZM128 130H126V131H127V132H130V131H128ZM138 130H139V129H138ZM141 130H142V129H141ZM146 130H147V129H145V131H146ZM151 130H152V128H151ZM154 130H155V129H154ZM174 130H175V129H174ZM179 130H180V129H179ZM181 130H184V129H181ZM205 130H206V129H205ZM240 130H241V129H240ZM240 130H239L238 132H240ZM247 130H248V129H247ZM255 130L258 131V128L255 129ZM255 130L253 131V133H254V132L256 133ZM5 131H6V130H5ZM18 131H17V132H18ZM24 131H25V130H24ZM29 131H31V130H29ZM32 131H33V130H32ZM35 131L38 132V130H36V129H35ZM35 131H34V132H35ZM54 131H56V130H54ZM62 131H63V129H62ZM67 131H68V130H67ZM67 131L65 130V132H67ZM101 131H102V130H101ZM107 131H108V129H107ZM111 131H113V130H111ZM135 131H136V130H135ZM142 131H144V129H143ZM202 131H203V130H202ZM202 131H200V132H202ZM219 131H220V130H219ZM232 131H233V130H232ZM245 131H246V130H245ZM2 132H3V131H2ZM22 132H23V131H22ZM27 132H28V131H27ZM27 132H26V133H27ZM48 132H49V131H48ZM48 132H47V133H48ZM74 132H75V131H74ZM122 132H123V130H122ZM137 132H138V131H137ZM148 132H149V131H148ZM154 132H155V131H154ZM158 132H159V130H158ZM158 132H157V133H158ZM161 132H162V131H161ZM213 132H214V131H213ZM228 132H229V131H228ZM235 132H236V130H235ZM235 132H234V133H235ZM238 132H237V134H240V133H238ZM251 132H252V129H250V133H251ZM263 132H264V131H263ZM19 133H20V132H19ZM23 133H24V132H23ZM23 133H21V134H23ZM26 133H25V134H26ZM31 133H32V132H31ZM49 133H50V132H49ZM58 133H59V132H58ZM58 133H57V134H58ZM72 133H73V132H71V134H72ZM100 133H102V132H100ZM110 133H111V132H110ZM110 133H109V134H110ZM130 133H131V132H130ZM135 133H136V132H135ZM142 133H143V132H141V134H142ZM146 133H147V132H146ZM150 133H151V132H150ZM152 133H153V132H152ZM176 133H177V132H176ZM182 133H183V131H182ZM216 133H217V131H216ZM224 133H227V132H224ZM244 133H245V132H243V133H241V134L244 135ZM250 133H248V134H250ZM257 133L259 134V136H260L261 134H263V133H261V130H260V133H261V134H260L259 132H257ZM257 133H256V134H257ZM5 134H7V136L9 135L8 133H5ZM13 134H14V133H13ZM51 134H52V131H51ZM144 134H145V133H144ZM155 134H156V133H155ZM194 134H195V135L197 136V138H198V135H197L195 132H194ZM198 134H199V133H198ZM229 134H232V133H228V135H229ZM245 134H246V133H245ZM248 134H246V135H248ZM11 135H12V134H11ZM14 135H15V134H14ZM19 135H20V134H19ZM23 135H24V134H23ZM41 135H42V134H41ZM44 135H46V134H44ZM52 135L54 136V133H53ZM52 135H49V134H48V136H50V137H51ZM60 135H61V134H60ZM63 135H64V136H63ZM67 135H69V134H67ZM146 135H147V134H146ZM146 135H145V136H146ZM156 135H157V134H156ZM158 135H159V134H158ZM173 135H174V134H173ZM195 135H194V136H195ZM207 135H208V134H207ZM222 135H223V134H222ZM224 135H225V134H224ZM224 135H223V136H224ZM233 135H234V134H233ZM243 135H242V136H243ZM252 135H253V134H252ZM254 135H255V134H254ZM24 136H26V135H24ZM24 136H23V137H24ZM27 136H28V135H27ZM27 136H26V137H27ZM48 136H47V137H48ZM57 136H58V135H57ZM57 136H56V137H57ZM102 136H103V135H102ZM131 136H132V135H131ZM134 136H135V135H134ZM148 136H149V134H148ZM150 136H151V135H150ZM153 136H155L154 133H153ZM171 136H172V135H171ZM188 136H189V135H188ZM192 136H193V135H192ZM196 136H195V137H196ZM200 136H201V135H200ZM211 136H212V135H211ZM225 136H226V135H225ZM244 136H245V135H244ZM250 136H251V135H250ZM257 136H258V135H256L255 137H257ZM19 137H20V138H23V137H21V136H19ZM19 137H18V138H19ZM29 137H30V136H28V138H29ZM33 137H34V134H33ZM37 137H38V136H37ZM41 137H42V136H41ZM47 137H45V138H47ZM62 137H65V134H62ZM69 137H70V136H69ZM73 137H74V136H73ZM105 137H107L106 134H105ZM136 137H137V135H136ZM140 137H141V135H140ZM140 137H138V138L140 139ZM166 137H167V136H165V139H166ZM168 137H170V136L168 135ZM204 137H205V136H204ZM217 137H218V134H217ZM220 137H221V136H220ZM220 137H218L219 140H220ZM229 137H231V136H227V138H229ZM11 138H12V137H11ZM15 138H16V137H15ZM18 138H16V139H18ZM20 138H19V139H20ZM24 138H25V137H24ZM28 138H27V139H28ZM53 138H54V137H53ZM65 138H66V137H65ZM67 138H68V137H67ZM70 138H71V137H70ZM75 138H76V137H75ZM103 138H104V136H103ZM103 138H102V139H103ZM109 138H110V137H109ZM128 138H129V136H128ZM128 138H127V139H128ZM148 138H149V137H148ZM163 138H164V137H163ZM163 138H162V139H163ZM173 138H174V137H173ZM173 138H172V139H173ZM176 138H177V137H176ZM178 138H180V137H178ZM197 138H196V139H197ZM227 138H225V139L227 140ZM234 138H235V136H234ZM240 138H241V136H240ZM243 138H244V137H243ZM243 138H242V139H243ZM249 138H250V137L248 136V139H249ZM252 138H253V137H252ZM252 138H250V139L252 140ZM257 138H258V141H259V137H257ZM263 138H264V137H263ZM12 139H14V138H12ZM12 139H11V140H12ZM40 139H42V138H40ZM55 139H57V138H55ZM71 139H72V138H71ZM77 139H78V138H77ZM77 139H75V140H77ZM99 139H100V138H99ZM125 139H126V138H125ZM131 139H132V138H131ZM133 139H134V137H133ZM135 139H137V138H135ZM139 139H138V140H139ZM167 139H168V138H167ZM167 139H166V140H167ZM186 139H189V138H187V135H186V138L184 139V142H188V140L185 141ZM215 139H216V136H215ZM231 139H233V137H232ZM260 139H261V136H260ZM23 140H24V139H23ZM25 140H26V139H25ZM42 140H43V139H42ZM47 140H49V139H47ZM53 140H54V139H51V141H53ZM58 140H59V139H57L56 142H57ZM72 140H73V139H72ZM144 140H145V139H144ZM146 140H147V139H146ZM150 140H151V137H150ZM150 140H149V141H150ZM166 140H165V141H166ZM170 140H171V139H170ZM174 140H175V139H174ZM176 140H177V139H176ZM197 140H198V139H197ZM210 140H211V138H210ZM223 140H224V139H222V141H223ZM235 140H236V139H234L233 141H235ZM240 140H241V139H240ZM253 140H254V139H253ZM4 141H6V140H4ZM36 141L39 142L38 140H36ZM54 141H55V140H54ZM54 141H53V142H54ZM81 141H82V139H81ZM109 141H110V140H109ZM112 141H113V140H112ZM139 141H140V140H139ZM147 141H148V140H147ZM151 141H152V140H151ZM154 141H155V140H154ZM157 141H158V140H157ZM159 141H160V140H159ZM195 141H196V140H195ZM246 141H247V138H246ZM263 141H264V140H262V142H261L262 145H264V144H263ZM6 142H7V141H6ZM9 142H10V141H9ZM9 142L7 143L8 145H9ZM24 142H25V141H24ZM26 142H27V141H26ZM26 142H25V143H26ZM44 142H45V140H44ZM44 142L42 143V145L44 144V146H45L47 143H49V142H47V143L45 144ZM61 142H62V141H61ZM61 142H59V143H61ZM76 142H78V141H76ZM86 142H87V141H86ZM113 142H115V139H114ZM140 142H141V141H140ZM140 142H139V144H140ZM142 142H143V141H142ZM142 142H141V143H142ZM163 142H164V141H163ZM167 142L169 143V141H166V144H167ZM189 142H190V141H189ZM191 142H192V141H191ZM216 142H217V141H216ZM223 142H225V141H223ZM228 142L230 143V141H227L226 143L228 144ZM236 142H237V140H236ZM252 142H253V141H252ZM11 143L13 144V142H11ZM28 143H29V141H28ZM35 143H36V142H35ZM35 143H32V144H34V146H35ZM50 143H51V142H50ZM62 143H65V141H63ZM74 143H75V141H74ZM79 143H80V142H79ZM81 143H82V142H81ZM107 143L109 144V142H107ZM181 143H182V142H181ZM233 143H234V142H233ZM233 143H232V145H233ZM243 143H244V142H243ZM248 143H249V142H248ZM14 144H15V143H14ZM16 144H17V143H16ZM18 144H19V141H18ZM36 144H38V143H36ZM53 144H54V143H53ZM55 144H56V143H55ZM55 144H54V145H55ZM76 144H77V143H76ZM84 144H85V143H84ZM110 144H111V143H110ZM112 144H114V143H112ZM116 144L118 145L119 143H116ZM139 144H138V145H139ZM158 144H159V143H158ZM166 144H165V145H166ZM186 144H187V143H186ZM190 144H191V143H190ZM218 144H219V147H221V148H222L223 145L225 146V143H224V144L221 143V144H223L222 146H221L220 143H217V146H215V148H218ZM227 144H226V145H227ZM235 144H236V143H235ZM250 144H251V143H249V145H250ZM254 144H255V142H254ZM8 145H7V146H8ZM22 145H23V144H22ZM48 145H49V144H48ZM48 145H47V146H48ZM60 145H61V144H60ZM72 145H75V144H72ZM88 145H89V144H88ZM117 145H116V146H117ZM123 145H124V144H123ZM135 145H136V144H135ZM140 145H141V144H140ZM156 145H157V143H156ZM163 145H164V144H163ZM228 145H230V144H228ZM228 145H227V146H228ZM238 145H239V144H238ZM247 145H248V144H247ZM262 145H261V146H262ZM11 146H12V145H11ZM14 146H15V145H14ZM17 146H18V145H17ZM17 146H16V147H17ZM118 146H119V145H118ZM118 146H117V147H118ZM130 146H131V145H130ZM142 146H143V145H142ZM159 146H160V145H159ZM184 146H185V145H184ZM212 146H214V145L212 144ZM235 146H236V145H235ZM245 146H246V145H245ZM255 146H256V145H255ZM16 147H15V148H16ZM18 147H19V146H18ZM20 147H21V146H20ZM42 147H43V146H42ZM52 147H53V146H52ZM81 147H82V146H81ZM89 147H90V146H89ZM89 147L87 148V150L89 149ZM93 147H94V146H93ZM104 147H105V146H104ZM125 147H126V146H125ZM134 147H137V146H134ZM148 147H149V146H148ZM157 147H158V146H157ZM166 147H167V146H166ZM166 147H165V148H166ZM229 147H230V146H229ZM231 147H232V146H231ZM237 147H238V146H237ZM237 147H235V149H236ZM240 147H241V146H240ZM240 147H239V148H240ZM3 148H4V147H3ZM22 148H23V146H22ZM29 148H30V147H29ZM44 148H45V147H44ZM47 148H48V147H47ZM60 148H61V147H60ZM70 148L72 149V147H70ZM70 148H69V149H70ZM76 148H77V147H75V148L73 147V149H76ZM79 148H80V147H79ZM91 148H92V145H91ZM121 148H122V146H121ZM121 148H120V149H121ZM126 148H127V147H126ZM137 148H139V147H137ZM137 148H136V149H137ZM153 148H154V147H153ZM153 148H151V150H153ZM159 148H162V146H160V147H158V148H156V149L159 151ZM168 148H169V147H168ZM188 148H189V145H188ZM221 148H220V149L218 148V149L221 150ZM227 148H228V147H227ZM232 148H234V145H233ZM232 148H231V149H232ZM244 148H245V147H244ZM7 149H8V147H7ZM13 149H14V148H13ZM20 149H21V148H20ZM48 149H49V148H48ZM48 149H47V150H48ZM56 149H57V148H56ZM64 149H65V147H64ZM85 149H86V147H85ZM103 149H104V148H103ZM108 149L110 150V148H108ZM127 149H128V148H127ZM127 149L125 150V152L128 151ZM131 149H132V146H131ZM139 149H140V148H139ZM139 149L137 150V152L142 153V150H139ZM144 149H145V148H144ZM144 149H143V150H144ZM162 149H163V148H162ZM171 149H172V148H171ZM186 149H187V146H186ZM240 149H242V148H240ZM240 149H237V150H238V151H237L238 153L245 152V151H242V150H241L242 152H240V151H239ZM246 149H247V151H248V150H250V147H249V149H248V147H247ZM262 149L264 150V148H262ZM3 150H4V149H3ZM3 150H2V152L4 153ZM8 150H9V149H8ZM14 150H15V149H14ZM29 150H31V151L34 150L36 153H37V151H38V149H37V151H36V149H35L34 147H33V150H32V147H31V149H29ZM29 150H28V152H25L26 150L23 151L22 154H24V153L28 154V153H29ZM44 150H45V149H44ZM59 150H61V149H59ZM59 150L57 149L56 151H58V153L60 154ZM62 150H63V149H62ZM62 150H61V151H62ZM77 150H78V149H77ZM81 150L84 151L83 148H82ZM92 150H94V149H92ZM101 150H102V149H101ZM111 150H112V149H111ZM116 150H117V149H115V151H116ZM121 150H122V149H121ZM129 150H130V148H129ZM145 150H146V149H145ZM154 150H155V148H154ZM189 150H190V148H189ZM205 150H206V149H205ZM212 150L214 151L215 149H212ZM216 150H217V149H216ZM216 150H215V154L217 153ZM223 150H224V149H223ZM233 150H234V149H233ZM263 150H261V151H263ZM10 151H11V149H10ZM16 151H17V150H16ZM42 151H43V150H42ZM53 151H54V149H53ZM70 151H71V150H70ZM74 151H76V150H74ZM98 151H99V150H98ZM112 151H113V150H112ZM130 151H131V150H130ZM147 151H149V148L147 149ZM172 151H173V150H172ZM179 151H180V150H179ZM187 151H188V150H187ZM247 151H246V152H247ZM8 152H9V151H8ZM17 152H18V151H17ZM17 152H16V153H17ZM44 152H46V150H45ZM44 152H43V153H40V151H38V153H40L41 155L45 154ZM50 152H51V154H52L51 147H50ZM64 152H65V150H64ZM85 152H86V150H85ZM85 152H84V153H85ZM87 152H88V151H87ZM89 152H91V151H89ZM117 152H119V151H117ZM131 152H132V151H131ZM144 152H145V151H144ZM152 152H154V151H152ZM152 152L150 151V153H152ZM155 152H156V150H155ZM160 152H161V151H160ZM173 152H175V149H174ZM180 152L182 153V150H181ZM190 152L193 153L192 150H191ZM218 152H219V151H218ZM248 152H249V151H248ZM250 152H252V151H250ZM256 152H257V151H256ZM3 153H2V154H3ZM6 153H7V152H6ZM16 153H15V154H16ZM19 153H21V152H19ZM38 153H37L36 155L40 157V155H38ZM47 153H48V152H47ZM62 153H63V152H62ZM65 153H66V152H65ZM68 153H70V152H68ZM82 153H83V152H82ZM84 153H83V155H84ZM98 153H106V149H105L104 151H102V152H98ZM107 153H109V152H107ZM115 153H116V152H115ZM145 153H146V152H145ZM145 153H142V154H145ZM156 153H157V152H156ZM177 153H178V152H177ZM194 153H195V152H194ZM211 153H213V152H211ZM258 153H259V152H258ZM51 154H50V155H51ZM55 154H56V153H55ZM90 154H92V152H91ZM127 154H128V153H127ZM134 154H135V153H134ZM163 154H165V153L163 152ZM169 154H170L169 156L172 158V157H173V156H171L172 154H171V153H169ZM178 154H179V153H178ZM178 154H177V155H178ZM213 154H214V153H213ZM213 154H212V155H213ZM215 154H214L213 156L211 155L210 157H214ZM218 154H219V153H218ZM221 154H224V153L222 152V153H220V155H221ZM242 154H243V153H242ZM250 154L252 155V154H255V153L253 152V153H250ZM259 154H260V153H259ZM32 155H33V154H32ZM48 155H49V154H48ZM52 155H54V153H53ZM52 155H51V156H52ZM61 155H62V154H61ZM71 155H72V154H71ZM74 155H75V154H74ZM74 155H73V156H74ZM76 155H77V154H76ZM108 155H109V154H108ZM108 155H106V156H108ZM122 155H124V154H122ZM136 155H137V153H136ZM152 155H153V153H152ZM156 155H157V154H156ZM160 155H161V154H160ZM160 155H159V157H160ZM175 155H176V152H175ZM198 155H199V156H198ZM198 155H196V156H194V157L197 158V156H198L199 158H202V157H200V154H198ZM203 155H204V154H203ZM245 155H246V154H245ZM5 156H6V155H5ZM5 156H4V157H5ZM13 156H14V155H13ZM13 156H12V157H13ZM17 156H18V155H17ZM23 156H24V155H23ZM44 156H45V155H44ZM51 156H50V157H51ZM59 156H60V155H59ZM73 156H71V157L73 158V160H76V159H79V158H80V157H79V158H76V157H78V156H80V155H78V156H76V157H73ZM96 156H97V155H96ZM96 156H94V158H95ZM138 156H141V155H138ZM143 156H144V155H143ZM169 156H168V157H169ZM223 156H224V155H223ZM226 156H227V154H226ZM226 156H225V157H226ZM235 156H236V155H235ZM240 156H241V155H240ZM242 156H244V154H243ZM257 156H258V154H257ZM260 156H261V155H260ZM2 157H3V156H2ZM24 157H25V156H24ZM47 157H48V156H47ZM57 157H58V156H57ZM64 157H66V156H64ZM98 157H100V156H98ZM98 157H97V158H98ZM127 157H128V156H127ZM144 157H145V156H144ZM144 157H141V159H143ZM146 157H147V156H146ZM153 157L155 158V156H153ZM161 157H162V155H161ZM161 157H160V161H158V159H157V161H158L159 163L156 161L158 164H160L161 159H163L165 156L162 157V158H161ZM176 157H177V156H176ZM176 157H174V158H176ZM182 157H183V156H182ZM192 157H193V156H192ZM204 157H205V156H203V159H204ZM206 157H208V156H206ZM206 157H205V158H206ZM232 157H233V156H232ZM248 157H250V156L248 155ZM262 157H263V152H262ZM5 158H6V157H5ZM26 158H27V157H26ZM31 158H32V157H31ZM35 158H36V157H33V159H35ZM52 158H55V157H52ZM52 158H51V159H52ZM60 158H62V157L60 156ZM72 158H71V159H72ZM75 158H76V159H75ZM97 158H96V159H97ZM106 158H107V157H106ZM108 158H109V157H108ZM108 158H107V159H108ZM137 158H138V157H137ZM139 158H140V157H139ZM147 158H148V157H147ZM156 158H157V157H156ZM227 158H228V157H227ZM227 158H226V160H227ZM257 158H258V157H257ZM260 158H261V157H260ZM260 158H259V159H260ZM1 159H2V158H0V161H1ZM17 159H18V158H17ZM51 159H50L51 162H53L52 160H54V162L56 161L55 159H52V160H51ZM66 159H68V158H66ZM123 159H124V157H123ZM125 159H126V158H125ZM134 159L136 160V158H134ZM134 159H133V160H134ZM144 159H145V158H144ZM166 159H167V158H166ZM169 159H170V158H169ZM191 159H192V158H191ZM206 159H207V158H206ZM212 159H213V158H212ZM217 159H218V158H217ZM230 159H231V158H230ZM233 159H234V157L232 158V161L236 160V158H235L234 160H233ZM238 159L241 160V158H238ZM248 159H249V158H248ZM251 159H252V157H251ZM263 159H264V157H263ZM18 160H19V159H18ZM18 160H16V161H18ZM23 160H24V159H23ZM23 160L20 159V161H22V162H23ZM25 160H27V159H25ZM28 160H29V159H28ZM48 160H49V159H47V161H48ZM58 160H59V159H58ZM104 160H105V159H104ZM119 160H120V159H119ZM127 160H128V159H127ZM172 160H173V159H172ZM176 160H177V159H176ZM201 160H202V159H201ZM215 160H216V158H215ZM221 160H222V157L220 158V161H221ZM257 160H258V159H257ZM29 161H30V160H29ZM31 161H32V160H31ZM35 161H36V159H35ZM35 161H34V162H35ZM44 161H45V160H44ZM62 161H63V160H62ZM62 161H61V162H62ZM66 161H67V160H66ZM69 161H70V160H69ZM69 161H68V162H69ZM84 161H86V160H84ZM89 161H90V160H89ZM92 161H93V160H92ZM92 161H91V162H92ZM99 161H100V160H99ZM123 161H124V160H123ZM125 161H126V160H125ZM131 161H132V156H131ZM194 161H195V160H194ZM208 161H209V159H208ZM211 161H212V160H211ZM211 161H210V162H211ZM222 161H223V160H222ZM229 161H230V160H229ZM236 161H237V160H236ZM242 161H243V160H242ZM245 161H247V163L244 162V165H245V163H246V165H247V164H248V160H245ZM11 162H12V160H11ZM22 162H21V163H22ZM32 162H33V161H32ZM41 162H42V161H41ZM41 162L39 163V162L37 161V164H41ZM45 162H46V161H45ZM54 162H53V163H54ZM56 162H57V161H56ZM58 162H60V161H58ZM61 162H60V164H61ZM70 162H71V161H70ZM76 162H78L77 164H78V166H79V165H80V164H79V161L77 160V161H75L74 163H76ZM80 162H81V161H80ZM87 162H88V161H87ZM94 162H95V161H94ZM104 162H105V161H104ZM112 162H113V161H112ZM115 162H116V161H115ZM115 162H114V163H115ZM121 162H122V161H121ZM127 162H128V161H127ZM162 162H163V161H162ZM165 162H166V161H165ZM173 162H174V161H173ZM173 162H172L173 165L176 164V162H174V163H173ZM183 162H184V160H183ZM186 162L188 163V161H186ZM204 162H205V161H204ZM227 162H228V160H227ZM227 162H226V164H227ZM261 162H262V161H261ZM48 163H50V162L48 161ZM62 163H63V162H62ZM72 163H73V162H72ZM74 163H73V164H74ZM92 163H93V162H92ZM107 163H108V162H107ZM116 163H117V162H116ZM124 163H125V162H124ZM145 163H146V162H145ZM157 163H155V164L157 165ZM170 163H171V162H170ZM187 163H186V164H187ZM201 163H202V162H201ZM218 163H220V162L218 161ZM229 163H230V162H229ZM232 163H235V162H232ZM236 163H237V162H236ZM239 163H240V162H239ZM241 163H242V162H241ZM3 164H4V163H3ZM23 164H24V163H23ZM43 164H44V163H43ZM45 164H46V163H45ZM51 164H52V163H51ZM60 164H59V165H60ZM77 164H76V165H77ZM94 164H96V163H94ZM97 164H98V162H97ZM97 164H96V165H97ZM100 164H101V161H100L99 165H100ZM109 164H111V163H109ZM117 164H118V163H117ZM125 164H126V163H125ZM135 164H136V163H135ZM137 164H138V163H137ZM141 164L143 165V163H141ZM153 164H154V163L152 162L151 167H153ZM155 164H154V165H155ZM168 164H169V162H168ZM172 164L170 165V167L173 166ZM179 164H180V163H179ZM190 164H191V163H190ZM203 164H204V163H203ZM205 164H206V162H205ZM208 164H209V163H208ZM221 164H223V162H221ZM5 165H6V164H5ZM20 165H22V164H20ZM61 165H62V164H61ZM67 165H68V164H67ZM71 165H72V164H71ZM71 165H70V166H71ZM92 165H93V164H92ZM96 165H95V166H96ZM102 165H103V164H102ZM120 165H123V164H120ZM139 165H140V164H138V166H139ZM145 165H148V164H144V167H145ZM160 165H161V164H160ZM163 165H164V164H163ZM163 165H162V166H163ZM176 165H177V164H176ZM176 165H175V167H177ZM193 165H194V163H193ZM209 165H210V164H209ZM211 165H212V162H211ZM237 165H238V166L242 165V166L244 167L243 164H238V163H237ZM262 165H263V164H262ZM1 166H2V165H1ZM1 166H0V167H1ZM10 166H12V165H10ZM46 166H47V165H46ZM68 166H69V165H68ZM80 166H81V165H80ZM93 166H94V165H93ZM93 166H92V168H93ZM100 166H101V165H100ZM103 166H104V165H103ZM103 166H102V167H103ZM105 166H106V165H105ZM107 166H108V165H107ZM129 166H130V165H129ZM136 166H137V165H136ZM136 166H134V167H136ZM157 166L159 167V165H157ZM164 166H167V164L164 165ZM164 166H163V169H164V168L166 169L167 167H164ZM203 166H204V165H203ZM242 166H241V167H242ZM2 167H3V166H2ZM16 167H17V166H16ZM22 167H23V166H22ZM22 167L20 166L19 169L22 168ZM26 167H27V166H26ZM26 167H23V168H26ZM41 167H42V166H41ZM51 167H52V166H51ZM65 167H66V166H65ZM74 167H75V166H74ZM97 167H98V165H97ZM97 167H96V169H97ZM110 167H111V169H112V165H111ZM118 167H119V166H118ZM118 167H117V169H118ZM120 167H121V166H120ZM127 167H128V166H127ZM151 167H150V168H151ZM158 167H157V168H158ZM175 167H174V169H175ZM188 167H189V165H188ZM207 167L209 168V166H207ZM211 167H212V166H211ZM211 167H210L209 169H212ZM241 167H240V168H241ZM245 167H246V166H245ZM247 167H248V166H247ZM250 167H251V166H250ZM250 167H249V169H251ZM261 167L264 168V166H261ZM261 167H260V168H261ZM6 168L9 169L8 167H5V169H6ZM48 168H49V166H48ZM48 168H45V169H47V171H49V169L51 170V168H49V169H48ZM76 168H77V167H76ZM76 168H70V169H75V170H76ZM90 168H91V167H90ZM90 168H86V169H88V170L90 171ZM92 168H91V170H92ZM137 168H138V167H137ZM171 168H172V167H171ZM177 168H179V165H178ZM182 168H183V167H182ZM213 168H214V167H213ZM258 168H259V166H258ZM5 169H4V170H5ZM13 169H15V168H13ZM41 169H42V168H41ZM52 169H53V168H52ZM63 169H64V168H63ZM84 169H85V168H83V170H84ZM98 169L101 170L100 168H98ZM111 169H109L110 172L112 171ZM117 169H116V170H117ZM121 169H125V168H121ZM131 169H132V167H131ZM148 169H149V168H148ZM154 169H155V168H154ZM163 169H161V170H163ZM167 169H170V168L168 167ZM167 169H166V170H167ZM180 169H181V168H180ZM204 169H205V168H204ZM214 169H215V168H214ZM214 169H213V171H214ZM241 169H242V168H241ZM247 169H248V168H247ZM256 169H257V168H256ZM4 170H3V171H4ZM23 170H24V169H22V171H23ZM114 170H115V167H114ZM116 170H115V171H116ZM127 170H128V169H127ZM127 170H126V171H127ZM133 170H134V169H133ZM139 170H140V169H139ZM181 170H182V169H181ZM187 170H189V168H188ZM216 170H217V172H218V171H220L221 169L218 170V169L216 168ZM231 170H232V169H231ZM231 170H230V171H231ZM243 170H246V169H243ZM253 170H254V169L252 168V171H253ZM3 171H1V172H2V175H4ZM24 171H25V170H24ZM28 171H29V169H28ZM39 171H40V170H39ZM45 171H46V170H45ZM68 171H69V169H68ZM68 171H67V172H68ZM70 171H71V170H70ZM78 171H79V170H78ZM81 171H82V170H81ZM95 171H96V170H94V172H95ZM107 171H108V170H107ZM118 171H120V170L118 169ZM126 171L124 170V171H122V172L124 173V172H126ZM135 171H136V170H135ZM135 171H134V172H135ZM157 171H160V170L158 169ZM163 171H165V170H163ZM171 171H172V170H171ZM233 171H234V169H233ZM252 171H251V172H252ZM258 171H259V169H258ZM263 171H264V169H263ZM1 172H0V173H1ZM17 172H18V171H17ZM17 172H16V173H17ZM31 172H32V171H31ZM33 172H34V171H33ZM62 172L64 173V171H62ZM67 172L65 171V173H67ZM76 172H77V171H76ZM79 172H80V171H79ZM100 172H101V171H100ZM100 172H99V173H100ZM102 172H103V169H102ZM102 172H101V173H102ZM110 172H109V173H110ZM113 172H114V171H113ZM122 172H121V173H122ZM130 172H131V171H130ZM132 172H133V171H132ZM154 172H156V170L153 171V174H154ZM167 172H168V171H167ZM169 172H170V170H169ZM185 172H186V171H185ZM220 172H221V171H220ZM228 172H229V171H228ZM244 172H245V171H243V173H244ZM256 172H257V170H256ZM256 172L254 171L255 174H257ZM261 172H262V171H261ZM16 173H15V174H16ZM35 173H36V172H35ZM46 173H47V172H46ZM63 173H62V174H63ZM85 173H87V172H85ZM106 173H107V172H106ZM106 173H105V174H106ZM114 173H115V172H114ZM159 173H160V172H159ZM159 173L156 172V174H159ZM170 173H171L170 175L173 176L172 172H170ZM197 173H198V172H197ZM199 173H200V172H199ZM213 173H214V172H213ZM237 173H238V172H236V175H237ZM243 173H242V176H245V177H246L247 173H246V175H243ZM262 173H264V172H262ZM262 173H261V174H262ZM28 174H30V173L28 172ZM40 174H41V173H40ZM59 174H60V173H59ZM68 174H69V173H68ZM82 174L85 175L83 172H82ZM90 174H91V173H90ZM95 174H98V171H97V173H95ZM117 174H118V173H117ZM127 174H128V173H127ZM139 174H140V173H139ZM145 174H146V173H145ZM145 174H144V175H145ZM162 174H163V173H162ZM178 174H179V173H178ZM178 174H177V175H178ZM180 174H181V172H180ZM195 174H196V173H195ZM195 174H194V175H195ZM259 174H260V172H259ZM13 175H14V174H13ZM16 175L18 176V174H16ZM20 175H22V173H21ZM24 175L26 176V174H24ZM32 175H33V177H34V173H33ZM45 175H46V174H45ZM45 175H43V176H45ZM66 175H67V174H66ZM66 175H65V176H66ZM103 175H104V174H103ZM119 175L121 176V174H119ZM124 175H125V173H124ZM129 175H130V174H129ZM129 175H125V176L128 177ZM131 175H132V174H131ZM146 175H147V174H146ZM146 175H145V176H146ZM166 175H167V174H166ZM192 175H193V174H192ZM204 175H205V174H204ZM215 175H216V174H215ZM217 175H218V174H217ZM226 175H228V173H227ZM226 175H224V176L226 177ZM25 176H24V177H25ZM27 176H28V175H27ZM36 176H38V175H36ZM58 176H59V175H58ZM70 176H71V175H70ZM80 176H81V175L79 174V177H78V178H80ZM92 176L95 178L94 175H92ZM101 176H102V175H101ZM101 176H100V178L103 179L104 176H103V177H101ZM108 176H109V175H107V176L105 175V177H108ZM116 176H117V175H116ZM122 176H123V175H122ZM145 176H143V177H144V179L147 180V178H145ZM148 176H149V175H148ZM153 176H154V175H153ZM158 176H159V175H158ZM164 176H165V175H164ZM164 176H163V177H164ZM168 176H169V175H168ZM168 176H167V177H168ZM187 176H188V177H186V180L190 177L189 175H187ZM200 176H201V175H200ZM200 176H199V177H200ZM202 176H203V175H202ZM205 176H206V175H205ZM208 176H209V175H208ZM208 176H207V177H208ZM221 176H223V175H221ZM228 176H230V175H228ZM234 176H235V175H234ZM234 176H233V177H234ZM239 176H241V175H239ZM242 176H241V177H242ZM256 176L258 177V175H256ZM7 177H8V176H7ZM7 177H6V178H7ZM15 177H16V176H15ZM15 177H14V178H15ZM31 177H32V176H31ZM41 177H42V174H41ZM56 177H57V174H56ZM60 177H62V176L60 175ZM67 177H68V176H67ZM71 177H72V176H71ZM71 177H69V178H71ZM85 177H86V176H85ZM87 177H88V176H87ZM123 177H124V176H123ZM131 177H132V176H131ZM143 177H140V176H139L140 179L143 178ZM161 177H162V175H161ZM167 177H165V178H167ZM194 177H196V175H195ZM199 177H198V178H199ZM214 177H215V176H214ZM218 177H219V175H218ZM218 177H217V178H218ZM225 177H224V178H225ZM230 177H231V176H230ZM247 177H248V176H247ZM8 178H9V177H8ZM11 178H12V176H11ZM19 178H20V176H19ZM39 178H40V175H39ZM43 178H44V177H43ZM45 178H46V177H45ZM75 178H76V177H75ZM96 178H97V176H96ZM98 178H99V177H98ZM100 178H99V179H100ZM113 178H114V176H113ZM116 178H117V177H116ZM137 178H138V177H137ZM165 178H164V181H165ZM169 178H170V177H169ZM172 178H173V177H172ZM178 178H180V176H179ZM181 178H182V177H181ZM184 178H185V177H184ZM184 178H183V179H184ZM211 178H212V177H211ZM215 178H216V177H215ZM222 178H223V177H222ZM250 178H251V177H250ZM261 178H262V177H261ZM263 178H264V177H263ZM3 179H4V178H3ZM16 179H17V177H16ZM16 179H15V180H16ZM20 179H21V178H20ZM32 179H33V178H32ZM67 179H68V178H67ZM67 179H66V180H67ZM76 179H77V178H76ZM102 179H101V181H102ZM105 179H107V178H104V180H105ZM118 179H119V178H118ZM125 179H126V178H125ZM129 179H130V178H128V180H129ZM132 179H134V177H132ZM148 179H149V177H148ZM150 179H151L150 181L153 182L152 180H153L154 178H150ZM158 179H159V178H158ZM162 179H163V178H162ZM174 179H175V178H174ZM225 179H226V178H225ZM228 179H229V178H228ZM230 179H231V178H230ZM241 179L243 180L244 178H241ZM10 180H11V179H10ZM12 180H13V179H12ZM40 180H42V179H40ZM43 180H44V179H43ZM50 180H51V179H50ZM74 180H75V179H74ZM96 180H97V179H96ZM115 180H117V179H114V181H115ZM146 180H145V181H146ZM184 180H185V179H184ZM198 180H200V178H199ZM226 180H227V179H226ZM242 180H240V181H242ZM249 180L251 181L252 179H249ZM257 180H259V178H257ZM260 180H261V179H260ZM7 181H8V180H7ZM7 181H6V182H7ZM13 181H14V180H13ZM31 181H32V180H31ZM57 181H58V180H57ZM67 181H68V180H67ZM67 181H66V182H67ZM69 181H70V180H69ZM83 181H84V180H83ZM108 181H109V180H107V182H108ZM111 181H112V180H111ZM118 181H120V180H118ZM122 181H123V180H122ZM122 181H121V183H122ZM126 181H127V180H126ZM140 181H141V180H140ZM140 181H139V182H140ZM155 181H156V179H155ZM155 181H154V182H155ZM160 181H161V180H160ZM173 181H174V180H173ZM203 181H204V180H203ZM205 181H206V180H205ZM207 181H208V179H207ZM246 181H247V179H246ZM246 181H245V182H246ZM2 182H3V181H2ZM33 182H34V180H33ZM33 182H32V183H31V182H28V184L31 183V185H30V184H29V185H30V186H33ZM64 182H65V179H64ZM66 182H65V183H66ZM92 182H93V181H92ZM92 182H90L91 185L93 184ZM94 182H95V180H94ZM96 182H97V181H96ZM96 182H95V183H96ZM105 182H106V181H105ZM127 182H128V181H127ZM129 182H130V181H129ZM131 182H133V181H131ZM135 182H137V181H135ZM142 182H143V181H142ZM142 182H141V183H142ZM168 182H169V181H168ZM179 182H180V181H179ZM179 182H177V183H179ZM184 182H185V181H182L183 186H185V185L187 184V182H185V184H184ZM200 182H201V181H200ZM237 182H238V181H237ZM251 182H252V181H251ZM11 183H12V182H11ZM11 183H10V184H11ZM47 183H48V182H47ZM47 183H46V184H47ZM50 183H51V182H50ZM52 183H53V182H52ZM54 183H55V182H54ZM54 183H53V185H54ZM56 183H57V182H56ZM56 183H55V184H56ZM60 183H61V181H60ZM60 183H59V184H60ZM69 183H70V182H69ZM75 183H76V182H75ZM81 183H82V181H81ZM85 183H86V182H85ZM85 183H84V184H85ZM95 183H94V184H95ZM102 183H103V182H102ZM108 183H109V182H108ZM115 183H116V182H115ZM137 183H138V182H137ZM137 183H136V184H137ZM147 183H148V182H146V183L143 182V184H145V185H146ZM157 183H158V182H157ZM165 183H166V182H165ZM170 183H172V181H170ZM173 183H174V182H173ZM177 183L175 182L174 184H177ZM182 183L180 182V185H181V186H182ZM229 183H230V182H229ZM235 183H236V181H235ZM243 183H244V181H243ZM252 183H253V185H254V182H252ZM257 183H258V181H257ZM16 184H17V183H16ZM35 184H36V183H35ZM38 184H39V185H42L41 183H38ZM46 184L44 183V185H46ZM59 184H57V185H59ZM61 184H62V183H61ZM63 184H64V183H63ZM66 184H67V183H66ZM88 184H89V183H87V185H88ZM94 184H93V185H94ZM96 184H97V183H96ZM103 184H104V183H103ZM112 184H113V183H112ZM112 184H111V185H112ZM116 184H117V183H116ZM123 184H124V183H123ZM161 184H164V183L162 182ZM216 184H217V183H216ZM226 184H228V183H226ZM230 184H231V183H230ZM230 184H228V185H230ZM233 184H234V182H233ZM255 184H256V183H255ZM17 185H18V184H17ZM47 185H48V184H47ZM51 185H52V184H51ZM100 185H101V184H100ZM111 185H110V186H111ZM113 185H114V184H113ZM150 185H151V184H150ZM155 185H156V184H155ZM159 185H160V184H159ZM189 185H190V184H189ZM203 185H204V183H203ZM203 185H202V187H203ZM206 185H207V184H206ZM231 185H232V184H231ZM234 185H236V184H234ZM249 185H250V187L253 186V185H251V184H249ZM10 186H11V185H10ZM35 186H36V185H35ZM35 186H34V187H35ZM55 186H56V185H55ZM79 186H80V184H79ZM81 186H82V184H81ZM85 186H86V185H85ZM88 186H90V184H89ZM95 186H96V185H95ZM101 186H102V185H101ZM101 186H100V188H101ZM116 186H117V185H116ZM141 186H142V185H141ZM160 186L162 187L163 185H160ZM181 186H180V187H181ZM190 186H191V185H190ZM197 186H200V185H197ZM197 186H196V187H197ZM208 186H210V185H208ZM211 186H213V185H211ZM211 186H210V187H211ZM216 186H217V185H216ZM232 186H233V185H232ZM237 186H238V185H237ZM241 186H242V185H241ZM247 186H248V185H247ZM255 186H256V185H254V187H255ZM4 187H7V185L4 186ZM40 187H42V186H40ZM44 187H46V186H44ZM68 187H69V186H68ZM73 187H74V186H73ZM77 187H78V186L76 185V188H77ZM86 187H87V186H86ZM91 187H92V186H91ZM93 187H94V186H93ZM147 187H148V186H147ZM153 187H154V186H153ZM169 187H171L170 184H169ZM196 187H194V189H193V187H192L191 190H195ZM213 187H214V186H213ZM217 187H221V186H217ZM259 187H260V186H259ZM7 188H9V185H8ZM47 188H48V187H47ZM52 188H53V187H52ZM55 188H56V187H55ZM57 188H58V187H57ZM74 188H75V187H74ZM94 188H95V187H94ZM94 188H92V190H90V192H92ZM120 188H121V187H120ZM144 188H145V187H144ZM163 188H165V187H162V189H163ZM175 188H176V186H175ZM175 188H172V189H175ZM177 188H178V187H177ZM183 188H184V187H183ZM190 188H191V187H190ZM198 188H199V187H198ZM200 188H201V186H200ZM208 188H209V187H208ZM211 188H212V187H211ZM225 188H226V187H225ZM225 188H224V189H225ZM231 188H234V189H235V187H229V189H231ZM240 188H241V187H240ZM240 188H239V189H240ZM242 188H243V187H242ZM262 188H263V190H264V186H263ZM9 189H12V188H9ZM15 189L19 190L18 187H16ZM15 189H13V190H15ZM20 189H21V188H20ZM22 189H23V188H22ZM50 189H51V188H50ZM59 189H60V188H59ZM69 189H70V187H69ZM96 189H98V188H96ZM96 189H95V193H97V192H96ZM108 189H109V188H108ZM127 189H128V188H127ZM205 189H207V188H205ZM209 189H210V188H209ZM215 189H216V188H215ZM215 189H213V190H215ZM224 189H223V190H224ZM234 189H233V190H234ZM250 189H251V188H250ZM2 190H4V189H2ZM47 190H48V189H47ZM74 190H75V189H74ZM74 190H73V193H74ZM79 190H80V189H79ZM98 190H99V189H98ZM103 190H104V189H103ZM141 190H142V189H141ZM143 190H144V189H143ZM154 190H155L157 193H155V192H154V193H153V192H149V193H151L150 195H152V193L154 194V196H152L151 198L155 197V194H158V191H157L156 189H154ZM158 190H160V189H158ZM163 190H164V189H163ZM163 190H161V192H162ZM168 190H169V189H168ZM178 190H179V189H178ZM259 190H260V192H261L262 189H259ZM0 191H1V190H0ZM7 191H8V190H7ZM19 191H20V190H19ZM67 191H68V190H67ZM69 191H70V190H69ZM82 191H83V190H82ZM100 191H101V189H100ZM112 191H113V190H112ZM118 191H119V190H118ZM123 191H124V190H123ZM123 191H122V192H123ZM133 191H134V189H133ZM136 191L138 192V190H136ZM164 191H165V190H164ZM164 191H163V192H164ZM173 191H174V190H173ZM215 191H216V190H215ZM217 191H219V189H218ZM220 191H222V190H220ZM224 191H225V190H224ZM243 191H244V189H243ZM243 191H242V192H243ZM253 191H256V190H253ZM1 192H2V191H1ZM5 192H6V189H5ZM40 192H41V191H40ZM42 192H43V191H42ZM42 192H41V193H42ZM57 192H61V191H57ZM64 192H65V191H64ZM64 192H63V193H64ZM77 192H79L78 189H77ZM77 192H76V193H77ZM83 192H84V191H83ZM83 192H82V193H83ZM85 192H87L88 194H90L89 191H85ZM85 192H84V194H85ZM106 192H107V191H106ZM122 192H121V193H122ZM127 192H128V191H126V192H124V193H127ZM129 192H130V191H129ZM129 192H128V194H129ZM139 192H141V191L139 190ZM165 192H167V191H165ZM165 192H164V195H166ZM176 192H177V189H176ZM205 192H206V191H205ZM228 192H230V191L228 190V191L226 192L227 195H229ZM239 192H240V191H239ZM250 192H251V191H250ZM257 192H258V191H256V193L254 192V195L257 194ZM260 192H259V193H260ZM2 193H4V192H2ZM2 193H1V194H2ZM46 193H47V192H46ZM52 193H55V194H56V192H52ZM67 193H69V192H67ZM87 193H86L85 196H87ZM93 193H94V191H93ZM93 193H91V194H93ZM103 193H104V192H103ZM113 193H114V192H113ZM121 193H120V197H121ZM131 193H132V190H131ZM131 193H130V194H131ZM134 193L137 194L135 191H134ZM146 193L148 194V190H147ZM167 193H168V192H167ZM178 193H179V192H178ZM224 193H225V192H224ZM224 193H222V194H224ZM235 193H236V189H235ZM237 193H238V192H237ZM244 193H247V192L244 191ZM259 193H258V194H259ZM262 193H263V192H262ZM4 194H5V193H4ZM7 194H8V193H7ZM7 194H6V195H7ZM20 194H21V192H20ZM43 194H44V193H43ZM43 194H40L39 196H41V195H43ZM55 194H54V195H55ZM80 194H81V192H80ZM98 194H99V193H98ZM130 194H129V195H130ZM161 194H162V193H161ZM161 194H160V195H161ZM174 194H175V193H174ZM206 194H207V192H206ZM206 194H205V195H206ZM222 194H221V195H222ZM233 194H234V193H233ZM233 194H232V195H233ZM252 194H253V193H252ZM34 195H35V194H34ZM44 195L46 196V194H44ZM58 195H60V194H58ZM58 195H57V196H58ZM75 195H77V194H75ZM82 195H83V194H82ZM104 195H107V193L104 194ZM109 195H110V194H109ZM112 195H113V194H112ZM115 195H116V194H115ZM126 195H127V194H126ZM126 195H125V196L123 195V196L126 197ZM131 195H132V194H131ZM141 195H142V197H143V194H142V193H141ZM141 195H140V197L138 198V194H137V199H140V198H141ZM148 195H149V194H148ZM216 195H218V194H216ZM237 195H238V194H237ZM37 196H38V195H37ZM49 196H50V195H49ZM88 196H89V195H88ZM95 196H96V194H95ZM95 196H93V197H95ZM110 196H111V195H110ZM132 196L134 197V195H132ZM157 196L160 197L159 195H157ZM209 196H210V194H209ZM212 196H214V195L212 194V195L210 196V201H211V197H212ZM218 196H219V195H218ZM225 196H226V195H225ZM239 196L243 197V194H242V195H239ZM0 197H3V195L0 196ZM35 197H36V196H35ZM42 197H43V196H42ZM52 197H53V196H52ZM55 197H56V196H55ZM77 197H78V196H77ZM79 197L81 198L80 195H79ZM79 197H78V198H79ZM82 197H84V196H82ZM98 197H99V195H98ZM104 197H105V196H104ZM104 197H103V199L105 200ZM106 197H108V195H107ZM112 197H113V196H112ZM112 197H111V198H112ZM127 197H129V196H127ZM144 197L146 198L145 195H144ZM144 197H143V200L141 199L142 201H145V200L147 199V198H146V199L144 200ZM147 197H148V196H147ZM199 197H200V198H198L197 201H201V200L203 201V200H206V199H205L206 197H204V199H203V198L201 197V194H200ZM207 197H208V196H207ZM214 197H215V196H214ZM219 197L221 198V196H219ZM229 197H230V196H229ZM229 197H228V198H229ZM232 197H233V196H232ZM241 197H240V198H241ZM249 197H251V195H250ZM249 197H248V199H249ZM7 198H8V197H7ZM23 198H24V197H23ZM32 198H34V197L32 196ZM36 198H37V197H36ZM38 198H39V197H38ZM73 198H74V197H73ZM80 198H79V199H80ZM84 198L87 199L86 197H84ZM89 198H90V197H89ZM99 198H100V197H99ZM101 198H102V196H101ZM115 198H116V197H115ZM117 198H118V197H117ZM130 198H131V197H130ZM173 198H174V197H173ZM189 198H190V197H189ZM195 198H196V197H195ZM201 198H202V199H201ZM226 198H227V196H226ZM236 198H239V197H236ZM236 198H235V200H236ZM245 198H246V197H245ZM252 198H253V197H252ZM252 198H251V199H252ZM259 198H260V197H259ZM9 199H10V198H9ZM25 199H26V198H25ZM27 199H28V197H27ZM34 199H35V198H34ZM47 199H48V198H47ZM51 199H52V198L50 197V200H51ZM61 199H63V198H61ZM81 199H82L81 202H83V198H81ZM85 199H84V200H85ZM91 199H92V198H91ZM91 199H90V200H91ZM103 199H102V200H103ZM108 199L110 200L109 197H108ZM108 199H107V200H108ZM113 199H114V198H113ZM119 199H120V198H119ZM186 199H187V198H186ZM186 199H184V200H186ZM191 199L193 200V198H191ZM191 199H190L189 201H191ZM208 199H209V198H208ZM208 199H207V201H208ZM241 199H242V198H241ZM248 199H247V200H248ZM256 199H257V198H256ZM261 199H262V198H261ZM261 199H260V200H261ZM5 200H6V199H5ZM18 200H19V199H18ZM28 200H29V199H28ZM50 200H49V201H50ZM52 200L54 201V199H52ZM95 200H96V199H95ZM125 200H127V198H126ZM133 200H135V199L133 198ZM148 200H150V197H149ZM157 200H159V198H158ZM160 200H161V199H160ZM178 200H179V199H178ZM180 200H181V199H180ZM214 200H216V199L214 198ZM219 200H220V199H219ZM225 200L227 201L228 199H225ZM229 200H230V199H229ZM237 200H238V199H237ZM249 200H250V199H249ZM249 200H248V201H249ZM257 200H258V199H257ZM16 201H17V199H16ZM35 201H37V200L35 199ZM49 201H47V202H49ZM53 201H52V202H53ZM78 201H79V200H78ZM78 201H77V202H78ZM92 201H93V200H92ZM92 201H91V202H92ZM100 201H101V200H100ZM116 201H118V200H116ZM129 201H130V200H129ZM154 201H155V200H154ZM174 201H175V200H174ZM189 201H187V202H189ZM193 201L195 202L196 200L194 199ZM197 201H196V202H197ZM207 201H205V202H207ZM210 201H208V202H210ZM216 201H217V200H216ZM226 201H224V203H225ZM232 201H233V200H232ZM8 202H11V201H7V204H8ZM12 202H13V201H12ZM28 202H30V201H28ZM31 202H32V201H31ZM50 202H51V201H50ZM54 202H56V200H55ZM66 202H68V201H65V203H66ZM72 202H73V201H72ZM84 202H85V201H84ZM84 202H83V203H84ZM106 202H108V201H106ZM106 202H105V203L103 202V203L106 204ZM112 202H113V201H112ZM119 202H121V201H119ZM122 202H125V201L123 200V197H122ZM131 202H132V200H131ZM138 202H139V201L134 202V204L132 203V204H133L132 206H134L135 204H138ZM145 202H147V200H146ZM176 202H178V201H176ZM191 202H192V201H191ZM194 202H192V203H194ZM205 202H204V203H205ZM208 202H207V203H208ZM211 202H212V201H211ZM219 202H220V201H219ZM221 202H222V200H221ZM234 202H235V201H234ZM259 202H261V201H259ZM4 203H5V202H4ZM4 203H3V204H4ZM34 203H35V204L38 203V207H40V203H42V200H41L40 203H39L38 201H37V202H34ZM57 203H58V202H57ZM70 203H71V201H70ZM142 203H143V202H142ZM182 203H183V202H182ZM184 203H185V202H184ZM198 203H199V202H198ZM204 203H202V204H204ZM207 203H206V204H207ZM252 203H253V202H252ZM257 203H258V202H257ZM261 203H262V202H261ZM5 204H6V203H5ZM26 204H27V203H26ZM51 204H52V203H51ZM58 204H59V203H58ZM67 204H68V203H67ZM80 204H82V203H80ZM97 204H98V203H97ZM99 204H100V203H99ZM111 204H112V203L110 202V205H111ZM118 204H119V203H118ZM125 204H126V203H125ZM149 204H150V202H149ZM160 204H161V203H160ZM163 204H164V203H163ZM168 204H170V207L173 205L172 203H168ZM168 204H167V206H168ZM174 204H175V202H174ZM179 204H180V203L178 202V204H176V205H179ZM200 204H201V203H200ZM200 204H199V206H200ZM220 204H221V203H220ZM247 204H248V203H247ZM250 204H251V203H250ZM259 204H260V203H259ZM259 204L256 205L258 208H259V206H258ZM11 205H12V204H11ZM15 205H17V204H15ZM15 205H14V206H15ZM20 205H21V203H20ZM22 205H23V204H22ZM44 205H45V202H44ZM46 205H48V204L46 203ZM61 205H62V203H61ZM68 205H69V204H68ZM122 205H124V204H122ZM138 205H139V204H138ZM145 205H146V204H145ZM154 205H155V204H154ZM161 205H162V204H161ZM180 205H181V204H180ZM189 205H190V204H189ZM192 205H193V204H192ZM192 205H191V206H192ZM195 205H197V203H196ZM204 205H205V204H204ZM204 205H203V206H204ZM212 205L214 206V205H216V204L213 203ZM224 205H225V204H224ZM235 205H236V203H235ZM237 205H238V203H237ZM239 205H240V203H239ZM242 205H243V204H242ZM260 205H262V204H260ZM1 206H2V204H1ZM30 206H31V205H30ZM33 206L35 207V205H33ZM33 206H32V207H33ZM54 206H55V205H54ZM71 206H72V205H71ZM80 206H81V205H80ZM82 206H84V205L82 204ZM88 206H89V205H86V207H88ZM96 206H97V205H96ZM100 206H101V205H100ZM108 206H109V205H108ZM119 206H120V205H119ZM163 206H165V205H162L161 208H162ZM193 206H194V205H193ZM199 206H197V207H199ZM203 206H202V208H203ZM205 206H206V205H205ZM213 206H212V207H213ZM240 206H241V205H240ZM262 206H263V205H262ZM262 206H261V207H262ZM15 207H16V206H15ZM34 207H33V209H32V214L29 213L28 210H27L28 214H29V215L31 214L33 217H35V216L33 215V214H35V213H33V212H34ZM56 207H57V206H56ZM73 207H75V206H73ZM86 207H85V209H84V207H83V209H84V210H87ZM90 207H91V205H90ZM90 207H89V209H88L87 211H89V210L92 211L91 209H92L93 206L91 207V209H90ZM127 207H128V206H127ZM136 207H137V206H136ZM141 207H142V205H141ZM141 207H140V205L138 206V208L142 209L143 207H142V208H141ZM145 207H146V206H145ZM165 207H166V206H165ZM165 207H164V208H165ZM168 207H169V206H168ZM172 207L174 208L175 206H172ZM172 207H171V209H172ZM182 207H185V208H186V206H182ZM207 207H208V206H207ZM212 207H208V208H209L208 210H210ZM218 207H219V205H218ZM218 207H217V208H214V207H213V208H214V209H218ZM227 207H228V206H227ZM235 207H236V206H235ZM235 207H233V209H234ZM250 207H251V205H250ZM257 207H256V208H257ZM3 208H4V207H3ZM35 208H37V207H35ZM45 208H46V206H45ZM68 208L70 209L71 207H68ZM68 208H67V211L69 212V209H68ZM96 208H98V209L100 210L101 207L99 208V206H98V207H96ZM103 208H104V207H103ZM111 208H112V207H111ZM129 208H130V206H129ZM129 208H128V209H129ZM150 208H151V207H150ZM180 208H181V207H180ZM189 208H190V207H189ZM219 208H221V207H219ZM222 208H223V207H222ZM245 208H247V207H245ZM251 208H252V207H251ZM256 208H255V209H256ZM258 208H257V210H256V211H258V213H257L256 211H255V212L258 214L257 217H258V219H259V215H260L259 213H260V212H259ZM263 208H264V207H263ZM7 209H9V208H7ZM40 209H41V207H40ZM40 209H39V210H40ZM58 209H59V208H58ZM63 209H64V208H63ZM93 209H94V208H93ZM98 209H97V211H96V213H97L96 216H100V215H99L100 213L98 214V211H99ZM106 209H107V208H106ZM114 209H115V208H114ZM132 209H133V208H132ZM165 209H167V208H165ZM165 209H164V210H165ZM171 209H170V210H171ZM176 209H179V208H176ZM183 209H184V208H183ZM203 209H204V208H203ZM214 209H213V210H214ZM223 209H224V208H223ZM229 209H230V208H229ZM233 209H232V210H233ZM236 209H237V208H236ZM255 209H254V210H255ZM259 209H260V208H259ZM0 210H1V209H0ZM2 210H3V209H2ZM18 210H19V208H18ZM45 210H46V209H45ZM56 210H57V209H56ZM70 210H71V209H70ZM73 210H74V209H73ZM73 210H71V213H72ZM76 210H77V209H76ZM94 210H96V209H94ZM124 210H126V209H124ZM124 210H123V212H124ZM136 210H137V209H136ZM145 210H146V209H145ZM152 210H153V209H152ZM170 210H168V211L170 212ZM173 210H174V209H173ZM173 210H172V211H173ZM179 210H180V209H179ZM179 210H178V211H179ZM205 210H206V209H205ZM225 210L227 211V209H225ZM232 210H231V211H232ZM239 210H240V209H239ZM3 211H4V210H3ZM16 211H17V210H16ZM16 211H15V212H16ZM29 211H31V209H29ZM51 211H52V210H51ZM53 211H54V210H53ZM65 211H66V210H65ZM82 211H83V210H82ZM87 211H86V212H87ZM103 211H104V210H103ZM113 211H114V210H113ZM113 211H112V212H113ZM119 211H121V210L118 209V211L115 212V213L118 214ZM131 211H132V210H131ZM131 211H129V212H131ZM143 211H144V210H143ZM153 211H154V210H153ZM166 211H167V210H166ZM181 211H182V210H181ZM181 211H179V212H181ZM187 211H188V210H187ZM201 211H202V210H201ZM210 211H212V210H210ZM219 211H220V210H219ZM222 211H223V210L221 209L220 212H222ZM228 211H229V210H228ZM262 211L264 212V209H262ZM18 212H19V211H18ZM60 212H61V211H60ZM63 212H64V211H63ZM73 212H74V211H73ZM105 212H106V211H105ZM127 212H128V211H127ZM129 212H128L127 214H129ZM134 212H135V209H134ZM134 212H133V213H134ZM202 212H203V211H202ZM215 212H217V211H215ZM4 213H6V212L4 211ZM9 213H12V212H9ZM55 213H56V212H55ZM55 213H54V214H55ZM71 213H69V214H71ZM76 213H78V212H76ZM81 213H83V212H81ZM88 213H89V212H88ZM88 213H87V214H88ZM94 213H95V212H94ZM110 213H111V212H110ZM115 213H114V215H112V216H115V215H116ZM121 213H122V212H121ZM164 213H165V212H164ZM164 213H163V214H164ZM172 213H174V212H171L170 214H172ZM218 213H219V212H218ZM251 213H252V212H251ZM1 214H2V212H1ZM57 214H58V213H57ZM59 214H60V213H59ZM65 214H66V213H65ZM67 214H68V213H67ZM74 214H75V213H74ZM79 214H80V213H79ZM84 214H85V213H83V215H84ZM90 214H91V213H90ZM122 214H123V213H122ZM122 214H121V217H122ZM136 214H137V213H136ZM153 214H155V215H154L155 217L152 215L154 218H158V217L156 216V213H155V212H154ZM165 214H166V213H165ZM170 214H169L168 217H167V218H169V219H170V217H169ZM175 214H176V213H174V215H175ZM190 214H191V213H190ZM199 214H200V213H199ZM199 214H198V215H199ZM222 214H223V213H220L219 215L222 216ZM224 214H225V213H224ZM235 214H236V213H235ZM248 214H250V213H248ZM257 214H256V215H257ZM14 215H15V213H14ZM23 215H24V214H23ZM39 215H40V214H39ZM46 215H47V214H46ZM63 215H64V214H63ZM75 215H76V214H75ZM80 215H81V214H80ZM80 215H79L78 217H80V219H82L83 217H82V215H81V216H80ZM123 215H124V214H123ZM159 215H161V214H159ZM166 215H167V214H166ZM174 215H173V216H174ZM179 215H180V214H179ZM243 215H244L245 217H249V215H247V216H246L245 214H243ZM251 215H252V214H251ZM254 215H255V213H254ZM25 216H26V215H25ZM25 216H24V217H25ZM41 216H42V215H40L39 217L41 218ZM51 216H52V214H51ZM69 216H70V215H69ZM71 216H72V214H71ZM73 216H74V215H73ZM73 216H72V217H73ZM90 216H91V215H90ZM93 216H94V215H93ZM102 216H103V215H102ZM102 216H101V217H102ZM105 216H106V215H105ZM119 216H120V214H119ZM125 216H126V212H125ZM175 216H176V217H175ZM175 216H174V217H171V218H173V219H175V220H176L177 218H179V217H177V216H178L177 214H176ZM181 216H182V215H181ZM183 216L186 217L187 215H183ZM183 216H182V217H183ZM200 216H201V215H200ZM200 216H198L199 218H195V219H199V220H200V219H201ZM217 216H218V215H217ZM217 216H213V218H214V217L216 218ZM221 216H220V217H221ZM230 216H232V215H230ZM233 216H235V215H233ZM240 216H241V215H240ZM22 217H23V216H20V217H19V215H18L17 218H18V219H19V218L21 219ZM26 217H29V216H26ZM39 217H36L35 219H38ZM47 217H48V216H46V217H43V216H42L43 219L46 218V219L48 220L49 217H48V218H47ZM76 217H77V216H76ZM103 217H104V216H103ZM103 217H102L101 219H102V220H105L106 217H104L105 219H104ZM108 217H109V216H108ZM117 217H118V216H117ZM121 217H120V218H121ZM128 217H129V215H128ZM130 217H132V216H130ZM150 217H151V216H150ZM202 217H203V216H202ZM218 217H219V216H218ZM218 217H217L216 219H219V218H220V217H219V218H218ZM222 217H224V215H223ZM222 217H221V218H222ZM225 217H227V216H225ZM245 217H244V218H245ZM257 217H254V218H257ZM0 218H1V217H0ZM2 218H3V217H2ZM12 218H13V217H12ZM54 218H55V217L53 216V219H54ZM58 218H59V217H57V219H58ZM88 218H90V217H88ZM132 218H133V217H132ZM132 218H131V220H133V219L135 220V218H133V219H132ZM147 218H148V217H147ZM151 218H152V217H151ZM154 218H152V219H153L154 221H156L157 219L155 220ZM180 218H181V217H180ZM204 218H205V220L207 219V218L205 217V215H204ZM208 218H210V217H208ZM227 218H229V217H227ZM232 218H234V217H232ZM235 218H236V217H235ZM249 218H250V217H249ZM249 218H247V219L251 222L252 219L250 220ZM251 218H252V217H251ZM263 218H264V216H263ZM263 218H261V219H263ZM5 219H6V217H5ZM22 219H23V218H22ZM24 219H25V218H24ZM28 219H29V218H28ZM28 219H27V220H28ZM35 219H34V220H35ZM49 219H51V218H49ZM55 219H56V218H55ZM71 219H72V218H71ZM78 219H79V218H78ZM96 219H98V218H96ZM99 219H100V218H99ZM115 219H116V218H115ZM124 219H125V221H126L127 218L125 217ZM139 219L141 220L140 217H139ZM148 219L150 220V218H148ZM161 219H162V218H161ZM183 219H184V218H183ZM183 219H181L182 221H180V219H179V224L182 225V223H180V222H183V221H184ZM241 219H242V218H241ZM258 219H256V220H258ZM261 219H259V220L261 221ZM1 220H2V219H1ZM14 220H16V219H14ZM25 220H26V219H25ZM34 220H33V221H34ZM75 220H76L75 222L78 221L77 219H75ZM82 220H83V219H82ZM85 220H86V219H85ZM89 220H90V219H89ZM108 220L110 221V220H112V218L109 217ZM119 220H120V219H119ZM119 220L117 219V221H119ZM145 220H146V219H145ZM149 220H148V222H149ZM153 220H151V221H153ZM164 220H166V219H164ZM192 220H193V219H192ZM202 220H203V218H202ZM202 220H201V221H202ZM208 220H210V219H207L206 222H207ZM211 220H213V219L211 218ZM220 220H222V219H220ZM243 220L245 221V219H242V221H243ZM20 221H21V220H20ZM20 221H19V222H20ZM31 221H32V220H31ZM39 221H42V220H39ZM54 221H55V220H54ZM60 221H61V220H60ZM92 221H94V220L92 219ZM121 221H122V220H121ZM125 221L123 220L122 222H125ZM136 221H137V220H136ZM141 221H143V220H141ZM157 221H158V220H157ZM167 221H168V219H167ZM194 221H196V220H193V222H194ZM201 221H200V223H201ZM215 221H216V220L214 219V222H215ZM227 221H228V220H227ZM236 221H238V220H236ZM239 221H241V220H239ZM242 221H241V223H242ZM244 221H243V222H244ZM246 221H247V220H246ZM246 221H245V222H246ZM252 221H253V220H252ZM260 221H259V222H260ZM2 222H3V220H2ZM2 222H1V224H2ZM7 222H8V221L6 220L5 223H7ZM23 222H24V221H23ZM44 222H45V220H44ZM49 222H50V221H49ZM62 222H63V221H62ZM75 222H74V224H75ZM78 222H79V221H78ZM81 222H82V221H81ZM87 222L89 223V221H87ZM87 222H85L86 225H88ZM90 222H91V220H90ZM126 222H127V221H126ZM126 222H125V224L128 226V223H126ZM130 222H131V221H130ZM134 222H135V221H134ZM134 222L132 221L131 223H134ZM143 222H144V221H143ZM146 222H147V221H146ZM148 222H147V223H148ZM163 222H165V221H163ZM185 222H186V221H185ZM190 222H191V221H190ZM212 222H213V221H212ZM214 222H213V223H214ZM216 222H217V221H216ZM224 222H225V221H224ZM230 222H231V224H232V222H234V221H233V220H232V221L230 220ZM250 222H249V223H250ZM253 222H255V221H253ZM257 222H258V221H257ZM257 222H255V223H257ZM259 222H258V223H259ZM21 223H22V221L20 222V224H21ZM27 223H28V222H27ZM27 223H25V224H23V225L25 226ZM33 223H34V222H33ZM33 223H32V224H33ZM35 223H36V222H35ZM41 223H42V222H41ZM47 223H48V222H47ZM82 223H83V225H84V220H83ZM104 223H105V222H104ZM104 223H102V224H104ZM107 223H108V222H106L105 224H107ZM110 223H111V222H110ZM116 223H117V222H116ZM153 223H154V222H153ZM158 223H159V222H158ZM158 223H156V224H158ZM194 223H195V222H194ZM213 223H212V224H213ZM222 223H223V220H222ZM249 223H248V224H249ZM258 223H257V225H258ZM260 223H261V222H260ZM1 224H0V226H1ZM15 224H16V222H15ZM29 224H30V223H28V225H29ZM38 224H39V223H38ZM43 224H44V223H43ZM54 224H55V223H54ZM77 224H78V223H77ZM91 224H92V223H90L88 226L91 227V226L94 225V224H93V225H91ZM105 224H104V227L109 226V224H108L107 226H106ZM111 224H112V223H111ZM111 224H110V225H111ZM114 224H115V223H114ZM138 224H139V223H138ZM151 224H152V223H151ZM156 224H155V225H156ZM166 224H167V222H166ZM166 224L164 225L165 228L167 227ZM196 224H197V222H196ZM196 224H195V225L193 224V225L195 226V227L193 226V231H194V229H195L196 226H197ZM206 224H209V223H206ZM216 224H217V223H216ZM223 224H224V223H223ZM239 224H240V223H239ZM243 224H244V223H243ZM245 224H246V223H245ZM3 225H4V224H3ZM10 225H11V224H10ZM50 225H51V224H50ZM67 225H68V224H67ZM97 225H98V224H97ZM97 225H96V223H95V226H97ZM118 225H119V224H118ZM121 225H123V224H121ZM152 225H153V224H152ZM158 225L160 226V228L163 227V225L161 226V223H159ZM169 225L171 226L172 223H170ZM169 225H168V226H169ZM174 225H175V224L173 223V226H174ZM177 225H178V224H176V226H177ZM202 225H203V224H202ZM214 225H215V223H214ZM220 225H221V224H220ZM232 225H233V224H232ZM240 225H241V224H240ZM249 225H251V224H249ZM255 225H256V224H255ZM255 225H254V226H255ZM20 226H21V225H20ZM42 226H43V225H42ZM42 226L40 227L41 229H42ZM61 226H63V225H61ZM65 226H66V225H65ZM65 226H63V227H65ZM73 226H74V225H73ZM75 226H76V225H75ZM77 226H78V225H77ZM99 226H100V225H99ZM135 226H136V225H135ZM170 226H169V227H170ZM176 226H175V227H176ZM182 226H183V225H182ZM185 226H186V225H185ZM199 226H200V225H199ZM210 226H211V224H210ZM210 226H209V227H210ZM222 226H223V225H222ZM226 226H227V225H226ZM245 226H246V225H245ZM251 226H252V225H251ZM251 226H250V227H251ZM262 226H264V224H263ZM5 227H7V226L4 225V228H5ZM15 227H16V226H15ZM15 227H14V228H15ZM28 227H29V226H28ZM32 227H34V226H32ZM48 227H49V226H48ZM48 227H47V228H48ZM52 227H53V226H52ZM63 227H62V228H63ZM69 227H72V223H71V225H70V223H69ZM83 227L85 228V226H83ZM83 227H82V228H83ZM86 227H87V226H86ZM90 227H88V228H90ZM100 227H101V226H100ZM111 227H112V226H111ZM116 227H117V226H116ZM128 227H129V226H128ZM132 227H133V226H132ZM136 227H137V226H136ZM136 227H135V228H136ZM141 227H143V226H141ZM164 227H163V228H164ZM169 227H168V228H169ZM171 227H172V226H171ZM197 227H198V226H197ZM209 227L206 228V229L209 230ZM211 227L213 228V225H212ZM234 227H235V225H234ZM240 227L245 228V227H243L242 225H241ZM240 227H239V228H240ZM17 228H18V227H17ZM17 228H15V229L17 230ZM22 228L24 229V227H22ZM22 228H19V229L22 230ZM35 228H36V227H35ZM35 228H34V229H35ZM37 228H38V227H37ZM60 228H61V227H60ZM75 228L77 229V227H75ZM75 228H74V230H75ZM79 228H80V227H79ZM109 228H110V227H109ZM109 228H108V230L111 231ZM113 228H114V229H113ZM113 228H112V229H113L114 231H115V229H117L116 231L120 230V228H115V227H113ZM125 228H126V227H125ZM135 228H133V229L135 230ZM156 228H157V227H156ZM158 228H159V227H158ZM182 228H183V227H182ZM214 228H215V227H214ZM216 228H218V227H216ZM221 228H222V227H221ZM232 228H233V227H232ZM248 228H249V226H248ZM253 228H254V227H253ZM10 229H11V228H10ZM12 229H13V228H12ZM26 229H27V228H26ZM43 229H44V228H43ZM68 229H70V228H67V230H68ZM71 229H72V231H73V228H71ZM71 229H70V230H71ZM90 229H91V228H90ZM90 229H89V230H90ZM97 229H98V228H97ZM97 229H95V230H97ZM130 229L132 230V228H130ZM130 229H129V230H130ZM183 229H184V228H183ZM191 229H192V228H191ZM200 229H201V228H200ZM210 229H211V228H210ZM225 229H226V227H225ZM236 229H237V228H236ZM246 229H247V228H246ZM246 229H245V230H246ZM254 229H255V228H254ZM2 230H5V231H6V228H5V229H2ZM2 230H1V231H2ZM7 230H9V229H7ZM31 230H32V229H31ZM45 230H46V228H45ZM64 230H66V229H64ZM67 230H66V231H67ZM70 230H69V231H70ZM77 230H78V229H77ZM83 230H84V229H83ZM87 230H88V229H87ZM87 230H86V231H87ZM93 230H94V227H93ZM93 230H92V231H93ZM105 230H106V229H105ZM131 230H130V231H131ZM148 230H150V229H148ZM148 230H147V231H148ZM152 230H153V229H152ZM157 230H158V229H157ZM162 230H163V229H162ZM168 230H169V229H168ZM177 230H178V229H177ZM180 230H181V229H180ZM195 230H196V229H195ZM204 230H205V229H204ZM215 230H216V229H215ZM221 230H222V229H221ZM245 230H242V231L244 232ZM12 231H14V229L11 230V232H12ZM19 231H20V230H19ZM34 231H35V230H34ZM39 231H40V229H39ZM48 231H49V230H48ZM62 231H63V230H62ZM72 231H71V232H72ZM75 231H76V230H75ZM86 231H84V234H86V233H85ZM92 231L89 232L91 235H92ZM123 231H124V230H123ZM132 231H133V230H132ZM132 231H131V232H132ZM142 231L144 232V230H142ZM150 231H151V230H150ZM158 231H160V230H158ZM158 231H157V232H158ZM166 231H167V230H166ZM173 231H174V229H173ZM184 231H185V230H184ZM193 231H192L191 233H193ZM210 231H211V230H210ZM216 231H217V230H216ZM219 231H220V229H219ZM222 231H223V230H222ZM14 232H15V231H14ZM25 232H26V230H25ZM25 232H24V233H25ZM35 232H36V231H35ZM35 232H34V233H35ZM43 232H44V231H43ZM55 232H56V231H55ZM59 232H60V231H59ZM67 232H68V231H67ZM80 232H81V231H80ZM93 232L95 233L96 231H93ZM121 232H122V230H121ZM131 232H130V233H131ZM145 232H146V231H145ZM154 232H155V231H154ZM157 232H156V236H157ZM160 232H162V231H160ZM196 232H198V231H196ZM196 232H194V233H196ZM205 232H206V231H205ZM223 232H224V231H223ZM243 232H241V234H242ZM8 233H9V231H8ZM8 233H6V234H8ZM18 233H19V232H18ZM38 233H41V231L38 232ZM63 233H65V232H63ZM96 233H98V232H96ZM99 233H100V232H99ZM99 233H98V234H99ZM112 233H113V232H112ZM125 233H126V232H125ZM132 233H133V232H132ZM132 233H131V234H132ZM139 233H140V232H139ZM149 233H150V232H149ZM158 233H159V232H158ZM185 233H186V232H185ZM210 233H211V232H210ZM213 233H216V232H213ZM213 233H211V234H213ZM244 233H245V232H244ZM247 233H248V232H247ZM252 233H253V232H252ZM259 233H260V232H259ZM10 234H11V233H9L8 235H10ZM20 234L22 235L23 233L21 232ZM32 234H33V233H32ZM35 234L38 235L37 233H35ZM52 234H53V233H52ZM68 234H69V233H68ZM70 234H71V233H70ZM87 234H88V233H87ZM87 234H86L85 236L90 235V234H88V235H87ZM107 234H108V233H107ZM116 234H117V233H116ZM118 234H119V232H118ZM127 234H129V233H127ZM131 234H130V235H131ZM141 234H142V233H141ZM154 234H155V233H154ZM170 234H171V233H170ZM170 234H169V235H170ZM187 234H188V233H187ZM217 234H218V231H217ZM225 234H226V230H225ZM233 234H234V233H233ZM236 234H237V236H238V233H236ZM239 234H240V232H239ZM241 234H240V235H241ZM250 234H251V233H250ZM250 234L248 233L247 235H250ZM255 234H257V233L254 232V235H255ZM263 234H264V232H263ZM2 235H3V234H2ZM8 235H7V236H8ZM11 235H12V236H11ZM11 235H10L11 237H13V235H14V237H15V233H14V234H11ZM16 235H17V233H16ZM25 235L28 236L29 234H28V233H25ZM25 235H24V237H25ZM40 235H41V234H40ZM45 235H46V233H45ZM72 235H74V234H72ZM93 235H94V234H93ZM112 235H113V234H112ZM112 235L109 234V236H112ZM121 235L123 236V235H125V234H121ZM130 235H128V236L130 237ZM135 235H137V234H135ZM158 235L160 236V234H158ZM194 235H195V234H194ZM205 235H206V234H205ZM205 235H204V237H205ZM207 235H208V233H207ZM243 235H244V234H243ZM243 235H242V236H243ZM254 235H253V236H254ZM31 236H32V235H31ZM38 236H39V235H38ZM38 236H37V237H33V238H37V240H38V238L40 237V236H39V237H38ZM51 236H53V235H51ZM56 236L59 237L60 234H59V235H56ZM62 236H63V235H62ZM66 236L68 237V235H66ZM66 236L64 235V237H66ZM75 236H77V235H75ZM75 236H73L72 238H74ZM83 236H84V235H83ZM96 236H97V235H96ZM115 236H116V235H115ZM126 236H127V235H126ZM131 236H132V235H131ZM170 236H171V235H170ZM191 236H192V235H191ZM223 236H224V235H223ZM223 236H222V237H223ZM228 236H229V235H228ZM235 236H236V235H235ZM235 236H234V237H235ZM260 236H261V235H259L258 238H259ZM262 236H264V235H262ZM4 237H5V235H4ZM11 237H9V239H10ZM14 237H13V238H14ZM21 237H22V236H21ZM24 237H23V238H24ZM48 237H49V236H48ZM64 237H62V238L64 239ZM88 237H90V236H88ZM88 237H87V238H88ZM93 237H95V236H93ZM120 237H121V236H120ZM124 237H125V236H124ZM134 237H135V236H134ZM137 237L140 238V236L138 235V236L135 237V239H137ZM166 237L168 238L167 235H166ZM189 237H190V236H189ZM195 237H198V236H195ZM219 237H220V236L217 235V238H219ZM224 237H225V236H224ZM230 237H231V235H230L228 238H230ZM232 237H233V235H232ZM234 237H233V238H234ZM1 238H2V236H1ZM15 238H17V236H16ZM19 238H20V237H19ZM25 238H26V237H25ZM40 238H42V237H40ZM44 238H45V236H44ZM69 238H71V236H69V237L67 238L68 243H66V245L69 244V240H68ZM72 238H71V239H72ZM81 238H82V236H81ZM112 238H114V237H112ZM116 238H117V237H116ZM132 238H133V237H132ZM141 238H142V237H141ZM144 238H146V240H147V237H146V236H145ZM144 238H143V239H144ZM161 238H162V237H161ZM164 238H165V237H164ZM185 238H186V237H185ZM185 238H184V239H185ZM225 238H226V237H225ZM228 238H227V239H228ZM261 238H262V237H261ZM6 239H7V238H6ZM6 239H4V240H6ZM11 239H12V238H11ZM11 239H10V241H11ZM63 239H62V240H63ZM74 239H75V238H74ZM79 239H80V237H79ZM79 239H78V240H79ZM91 239H92V238H91ZM110 239H111V238H110ZM117 239H118V238H117ZM124 239H125V238H124ZM126 239H127V238H126ZM126 239H125V240H126ZM133 239H134V238H133ZM143 239H142V240H143ZM158 239H159V242H160V238H158ZM158 239H157V240H158ZM180 239H181V238H180ZM205 239H206V238H205ZM214 239H215V238H214ZM230 239H231V238H230ZM237 239H239V238H236V240H237ZM241 239H242V238H241ZM241 239H240V240H241ZM249 239H250V238H249ZM15 240H16V239H15ZM17 240H18V238H17ZM20 240H21V239H20ZM20 240H18V241H20ZM25 240H26V239H25ZM27 240H28V239H27ZM27 240H26V241H27ZM30 240H31V238L28 240L29 243H30ZM33 240H34V239H33ZM37 240H36V241H37ZM42 240H43V239L40 240L41 242L39 241L40 244L42 243ZM49 240H52V239H48L47 241L49 242ZM60 240H61V239H60ZM75 240H76V239H75ZM78 240H77V241H78ZM81 240H82V239H81ZM84 240H87V239H84ZM94 240L96 241V239H94ZM115 240H116V239H115ZM127 240H128V239H127ZM138 240H139V239H138ZM138 240H137V241H138ZM146 240L144 239V241H146ZM148 240H149V239H148ZM150 240H151V239H150ZM152 240H153V239H152ZM163 240H164V239H163ZM163 240H162V241H163ZM168 240H169V238H168ZM171 240H172V239H171ZM174 240H176V238H175ZM174 240H173V241H174ZM181 240H182V239H181ZM185 240H187V239H185ZM188 240H189V239H188ZM190 240H191V239H190ZM217 240H218V239H217ZM236 240H235V241H236ZM259 240H260V239H259ZM263 240H264V239H263ZM6 241H7V240H6ZM6 241H4V242H6ZM22 241H24V240H22ZM53 241H54V239H53ZM55 241H56V240H55ZM55 241H54V242H55ZM67 241H66V242H67ZM73 241H74V240H73ZM118 241H121V240L119 239ZM118 241L116 240V242L119 244ZM135 241H136V240H135ZM140 241H141V240H139V243L141 244V246L138 245V244H139L138 242H137L138 244H136L137 246H136V245H135V246H136V248L139 246L138 248H140V250H141V248L143 247V245H142V242H140ZM153 241H154V240H153ZM155 241H156V238H155ZM155 241H154V242H155ZM177 241H178V239H177ZM177 241H176V242H177ZM206 241H207V240H205V241L203 240V241H200L199 243L202 242L201 245L203 246V242H206ZM212 241H213V240H212ZM212 241H211V240L208 241V242H209V245L211 244ZM215 241H216V239H215ZM223 241H224V240H223ZM223 241H222V243H223ZM233 241H234V240H233ZM257 241H258V239H257ZM15 242H16V241H15ZM32 242H33V241H32ZM64 242H65V241H64ZM70 242H71V241H70ZM89 242H90V241H89ZM91 242H92V241H91ZM108 242H109V241H108ZM122 242H123V241H122ZM126 242H127V243L129 242L128 244H130V240H129V241H126ZM149 242H150V241H148V244H149ZM178 242H179V241H178ZM190 242H192V241H190ZM208 242H206V243L208 244ZM225 242H226V240H225ZM225 242H224V243H225ZM263 242H264V241H263ZM2 243H3V242H2ZM8 243H9V242H8ZM18 243H19V242H18ZM20 243H21V241H20ZM23 243H25V242H23ZM37 243H38V242H37ZM37 243H35V244H37ZM44 243H46V240H45ZM79 243H80V242H79ZM83 243L89 244V243H87V242H85V241L82 242V243H80V244H83ZM94 243H95V242H94ZM106 243H107V242H106ZM117 243H115V244H117ZM127 243H125V244H127ZM143 243H144V242H143ZM157 243H158V242H157ZM167 243H168V242H167ZM171 243H172V242H170V243H168V244L171 245ZM173 243H174V242H173ZM181 243H182V242L180 241L179 244L181 245ZM192 243H193V242H192ZM196 243H197V242H196ZM196 243H195V244H196ZM206 243H205L204 246L207 245ZM214 243H215V242H213V244H214ZM234 243H235V242H234ZM260 243H262V242L260 241ZM4 244H6V243H4ZM31 244H33V243H31ZM40 244H38V247H41V246L44 247V245H45V244H44V245L39 246ZM64 244H65V243H64ZM64 244H63V245H64ZM80 244H79V245H80ZM102 244H103V243H102ZM104 244H105V243H104ZM108 244H109V243H108ZM115 244H111V246L115 247ZM118 244H117V246H118ZM125 244H124V247H125ZM131 244H135V242H132ZM168 244H167V245L165 244V245L168 247ZM179 244H177V245H179ZM187 244H188V243H187ZM193 244H194V243H193ZM213 244H212V245H213ZM241 244H242V243H241ZM244 244H245V243H244ZM262 244H263V243H262ZM20 245H21V244H20ZM46 245H47V244H46ZM50 245H52L51 242H50ZM50 245H49V246H50ZM53 245H54V243H53ZM61 245H62V244H61ZM61 245H59L58 248H60ZM83 245H84V244H83ZM83 245H82V246H83ZM91 245H93V244H90L89 246L91 247ZM109 245H110V244H109ZM109 245H108V246H109ZM150 245H151V244H150ZM150 245H148V246L150 247ZM153 245H154V244H153ZM155 245H156V244H155ZM158 245H160V244H158ZM161 245L164 246V243L161 244ZM175 245H176V244H175ZM183 245H184V244H183ZM198 245H199V244H198ZM246 245H247V244H246ZM0 246H1V245H0ZM9 246H10V245H9ZM30 246H31V245H30ZM69 246H73V244H69ZM74 246H76V244H75ZM93 246H94V245H93ZM128 246L131 247L132 245H128ZM133 246H134V245H133ZM135 246H134V248H135ZM189 246H190V245H189ZM214 246H217V244L214 245ZM232 246H233V245H232ZM7 247H8V246H7ZM55 247H57V246H55ZM55 247H54V248H55ZM65 247H66V246H64V248H65ZM79 247H81V246H79ZM98 247H100V246H98ZM98 247H97V248H98ZM120 247H121V246H120ZM124 247H123V248H124ZM126 247H127V246H126ZM126 247H125V248H126ZM129 247H128V248H129ZM169 247H170V246H169ZM172 247H173V246H172ZM172 247H171V248H172ZM179 247H180V246H179ZM179 247H175V248H179ZM196 247H197V246H196ZM227 247H228V246H227ZM241 247H242V246H241ZM241 247H240V249H241ZM250 247L252 248V247H253V244H252ZM261 247H262V245H261ZM261 247H260V248H261ZM9 248H10V247H9ZM20 248H21V247H19V249H20ZM46 248H47V247H46ZM52 248H53V247H52ZM69 248L71 249V247H69ZM75 248H77V246H76ZM81 248H82V247H81ZM85 248H86V250H87V247H86V246H85ZM93 248H94V247H93ZM108 248H109V247H108ZM116 248H117V247H116ZM144 248H145V247H144ZM216 248H217V247H216ZM225 248H226V247H225ZM235 248H236V247H235ZM246 248H247V247H246ZM246 248H245V249H246ZM255 248H256V247H255ZM260 248H259V249H260ZM19 249H18V251L22 252V251L19 250ZM38 249H40V248H38ZM50 249H51V248H50ZM56 249H57V248H56ZM66 249H68V246L66 247ZM79 249H80V248H79ZM82 249H84V248H82ZM89 249H90V248H89ZM91 249H92V248H91ZM94 249H96V247H95ZM94 249H93L92 251H95ZM113 249H114V248H113ZM113 249H112V250H113ZM130 249L133 250L132 248H130ZM148 249H149V248H148ZM148 249L146 248V250H148ZM153 249H154V247H153ZM161 249H162V248H161ZM161 249H158V250L162 251ZM163 249H164V247H163ZM173 249H174V248H173ZM212 249H213V248H212ZM212 249H211V251H212ZM237 249H238V248H237ZM10 250H12V249L10 248ZM47 250H48V248H47ZM61 250L64 251L63 249H61ZM77 250H78V249H77ZM80 250H81V249H80ZM122 250H123V249H122ZM124 250H125V249H124ZM135 250H136V249H134V251H135ZM156 250H157V248L155 249V253H156ZM171 250H172V249H171ZM181 250H182V249H181ZM202 250H203V249H202ZM204 250H205V249H204ZM238 250H239V249H238ZM246 250L249 251L250 248H249V249H246ZM246 250H245V251H246ZM254 250H256V249H254ZM30 251H31V250H30ZM38 251L40 252V251H44V250L41 249V250H38ZM38 251H37V252H38ZM54 251H55V250H54ZM65 251H66V250H65ZM70 251H71V250H70ZM87 251H88V250H87ZM90 251H91V250H89V252H90ZM92 251H91V252H92ZM98 251H101V250L98 249ZM108 251H109V250H108ZM108 251L105 252V251L103 250V252H105V253H108ZM127 251H129V250H127ZM143 251H144V250H143ZM151 251H152V249H151ZM169 251H170V250H169ZM169 251H168V252H169ZM172 251H173V250H172ZM205 251H206V250H205ZM205 251H204V252H205ZM211 251H210V252H211ZM215 251H216V250H215ZM230 251H231V253H232V250H231V249H230ZM256 251H257V250H256ZM13 252H14V251H13ZM60 252H61V251H60ZM68 252H69V251H68ZM72 252H73V251H71L70 253H72ZM75 252H76V251H75ZM75 252H74V254H75ZM77 252H78V251H77ZM77 252H76V254H77ZM80 252H81V251H80ZM83 252H84V251H83ZM113 252H114V251H113ZM116 252H117V251H116ZM144 252H145V251H144ZM158 252H159V251H158ZM195 252H196V251H195ZM222 252H223V251H222ZM225 252H228V251H225ZM3 253H4V252H3ZM3 253H2V254H3ZM5 253H6V252H5ZM10 253H11V251H10ZM26 253H27V252H26ZM46 253H47V252H46ZM51 253H52V252H51ZM64 253H65V252H64ZM78 253H79V252H78ZM98 253H99V252H98ZM134 253H135V252H134ZM136 253H137V252H136ZM141 253H142V252H141ZM147 253H148V252H147ZM151 253L153 254L154 251H152ZM155 253H154V254H155ZM196 253H197V252H196ZM201 253H202V252H201ZM201 253H200V255H202ZM211 253H212V254H211ZM211 253H210V254H211L210 257L213 256V252H211ZM215 253H216V252H215ZM238 253H239V252H238ZM262 253L264 254V252H262ZM23 254H24V252H23ZM28 254H29V253H28ZM49 254H50V253H49ZM62 254H63V253H61V255H62ZM72 254H73V253H72ZM81 254H82V253H81ZM90 254L92 255V253H90ZM129 254H131V257H132V253L129 252ZM144 254H145V253H144ZM152 254H151V255H152ZM156 254H158V253H156ZM160 254H162V253H160ZM172 254H173V253H172ZM175 254H176V253H175ZM186 254H187V253H186ZM203 254H204V253H203ZM216 254H217V253H216ZM226 254H227V253H226ZM257 254H259V252H258ZM4 255H5V254H4ZM6 255H9V254H6ZM18 255H19V253H18ZM20 255H22V254H20ZM34 255H35V254H34ZM50 255H51V254H50ZM52 255H53V254H52ZM77 255H78V254H77ZM79 255H80V254H79ZM79 255H78V256H79ZM96 255H98V254H96ZM104 255H105V254H104ZM104 255H103V257H104ZM106 255H107V254H106ZM106 255H105V257H107ZM124 255H125V254H124ZM140 255H141L140 253H137V254H136V256H138V257H139ZM147 255H148V254H147ZM176 255H177V254H176ZM182 255H183V254H182ZM187 255L192 256L193 253H191V254H187ZM205 255L207 256V253H206ZM205 255H204V256H205ZM218 255H220V254L218 253ZM221 255H222V254H221ZM228 255H229V253H228ZM245 255H246V254H245ZM259 255H260V254H259ZM0 256H1V254H0ZM16 256H17V255H16ZM38 256H39V255H38ZM58 256L60 257L59 254H58ZM62 256H63V255H62ZM68 256H69V254H68ZM68 256H63V257H66V258H67ZM71 256H72V255H71ZM85 256H86V255H85ZM98 256H99V255H98ZM108 256H110V255H108ZM144 256H145V255H144ZM155 256H156V255H155ZM155 256H154V257H155ZM184 256H185V255H184ZM195 256H196V255H195ZM195 256H194V258H195ZM216 256H217V255H216ZM226 256H227V255H226ZM246 256H247V255H246ZM252 256H253V255H252ZM261 256H262V255H260V257H261ZM13 257H15V256L13 255ZM18 257H20V256H18ZM41 257H44V256L41 255ZM46 257H47V256H46ZM46 257H44L43 259L45 260ZM54 257H55V256H54ZM83 257H84V256H83ZM83 257H82V258H83ZM87 257H88V255H87ZM90 257H91V256H90ZM92 257H93V256H92ZM100 257H101V256H100ZM100 257H98V258H100ZM110 257H111V256H110ZM146 257H147V256H146ZM148 257H149V255H148ZM148 257H147V258H148ZM157 257H158V255H157ZM162 257H163V256H162ZM162 257L160 256V259H161ZM165 257H166V256H165ZM198 257H199V256H198ZM213 257H214V256H213ZM254 257H258V255H257V256H254ZM49 258H51V257H49ZM49 258H48V259H49ZM68 258L71 259L70 257H68ZM76 258H77V256H76ZM76 258L74 259V261L76 260ZM95 258H96V259H95ZM95 258H94V259L98 261V260H100L102 257H101L100 259H97V256H96ZM140 258H141V256H140ZM140 258H139V260H140ZM155 258H156V257H155ZM177 258H178V257H177ZM177 258L175 259V261H177ZM190 258H191V257H190ZM214 258H215V257H214ZM216 258H218V257H216ZM220 258H221V257H220ZM252 258H253V257H252ZM13 259H14V258H13ZM15 259H17V257H16ZM18 259H19V258H18ZM28 259H31V258H28ZM28 259H27V260H28ZM51 259H54V260H55L56 258H53V257H52ZM61 259H63V258H61ZM61 259H60V260H61ZM64 259H65V258H64ZM80 259H81V258H80ZM92 259H93V258H92ZM94 259H93V260H94ZM106 259H107V258H106ZM132 259H133V258H132ZM134 259L136 260V258H134ZM149 259H150V258H149ZM156 259H157V258H156ZM158 259H159V258H158ZM165 259H166V258H165ZM180 259H181V258H180ZM184 259H188V258H185V257H184ZM199 259H200V257H199ZM243 259H244V258H243ZM256 259H257V258H256ZM259 259H260V258H259ZM46 260H47V259H46ZM54 260H51V262H54ZM60 260H59V261H60ZM103 260H104V259H103ZM120 260L123 261L122 258H121ZM151 260H152V259H151ZM163 260H164V259H163ZM163 260H162V261H163ZM168 260L170 261V259H168ZM168 260H167V261H168ZM181 260H183V259H181ZM210 260H211V259H210ZM225 260H226V259H225ZM228 260H229V259H228ZM254 260H255V259H254ZM7 261H8V260H7ZM12 261H14V260H12ZM18 261H19V260H17V263H16V264H19ZM42 261H43V260H42ZM56 261H57V260H56ZM72 261H73V260H72ZM74 261H73V262H74ZM112 261H114V260H112ZM121 261H120V262H121ZM128 261H129V259H128ZM128 261H127V262H128ZM131 261H132V260H131ZM152 261H153V260H152ZM154 261H158V260H155V259H154ZM178 261H179V260H178ZM212 261H213V260H212ZM220 261H221V260H220ZM263 261H264V260H263ZM8 262H9V264H10V263H11V259H9ZM67 262H68V261H67ZM67 262H66V263H67ZM90 262H91V261H90ZM103 262H105V263L107 264L108 261L106 260V261H103ZM110 262H111V261H110ZM110 262H109V263H110ZM116 262H118V261H116ZM124 262H126V261H124ZM133 262H134V260H133ZM137 262H138V261H137ZM158 262H159V261H158ZM158 262H157V263H158ZM179 262H181V261H179ZM191 262H192V261H191ZM196 262H197V261H196ZM208 262H209V261H208ZM214 262H216V261H214ZM232 262H238V261H232ZM54 263H59V262L57 261V262H54ZM70 263H71V262H70ZM94 263H95V262H94ZM94 263H92V264H94ZM135 263H136V262H134V264H135ZM141 263H142V262H141ZM147 263H148V262H147ZM159 263H161V262H159ZM186 263H188V262L186 261ZM189 263H190V262H189ZM202 263H203V262H202ZM205 263H206V264H209L210 262L207 263V262L205 261ZM212 263H213V262H212ZM216 263L218 264V261H217ZM216 263H213V264H216ZM225 263H227V262H225ZM248 263H249V262H248ZM262 263H263V262H262ZM5 264H6V263H5ZM7 264H8V263H7ZM36 264H37V263H36ZM49 264H50V263H49ZM51 264H52V263H51ZM60 264H61V262H60ZM62 264H64V263H62ZM85 264H87V263H85ZM88 264H89V263H88ZM101 264H102V263H101ZM110 264H111V263H110ZM115 264H116V263H115ZM139 264H140V263H139ZM161 264H163V263H161ZM176 264H177V263H176ZM184 264H185V260H184ZM190 264H192V263H190ZM194 264H195V263H194ZM249 264H250V263H249Z\"/></svg>",
  "mask_w": 264,
  "mask_h": 264
}]
</instances>
